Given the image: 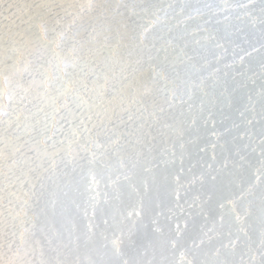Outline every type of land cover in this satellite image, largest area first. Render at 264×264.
<instances>
[{
	"label": "rangeland",
	"instance_id": "374dc122",
	"mask_svg": "<svg viewBox=\"0 0 264 264\" xmlns=\"http://www.w3.org/2000/svg\"><path fill=\"white\" fill-rule=\"evenodd\" d=\"M36 19H37V16L36 15H34V17H31V19H28V20H26L25 22V26L26 25H30L31 26V28H32V33L31 34H24L25 36H22L23 34L21 33V32H19V34L18 33H16L15 35H14V37L12 36L11 37V39H9V40H7V41H5L4 43H2V44H0V92H2V96L0 95V103H2L3 104V102H4V110H5V112H8V115L9 116H7V115H5V117H2V118H0V119H2L3 121H4V124H2V123H0L1 125L0 126H2V127H0V143H3V144H0V151L2 150V153H3V163H2V167H0V171H2V173H3V180H2V182H0V184H2V188H3V192L2 193H0V197H2V199L0 198V200L2 201H0V210H1V212H0V218H4L3 220L2 219H0V228L2 229H0V235H6V236H8V237H2V236H0V243H1V245H0V253H2V254H0V256H1V258L0 259H2L3 260V262H4V264H101V263H103V264H120V261H121V264H139V263H142V264H147V262L146 261H149V263L151 262V261H153L154 262V258H158V257H160V258H158V261H161V263H163V264H165L164 262L166 261L167 263L166 264H187L188 262H194L195 264H202V262L203 261H205L203 264H213L214 263V261H216V258L218 259V260H220V261H216V262H218V263H214V264H223L224 262V260L226 259V261L227 260H229L228 258L229 257H231V255L232 254H230V248L232 247V245H233V243L234 244H239V247H240V245H242V244H244L245 242V244L243 245L245 248H242L243 246H241L240 248H241V250H238L237 252H240V254H242V255H240V257L241 256H243V257H241V258H239V257H237L236 259H234V260H232L231 261V263L229 262V263H227L226 261H225V263H227V264H232V263H234L235 264V262H237L236 264H250L251 262H252V264H253V257H255L256 255H259V254H261V251H263V254H264V250H262V249H264L263 247H264V245H262V243L264 244V224H262V222L259 224V227L257 228V225H254V221H255V219L257 218V217H259V216H255V215H259L258 214V211H256V209L255 208H258V206H259V204H260V200L262 199V198H264V189L262 188V187H264V179H263V177H264V175H262V173H264V168H263V165H264V162H262V161H264V159L261 161L260 160V158H261V156H260V151H259V149H258V145H259V143H260V140H259V138H262L261 137V134H260V132H261V130H262V127H264L263 125L261 126L260 124H262V123H264V121H263V119H262V116H261V113H262V115L264 114V107L262 106L263 105V103H264V87H262V86H264L263 84H264V65L262 66H259V68L262 70V71H259L260 69L257 67V69L256 68H254V69H252V70H250V71H247V70H243V69H241V70H239V75L238 74H233V75H231L230 77H231V79H232V77H233V79H232V81H231V79L228 77V80L226 79L225 81L224 80H222V78H221V76L220 75H218L217 73H213V74H211L210 76H209V78H211V83H208L207 84V86L209 85V87H207V88H205V87H203V85H206L205 83H196V82H193V81H189V82H186L185 84V86H183V87H181L182 85H184V83H182V84H178V82H180V81H178L177 79L175 80V78L174 77H168L169 78V80H168V78H164V77H166V76H164V75H160V74H155V73H153L154 74V76H153V74L150 72V69H149V66L146 64V58H143V60H141V61H139V60H137V62H139V63H137V64H140V63H142V65H144L143 63H145V66H146V68L147 69H149V72L152 74H150L151 76H152V78H151V76H149V72H147V69L145 68L144 69V66L143 67H140L142 70H136L137 72H135L134 73V71L131 69V71H129L130 69H128V68H124L123 70H125V71H123L124 72V75L123 76H125L126 77V81L128 80V82H126V81H123L122 82V84H118V86H119V88H120V92H118V90H119V88H117V86L115 87V88H111L110 87V82H109V76H110V74L108 73V75L109 76H107L106 74H107V71H103V73H98V75H96V76H92V77H89V75L88 74H86V73H88V71H89V69H88V67L86 66V63H88L89 62V57H86V58H83V60H82V57H79L77 60H74V61H72V63L73 64H71V65H75L76 66V69H74V70H71L70 72L69 71H66L67 69H71L70 67H69V65L67 66H65V64H66V57H64L63 55H57V54H55V53H53V51L51 50V45H50V40H49V37L44 33V31L42 30V27L39 25V23H38V21H36ZM36 23V24H35ZM38 29V30H37ZM20 36V37H19ZM21 37H23V38H21ZM26 37H27V39H26ZM28 37H29V40H28ZM24 39V40H23ZM35 39H37V40H35ZM29 41V42H28ZM32 41V42H31ZM42 41V42H41ZM15 42V43H14ZM28 43V44H27ZM15 44V45H14ZM20 46V47H19ZM31 46V47H30ZM5 47V48H4ZM12 47V48H11ZM6 48H7V50H6ZM30 48V49H29ZM9 49V50H8ZM40 49V50H39ZM12 51V52H11ZM29 51V52H28ZM36 53H35V52ZM6 52H8V53H6ZM41 55V56H40ZM43 55V56H42ZM45 55V56H44ZM33 56V57H32ZM12 57V58H11ZM64 58H65V60H64ZM44 59V60H43ZM54 59V60H53ZM58 59V60H57ZM81 59V60H80ZM4 60V61H3ZM6 60V61H5ZM50 60V61H49ZM53 60V61H52ZM60 60V61H59ZM51 61H52V63H51ZM79 61V62H78ZM70 62V61H69ZM78 62V63H77ZM16 63V64H15ZM55 63V64H54ZM59 65H58V64ZM5 64V65H4ZM44 66H43V65ZM47 64H49V65H47ZM76 64H78V66L76 65ZM83 64H85V65H83ZM136 64V65H137ZM80 65H82V66H80ZM141 65V66H142ZM49 66V67H48ZM53 66V67H52ZM10 67V68H9ZM12 67V68H11ZM65 67H66V69H65ZM81 67V68H80ZM7 68V69H6ZM263 68V69H262ZM59 69H61V71L63 72V77H64V79L62 80V81H60V82H56V76L58 75V71H59ZM65 69V70H64ZM80 69V70H79ZM81 69H84L83 71H82V73H80L81 72ZM128 69V70H127ZM134 69V68H133ZM18 70V71H17ZM145 70V71H144ZM11 73H10V72ZM65 71V72H64ZM80 71V72H79ZM129 71V72H128ZM133 71V72H132ZM139 71H140V73H139ZM143 71V72H142ZM252 71H253V73H252ZM256 71H259V72H257L256 73ZM61 72V73H62ZM126 72H128V74L126 73ZM131 72H132V74H131ZM146 72V73H145ZM250 72V74L249 75H247L248 73ZM6 73V74H5ZM18 73V74H17ZM20 73V74H19ZM77 73V74H76ZM138 74V76H137V74ZM252 73V74H251ZM43 74V75H42ZM75 74H76V76H75ZM86 74V75H85ZM132 76H131V75ZM253 74H255V75H253ZM256 74H259V75H256ZM73 75V76H72ZM119 75H122L121 73H119ZM145 75V76H144ZM146 75H148L149 76V78H147L148 76H146ZM159 75H160V77H159ZM242 75V76H241ZM253 77H252V76ZM82 76H84L87 80H88V83H89V88L91 89V88H93V91H91L90 93H89V96L91 97V98H93L92 100H95L96 101V103L98 104H100V101L101 100H103V103H102V106L103 107H99V108H96V109H94V111L92 110L91 112H88L87 111V107L85 106V108L84 109H76L75 110V114L76 115H74V116H69V115H67V109L63 106V105H65V103L67 102V103H69V104H71L72 103V96H68V97H61V95H60V92L62 91V85H64V86H68L69 85V83L70 82H72V84H71V86L72 87H78V85L77 84H75L74 82L75 81H77V80H79ZM106 76V77H105ZM142 76V77H141ZM215 77V79H214V77ZM238 76V77H237ZM243 76H246V78L244 77V80H243V78H242V81H241V77H243ZM247 76H251L252 78H249V77H247ZM262 76V77H261ZM138 77H139V80H138ZM144 77H146V78H144ZM158 77V78H157ZM162 77V78H161ZM239 77H240V79H239ZM259 77V78H258ZM35 78V79H34ZM106 78H108V79H106ZM128 78H130V79H128ZM132 78H133V80H132ZM142 78H144V79H142ZM171 78H173V80H170ZM209 78H208V82H209ZM213 78V79H212ZM218 78H220V79H218ZM248 78H249V80H248ZM258 78V79H257ZM263 78V79H262ZM30 79V80H29ZM135 79V80H134ZM149 79H152V80H154L155 79V81H156V83L155 82H152V80H149ZM162 79V80H161ZM202 79V78H201ZM236 79V82L233 84V82H234V80ZM238 79V80H237ZM252 79V80H251ZM94 80V81H93ZM106 80V82H104ZM130 80H132V81H130ZM137 80V81H136ZM143 80V81H142ZM147 82H146V81ZM159 82H158V81ZM167 80H168V83H167ZM203 80V79H202ZM213 80H215L214 82H213ZM218 80V81H217ZM248 80V81H247ZM256 80V81H255ZM103 81V82H102ZM134 81V83H132ZM140 81V82H139ZM160 81H162V83L160 82ZM163 81H165V82H163ZM170 81H173V83L171 84V82ZM175 81H177V82H175ZM222 81H223V83H222ZM228 81L230 82V83H228ZM249 82V81H253L252 83V85H251V82H250V84L249 83H247V82ZM100 82V83H99ZM130 82V83H129ZM192 82V83H191ZM203 82V81H202ZM213 82V83H212ZM219 82H221L220 84H218ZM227 82V83H226ZM246 82V83H245ZM258 84H257V83ZM57 83V84H56ZM90 83H93V85L92 84H90ZM95 83V84H94ZM97 83V84H96ZM103 83V84H102ZM105 83V84H104ZM107 83V84H106ZM125 83H127V84H130V85H127V84H125ZM141 83V84H140ZM144 83H145V85H144ZM151 83H154V84H151ZM161 83V84H160ZM164 83H166V84H164ZM215 83H217V84H215ZM226 85H228L229 86V84H231L232 83V85H234L233 87H232V85L231 86H229V88H228V86H226ZM242 83H245V84H242ZM255 83V84H254ZM62 84V85H61ZM98 84H99V86H98ZM124 84V85H123ZM142 84L144 85V86H142ZM174 84H177V85H174ZM190 84V85H189ZM192 84H193V86H192ZM210 84H211V86H210ZM213 84V85H212ZM235 84H237L236 86H235ZM248 84V85H247ZM259 84H261V85H259ZM34 85H35V87H34ZM39 85H41V86H39ZM49 85V86H48ZM55 85H58V86H55ZM74 85V86H73ZM103 85H104V87H103ZM140 85V86H139ZM146 85H149V86H146ZM154 85H155V87H154ZM165 85H167V86H165ZM168 85H170V86H168ZM172 85H174V86H172ZM196 85H198V86H196L197 87V90L195 89L196 87L195 86ZM202 85V86H201ZM218 85V86H217ZM219 85H220V88H219ZM245 85H246V94L247 95H245V92H243V91H245ZM255 85L257 86L258 85V87H255ZM5 86V87H4ZM55 86V87H54ZM93 86V87H92ZM96 86V87H95ZM98 86V87H97ZM123 86H126V87H124L123 88ZM132 86V87H131ZM136 86V87H138V89L137 88H134V87ZM159 86V87H158ZM165 86V87H164ZM201 86V89L202 90H199V87ZM213 86V87H212ZM223 88H222V87ZM251 86L253 87H255V89H256V91H255V89H254V87H253V89L251 88ZM260 86V87H259ZM25 89H24V88ZM101 87V88H100ZM103 87V88H102ZM107 89H106V88ZM133 89V91H132V89ZM143 87H145L144 89H143ZM148 87L150 88V90L148 89ZM151 87H152V89H151ZM167 87V88H166ZM176 88V90H174V88L171 90V88ZM194 87V90L192 89ZM211 87H212V89H211ZM216 87V88H215ZM226 87H227V89H226ZM237 87V88H236ZM10 88V89H9ZM32 88V89H31ZM98 88V90H96ZM164 88H165V90H164ZM170 88V89H169ZM181 88V89H180ZM184 88V90H187V92H189V90H191V93H187L186 91H184V90H182ZM186 88V89H185ZM189 88V89H188ZM191 88V89H190ZM213 88H214V90H213ZM236 88V90H234ZM258 88H260V90H263L262 92L258 89ZM262 88V89H261ZM13 89V90H12ZM17 89V90H16ZM23 89V90H22ZM31 89V90H30ZM46 89V90H45ZM55 89V90H54ZM103 89H104V91H105V93L103 92ZM118 89V90H117ZM121 89L123 90L122 91V93H121ZM128 89V90H127ZM139 89H141L143 92H141V90H139ZM146 89V90H145ZM160 90V92H161V94H159L160 92H159V90ZM161 89H163V91L161 90ZM178 89H180L179 91H178ZM216 89V90H215ZM219 89H221L220 90V92H218L219 91ZM231 90L230 91V93H229V90ZM237 89H239V90H237ZM242 89V90H241ZM258 89V90H257ZM51 90V91H50ZM59 90V91H58ZM102 91V92H100V91ZM168 90H170V92H168ZM175 92H174V91ZM210 90V91H209ZM225 90V91H224ZM233 90H234V92L235 91H237V92H235V94L237 93V96L236 95H234V92H233ZM241 90V91H240ZM34 91V92H33ZM99 91V92H98ZM108 91V92H107ZM112 91V92H111ZM134 91H136L135 93H134ZM138 91V92H137ZM147 91V95H145V93L144 92H146ZM197 91V92H196ZM199 91V92H198ZM209 91V92H208ZM214 91V92H213ZM218 93H220V94H218ZM229 93V95L230 94H232V92H233V94L232 95H230V97L228 98L227 97V95H228V93ZM259 91L261 92V93H259ZM20 92V93H19ZM30 92V93H29ZM37 92H38V94H37ZM59 92V93H58ZM119 93V94H117V93ZM149 92H151L152 93V95H151V93H149ZM166 92V93H165ZM176 92H179V94H177V96H176V98L174 97L175 95H176ZM201 92V93H200ZM207 92L209 93V94H207ZM212 92V93H211ZM216 92V93H215ZM222 92H224V94L222 93ZM243 92V93H242ZM13 93V94H12ZM39 93H40V96H39ZM41 93H43L42 95H41ZM92 93V94H91ZM98 93V94H97ZM101 95H100V94ZM114 93H116L115 94V96H113L114 95ZM124 93H128V95L126 94H124ZM141 93H143V94H141ZM206 93V94H205ZM227 93V94H226ZM238 93H239V95H240V93H242L241 94V96H239L238 95ZM20 94V95H19ZM26 94V96H23V95H25ZM48 94H50V95H48ZM53 94V95H52ZM104 94V95H103ZM108 94V95H107ZM121 94V95H120ZM135 94H140L141 95V97L142 98H140V95H138V98H137V95H135ZM159 94V95H158ZM223 94V95H222ZM244 94V95H243ZM249 94H250V96H252L251 98L254 100V101H251L252 99H250V96H249ZM260 94H263V95H260ZM31 95V96H30ZM35 95V96H34ZM72 95L74 96L75 95V93L73 92L72 93ZM119 95V97L120 98H122V99H120V98H117L116 96H118ZM149 95V96H148ZM151 95V96H150ZM192 95V96H191ZM204 95H206V96H204ZM220 95H221V98H220ZM226 95V96H225ZM242 95L243 96H245V98L248 96L249 98H247L248 99V101H247V99H245V102L247 101V103L249 102L250 104H248L247 105V103H244V97H242ZM255 95V96H254ZM258 95V96H257ZM259 95H260V97L262 96V98H258L259 97ZM9 96V97H8ZM28 96V97H27ZM43 96V97H42ZM45 96V97H44ZM52 96V97H51ZM97 96V97H96ZM103 96V97H102ZM110 96H113V97H115V98H111ZM125 96H127L126 98H124ZM135 96V97H134ZM146 96H147V98H146ZM155 96V97H154ZM168 96V97H167ZM173 96V97H172ZM190 96V97H189ZM195 96V99L194 98H192V97H194ZM199 96V97H198ZM203 96V97H202ZM216 96L218 97L219 96V98H220V100H223V102L221 101L220 102V100L219 99H217L216 100ZM222 96L224 97L223 99H222ZM236 96V97H235ZM33 97V98H32ZM35 97V98H34ZM42 97V98H41ZM47 97V98H46ZM48 97H49V99H48ZM132 99H131V98ZM163 97V98H162ZM239 97H242V100H241V98H239ZM41 98V99H40ZM97 98V99H96ZM107 98V99H106ZM111 98V99H110ZM130 98V99H129ZM140 98V99H139ZM145 98V99H144ZM167 98V99H166ZM172 98V99H171ZM199 98V99H198ZM201 98V99H200ZM10 99V100H9ZM27 99V100H26ZM32 99V100H31ZM48 99V100H47ZM65 99H67L66 101H65ZM115 99V100H114ZM120 101H119V100ZM144 99V100H143ZM168 99H170V100H172V101H168ZM192 99V100H191ZM196 99H197V101L199 100L200 102H203L202 104L198 101V104H194L195 102L197 103V101H196ZM212 99V100H211ZM7 100V101H6ZM30 100V101H29ZM60 100V101H59ZM71 100V101H70ZM110 100H112V101H110ZM123 100H125L124 102H123ZM141 100H143L142 102L144 103L143 105L142 104H140V103H142L141 102ZM157 100V101H156ZM160 100V101H159ZM164 100V101H163ZM177 100V101H176ZM194 100V101H193ZM202 100V101H201ZM216 100V101H215ZM226 100V102H224ZM26 101V102H25ZM32 101V102H31ZM35 101V102H34ZM52 101V102H51ZM99 101V102H98ZM119 102V105H117L118 104V102ZM130 102V104H129V102ZM134 101V102H133ZM139 101V102H138ZM145 101V102H144ZM147 101V102H146ZM153 101V102H152ZM166 101V102H165ZM176 101V102H175ZM189 101V102H188ZM190 101H192L191 102V104H190ZM214 101V102H213ZM228 101V102H227ZM231 101V102H230ZM7 102V103H6ZM9 102V103H8ZM57 102V103H56ZM89 102L91 103L92 101L91 100H89ZM110 102V103H109ZM123 104H122V103ZM161 102V103H160ZM165 102V103H164ZM168 102V103H167ZM220 102V103H219ZM243 103V104H239V103ZM38 103V104H37ZM53 103V104H52ZM55 103V104H54ZM59 103V104H58ZM109 103V104H108ZM114 103V104H113ZM121 103V104H120ZM137 103V104H136ZM152 103V104H151ZM154 103V104H153ZM174 103V104H173ZM190 105H189V104ZM194 105H193V104ZM215 103V104H214ZM216 103H218L217 105H216ZM224 103V104H223ZM233 105V106H235V107H233L231 104ZM11 104V105H10ZM30 104H31V107H30ZM43 105V106H41V105ZM52 104V105H51ZM111 104V105H110ZM127 104V105H126ZM139 104V105H138ZM150 104V105H149ZM160 104V105H159ZM169 104H170V106H169ZM173 106H172V105ZM199 104H201L199 107L200 108H202L201 110H203L205 113H203V111H201V114L203 113V115L205 116H203V115H201L199 112L197 113L196 111H198V109H200V108H198V105ZM211 104H212V106H211ZM219 104H221V105H224V106H219ZM226 104H229V105H226ZM235 104V105H234ZM244 104H246V106L244 105ZM32 105H34V107L32 106ZM37 105V106H36ZM39 105V106H38ZM57 105V106H56ZM114 105V106H113ZM116 105V106H115ZM129 105V106H128ZM138 107H137V106ZM147 105V106H146ZM154 105V106H153ZM168 105V106H167ZM190 107H189V106ZM193 105V106H192ZM215 105V106H214ZM231 105V106H230ZM236 105H237V107H236ZM240 105L245 109V110H243L242 109V107H240ZM6 106H9L8 108H6ZM15 106V107H14ZM55 106V107H54ZM62 106V107H61ZM111 106H113V107H110ZM128 106V107H127ZM131 106V107H130ZM146 106V107H145ZM157 106V107H156ZM166 107V108H164V107ZM187 106H188V108H187ZM202 106H205V107H202ZM213 106L215 107L214 108V110H215V112L213 111ZM228 106V107H227ZM231 108H230V107ZM253 106V107H252ZM255 106V107H254ZM14 107V108H13ZM37 107V108H36ZM45 107H46V109H45ZM58 107V108H57ZM108 107V108H107ZM119 109H118V108ZM143 107H145V111H144V108ZM150 107V108H149ZM153 107V108H152ZM161 107V108H160ZM191 107H194L193 109H195L196 108V110L194 111ZM212 107V108H211ZM220 108V109H218V108ZM222 107H223V109H222ZM224 107H226V108H224ZM250 107L251 108H254L253 110H254V112L252 111V109H250ZM13 108V109H12ZM34 108V109H33ZM73 108H75V105L73 106ZM110 108V109H109ZM116 108V109H115ZM126 108V109H125ZM127 108L129 109V110H127ZM138 109V111H136L137 109ZM140 108V109H139ZM168 108H170V109H168ZM175 108V109H174ZM177 108V109H176ZM194 111V113H195V119L196 120H201V118L202 117H204V118H202L203 120H202V122L200 121V123L198 122V121H194V119H191L192 118V116H194V114L192 113V111H191V109ZM206 109V110H204V109ZM211 108V109H210ZM235 108H238V109H241V110H236ZM248 108V109H247ZM42 109H44V110H42ZM63 109V110H62ZM100 109V110H99ZM112 109L114 110V111H112ZM124 111H123V110ZM153 111H152V110ZM163 109H166V110H164L163 111ZM188 109V110H187ZM223 111H222V110ZM224 109H226L225 110V112H229V111H231V109H232V113L231 112H229V113H227V114H225L224 113ZM247 109V110H246ZM30 110V111H29ZM35 110V111H34ZM54 110V111H53ZM86 110V111H85ZM97 110H99L100 112H102V113H100L99 111H97ZM126 110H127V112H129V113H131V114H127V112H126ZM151 110V111H150ZM168 110V113H169V115H168V113L166 112ZM175 110V111H174ZM186 110L190 113V111H191V113L193 114H191V116H190V114L188 113V112H186ZM219 110H221V113H220V111ZM227 110H229V111H227ZM248 110H250V111H252V113L250 112V111H248ZM29 111V112H28ZM37 111V112H36ZM38 111H39V113H38ZM59 111V112H58ZM62 111V112H61ZM80 111V112H79ZM98 113H97V112ZM107 112V113H104V112ZM115 111H117V112H115ZM119 111V112H118ZM142 111V112H141ZM150 111V112H149ZM156 111V112H155ZM161 111H163V112H161ZM170 111V112H169ZM185 111V112H184ZM212 111H213V113H212ZM10 112H12V113H10ZM14 112V113H13ZM16 112V113H15ZM25 112H26V114H25ZM48 112V113H47ZM78 112V113H77ZM83 112V116L81 115V113ZM110 112V113H109ZM111 112H112V114H111ZM134 112V113H133ZM138 112V113H137ZM174 112V113H173ZM219 112V113H218ZM249 112V113H248ZM260 112V113H259ZM87 113V114H86ZM95 113V114H94ZM109 113V114H108ZM123 115H122V114ZM143 113V114H142ZM165 113V114H164ZM171 113H173L174 114V116L172 115L171 116ZM191 117V118H188L187 119V114ZM211 115H210V114ZM214 113H215V115L216 116H213L214 115ZM235 114L236 115V118H237V115L239 116V118H237V119H234L235 118V115H232V114ZM252 115H251V114ZM254 113V114H253ZM19 114H21V116L19 115ZM39 114H40V116H39ZM42 114V115H41ZM45 114V115H44ZM53 114V115H52ZM58 114V115H57ZM79 114V115H78ZM94 114V115H93ZM97 114V115H96ZM100 114V115H99ZM110 116V114H111V116L109 117L108 115ZM116 114V115H115ZM125 114V115H124ZM146 114H150L149 116L148 115H146ZM159 114V115H158ZM164 114V115H163ZM197 114H199V115H201L200 117L199 116H197ZM218 114H221V116L223 115L224 117H221V116H219ZM250 114V115H249ZM24 117H23V116ZM32 115V116H31ZM44 115V116H43ZM91 116V119L92 120H88L87 119V117L88 116ZM104 115H106V116H104ZM120 115H122V116H120ZM133 115V116H132ZM137 115V116H136ZM141 115V116H140ZM146 115V116H145ZM153 115L155 116V117H153ZM157 115H158V117H157ZM163 115V117H161ZM166 115V116H165ZM207 115L208 116H210V118H211V121H210V118L209 117H207ZM225 115H229L230 117H229V119H227L228 117L227 116H225ZM241 115H243L242 116V118L243 117H245V118H241L242 119V121L245 119V120H248V121H250V122H246L245 120H244V122L242 123V121L241 120H239L240 119V116ZM245 115V116H244ZM11 116V117H10ZM47 116V120L45 119V117ZM79 116V117H78ZM85 116V117H84ZM97 116L101 119L102 117L101 116H103V119H101L100 121H102V122H104V124L102 123V122H100L99 121V118H97ZM117 116V117H116ZM128 116V117H127ZM148 116V117H147ZM164 116H165V118H164ZM171 116V117H170ZM253 118H252V117ZM21 117V118H20ZM43 119H42V118ZM61 117H66V119H62ZM68 117V118H67ZM75 117V118H74ZM76 117H77V119H76ZM81 117V118H80ZM105 117V118H104ZM112 117V118H111ZM125 117V118H124ZM131 117V118H130ZM145 117V118H144ZM150 117V118H149ZM160 117L161 118H164V120L163 121H161L162 119H160ZM167 117L168 118H170V121L168 122L167 120ZM173 117H175V118H173ZM197 117H198V119H197ZM233 117V118H232ZM8 118V119H7ZM32 118V119H31ZM70 118V119H69ZM72 118L74 119V120H72ZM84 119L85 120V126H79V127H77L79 124H78V122H79V120L80 119ZM122 118V119H121ZM124 118V119H123ZM171 118H172V120H171ZM200 118V119H199ZM230 118H232V120L231 121H233V122H231L230 121ZM5 119V120H4ZM36 119V120H35ZM40 119V120H39ZM42 119V120H41ZM54 119V121H52ZM106 119V120H105ZM111 119H112V121H111ZM114 119V120H113ZM128 119V120H127ZM144 119V120H143ZM146 119V120H145ZM147 119H148V121H147ZM158 119H160L159 121H157ZM191 121H190V120ZM234 119V120H233ZM258 122V124H256L257 122H255V120ZM262 119V120H261ZM77 120V121H76ZM98 120V121H97ZM121 120V121H120ZM161 122L160 124H159V126L161 125L162 126V128L164 129L163 131L165 132H162L161 130H162V128H159V130L161 131L160 133H158L159 131L157 130L158 129V124H157V126H156V122ZM174 120V121H173ZM238 122H237V121ZM254 120V121H253ZM15 121H16V123H15ZM27 121H28V123H27ZM36 121V122H35ZM39 121V122H38ZM64 121V122H63ZM69 121H71V123H69ZM89 121V122H88ZM109 121V122H108ZM118 121L120 122V123H118ZM134 121V122H133ZM151 121H154V122H151ZM165 121H167V122H165ZM173 121V122H172ZM189 122L190 121V125H194L195 123L197 124V126L196 127H198L197 129H194V128H196L195 127V125H194V128H193V126H189L188 124H187V122ZM192 121H194V122H192ZM229 121V122H228ZM236 121V122H235ZM241 121V122H240ZM20 122V123H19ZM22 122V123H21ZM38 122V123H37ZM41 122V123H40ZM44 122H46V123H44ZM52 124H51V123ZM60 122H62V123H60ZM75 124H74V123ZM107 123V126H105L106 125V123ZM110 122H112L111 124H110ZM115 122V123H114ZM129 122V123H128ZM131 122H132V124H131ZM147 122V123H146ZM164 122V123H163ZM198 122V123H197ZM209 122V123H208ZM246 122V123H245ZM252 122V123H251ZM255 122V123H254ZM12 123V124H11ZM18 123V124H17ZM57 123H58V125H57ZM72 123H73V125H72ZM102 124V125H99V124ZM108 123L110 124V125H108ZM142 123V124H141ZM144 123V124H143ZM152 123H153V125H152ZM163 123V124H162ZM168 123V125L166 126V124ZM169 123H170V126H171V128H173V130L170 128V126H169ZM171 123H175L174 125H175V127L173 126V124H171ZM179 123V124H178ZM184 123H185V125L188 127V130H189V127L190 128H193V129H190L189 131L190 132H192V134L187 130V129H184V127L185 128H187L186 126H184ZM191 123H193V124H191ZM202 123H204V124H202ZM223 123V124H222ZM226 125H225V124ZM243 125H242V124ZM41 124V125H40ZM47 124V126H45ZM64 126V127H62V125ZM77 124V125H76ZM92 126H91V125ZM116 124V125H115ZM124 124V125H123ZM128 124V125H127ZM138 124V125H137ZM148 124V125H147ZM178 124V125H177ZM201 125V126H198V125ZM210 124V125H209ZM246 124V125H245ZM249 124H251V125H249ZM253 124H256L255 126L253 125ZM33 125H34V127H33ZM61 125V126H60ZM70 125V126H69ZM115 125V126H114ZM126 125V126H125ZM130 125H132V127L130 126ZM155 125V126H154ZM180 125V126H179ZM253 125V126H252ZM5 126V127H4ZM14 126V127H13ZM18 126V127H17ZM22 126H27V127H22ZM36 126V127H35ZM51 126V127H50ZM55 126V127H54ZM57 126V127H56ZM67 126V127H66ZM112 126H113V128H112ZM140 126V127H139ZM143 126V127H142ZM153 126H154V128H153ZM160 126V127H161ZM167 127L166 129H165V127ZM204 128H203V127ZM228 126H230V128L231 129H229V127L227 128ZM239 126V127H238ZM244 126V127H243ZM245 126H248V127H245ZM32 129H31V128ZM85 129H84V128ZM87 127V128H86ZM90 127V128H89ZM126 127V128H125ZM131 127V128H130ZM147 127H150L149 129H147ZM152 127V128H151ZM157 127V128H156ZM168 127H169V129H168ZM200 127V128H199ZM202 127V128H201ZM207 127H209V128H207ZM214 127H216V128H214ZM224 127H226L225 129H224ZM254 127V131L252 130V128ZM256 127V128H255ZM261 127V128H260ZM2 128V129H1ZM13 128V129H12ZM17 128V129H16ZM24 128V129H23ZM29 128H30V130L31 131H29ZM50 128V129H49ZM52 128V129H51ZM60 128V129H59ZM62 128V129H61ZM92 128V129H91ZM111 128V129H110ZM135 128V129H134ZM137 128V129H136ZM143 130V131H141V129ZM147 130H146V129ZM211 128V129H210ZM221 128H223V129H221ZM240 128H241V130H240ZM250 130H248V129ZM3 129H4V131H3ZM21 129V132L20 131H18V130H20ZM55 129H56V132H55ZM63 129H65V130H63ZM131 129H133V130H131ZM155 129V130H154ZM200 129V130H199ZM203 129H205L204 131H203ZM208 129H210V131H207ZM214 129V130H213ZM215 129H216V131H215ZM226 129H229V131L231 132V131H233V133H228L229 131H226ZM233 129V130H232ZM258 129V130H257ZM11 130V131H10ZM24 132H26V133H24ZM34 130V131H33ZM49 130H50V132H49ZM67 130V131H66ZM76 130V131H75ZM93 130V131H92ZM139 131V132H137V131ZM149 130V131H148ZM157 130V131H156ZM183 130H186L187 132H189L191 135H192V137L193 138H195L196 139V141L201 145V147H199L198 145V143L196 142V141H192V139H191V135L190 134H188L187 133V135L188 136H186V133H184V132H186V131H184L183 132ZM193 130V131H192ZM194 130H198L197 132H199V133H201L202 131V135H203V133H206V131H207V133L206 134H204V135H207L208 134V132H209V134H208V136H202L201 134H199V133H197V132H195V134H196V136H198L197 138L195 137V135L193 136V132H194ZM214 131V132H211V131ZM218 130H222L221 131V133H220V131H218ZM235 130V131H234ZM237 130L238 131H240V132H237ZM247 130L249 131V133L247 132ZM18 131V132H17ZM29 131V132H28ZM33 131V132H32ZM42 131H43V133H45L47 136H49L50 138H51V140H53V139H55V140H53V141H56V140H58L59 139V141H64V145H59V146H57L59 149H60V154H59V152H57V155H55V158H54V156L52 155V153H53V151H54V149H52V150H50L51 148H52V146H51V141H49V143L50 144H48L47 145V154L45 153V152H43V150H44V148H45V145L43 144V143H41L40 144V149L42 150L41 152L39 151V154L37 153V151L34 153V149L32 148L33 146H35L36 144H34V143H37L36 141L39 139V140H41V139H43V137H42ZM48 131V132H47ZM51 131H53V133H51ZM61 131V132H60ZM65 131H66V133H65ZM146 131V132H145ZM154 131L155 132H157V134L156 133H154ZM184 133V134H182V132ZM3 132V133H2ZM13 134H12V133ZM17 132V133H16ZM31 132V133H30ZM73 132H75L76 133V135H75V137H73ZM78 132V133H77ZM96 132V133H95ZM111 132L113 133V136H112V134H111ZM115 132V133H114ZM116 132H117V134H116ZM136 132V133H135ZM144 132V133H143ZM150 133V134H148V133ZM166 132H167V134H168V136L170 135V132H173V133H171L172 135L171 136H169V137H167L166 138ZM226 133L225 135L223 134V133ZM242 132V133H241ZM247 132V133H246ZM14 133H15V135L17 136V139L16 140H14L15 138H16V136L14 135ZM55 133H56V135H55ZM59 133V134H58ZM64 135H63V134ZM90 133V134H89ZM151 133H153V135L151 136ZM216 133V134H215ZM227 133H228V135H227ZM240 133V134H239ZM29 134V135H28ZM33 134V135H32ZM50 134V135H49ZM68 134V135H67ZM92 134V135H91ZM122 134L123 136H122V140H121V138H117L118 136L119 137H121L120 135ZM131 134V135H130ZM133 134V135H132ZM137 134H139V136L140 137H142V135H143V137L141 138V139H139L140 137L137 135ZM145 134H147L149 137H147V135H146V137H145ZM154 134H155V138H154ZM197 134H199V135H197ZM212 134V135H211ZM213 134H215V136L213 135ZM223 134V135H222ZM230 134V135H229ZM247 134H248V136H247ZM4 135H6V136H4ZM24 135V136H23ZM53 135H55V136H57V137H55V136H53ZM71 135H72V137H71ZM96 135V136H95ZM99 135V136H98ZM124 135H125V137H127L128 139H129V141L127 142V138H125L124 137ZM159 135H161V136H159ZM163 135V136H162ZM176 135V136H175ZM180 135V136H179ZM182 135H184V136H182ZM260 135V136H259ZM13 136H14V138H13ZM58 136H59V138H58ZM61 136H63V137H61ZM81 138V139H83V140H81V139H79V137ZM85 136V137H84ZM98 136V137H97ZM103 136V137H102ZM108 136V137H107ZM112 136V137H111ZM114 136H116V137H114ZM129 136V137H128ZM131 136V137H130ZM136 137V138H132V137ZM200 136H202V137H200ZM210 136L212 137V138H214V139H217V140H214V139H211L210 138ZM214 136V137H213ZM222 136H224V138L226 137L227 138V140L226 139H222ZM232 136V137H231ZM238 136V137H237ZM241 136H242V138H241ZM246 136H247V138L248 137H250V138H246ZM4 137H6V138H4ZM40 137V138H39ZM66 137H70L69 139L67 138L66 139ZM77 137H78V139H77ZM88 137V138H87ZM91 137H94V138H91ZM107 137V138H106ZM111 137V138H110ZM123 137H124V143L126 142V144L124 145V143H123ZM165 137V138H164ZM171 137H173V139L171 138ZM180 137H181V139H180ZM190 137V138H189ZM207 137V138H206ZM233 137H236V138H238V139H235V138H233ZM257 137H258V139H257ZM33 138V139H32ZM73 138V139H72ZM148 140H147V139ZM154 139V140H150V139ZM164 138V139H163ZM170 138H171V140H172V146H171V140H170ZM175 138H177V140L175 139ZM184 138V139H183ZM187 138V139H186ZM209 138V139H208ZM218 138H220V139H218ZM228 138H230L231 139V141L228 139ZM6 139H8V140H6ZM87 139V140H86ZM93 139H95V140H93ZM97 139V140H96ZM106 139V140H105ZM115 139H118V140H115ZM136 139V140H135ZM138 139V140H137ZM143 139L145 140V141H143ZM176 140L175 141V144H174V142H173V140ZM190 139V140H189ZM249 140L250 141V139H251V141L250 142H252L251 144H250V142L249 141H245V140ZM252 139H256V140H254V141H256V143L255 142H253V140ZM12 140H13V142H12ZM19 140V141H18ZM21 140V141H20ZM30 140H33V141H31L30 142ZM70 142H69V141ZM79 140V141H78ZM101 140H102V142H101ZM108 140V141H107ZM114 140V141H113ZM132 140H133V142H132ZM155 140H156V143H158L157 145L158 146H156V143H155V145H154V142H155ZM164 140V141H163ZM179 140V141H178ZM186 140H187V142L189 143V141H191V142H194V143H191L190 144V146L188 145V143L186 142ZM211 140H213L215 143H213V141H211ZM240 140H242V141H240ZM27 141H29V142H27ZM59 141H56V142H59ZM67 141V142H66ZM74 141H76V142H74ZM95 141L97 142H100L99 144H98V142L97 143H95ZM105 141V142H104ZM122 141V142H121ZM144 143H142V142ZM146 141H148V142H146ZM153 141V142H152ZM180 141H182L181 142V144H182V147L184 146H186V144L185 143H187V146H188V150H190V147H191V150H194L195 151V153H194V151L192 152V151H190V153H192L193 155L191 156V154L190 153H188L187 152V149L185 150L184 149V147H183V149H184V151L182 150V152H180L179 151V149L181 150L182 148H180V146H178L177 145V143L178 144H180L179 142ZM211 141V142H210ZM217 141V142H216ZM224 141H225V143H224ZM226 141H228V142H226ZM230 141V142H229ZM236 142L240 147L241 146H243L245 149H243V147H239V148H235V144L233 145V142ZM237 141H239V142H237ZM18 142V143H17ZM22 142V143H21ZM81 142H83V143H81ZM117 142V143H116ZM121 142V143H120ZM130 142H132L133 143V145H135V146H133L134 147V151H133V148H132V146L130 145ZM136 142V143H135ZM151 143V145H149L148 146V144H150ZM160 142V143H159ZM167 142V143H166ZM8 143H9V145H8ZM22 145H24V146H21V144ZM75 143H77V144H75ZM93 143V144H92ZM102 143H105V144H102ZM108 143V144H107ZM123 143V144H122ZM127 143H129V144H127ZM135 143V144H134ZM145 143H147V144H145ZM184 143V144H183ZM195 143L197 144L196 145V147H199L200 149H202V151H200V150H197V149H199V148H197L196 150L195 149H192V148H196L195 147ZM208 143V144H207ZM210 143L214 146V145H217V146H215V147H217L218 149H217V151L215 150V149H213V148H211L210 150H209V147H210ZM227 143V144H226ZM241 143H243V144H241ZM246 143L248 144V145H246ZM254 143V144H253ZM4 144H5V146H4ZM32 144H34V145H32ZM57 144H60V143H56V145ZM75 144V145H74ZM90 144V145H89ZM97 144V145H96ZM101 144V145H100ZM143 144V146H146V147H144V148H142V146H140V145H142ZM225 144H226V147H225ZM241 144V145H240ZM253 144V145H252ZM3 145V146H2ZM16 145V146H15ZM28 145V146H27ZM30 145V146H29ZM67 147H66V146ZM77 145H79V146H84V147H80L81 149H79L78 147L79 146H77ZM113 145V146H112ZM131 146L130 148H129V146ZM153 145V147H154V150H153V147L151 148V146ZM176 145V146H175ZM193 145V146H192ZM244 145H246V146H244ZM7 146V147H6ZM13 146V147H12ZM32 146V147H31ZM43 146V147H42ZM66 148H65V147ZM91 146H92V148H91ZM95 146V147H94ZM98 146H100V147H98ZM106 146V147H105ZM107 146H108V148H107ZM159 146H160V148H159ZM170 146H171V148H170ZM177 146L179 147V149L177 148ZM186 146V147H187ZM233 146H234V148L236 149H234L233 148ZM248 146L250 147V148H248ZM21 147H22V149H21ZM29 147V148H28ZM42 147V148H41ZM49 147V148H48ZM55 148V151H57V149L58 148ZM74 147V148H73ZM77 147V148H76ZM96 147H98V150H96ZM112 147V148H111ZM128 148V150L126 149V148ZM175 149H174V148ZM237 147V146H236ZM10 148H13V149H15V148H19L18 150L17 149H15V151L13 150V149H11L10 150ZM24 148V149H23ZM35 148V147H34ZM62 148H64V150H62ZM69 150H68V149ZM71 148H73V149H71ZM87 148V149H86ZM90 148V149H89ZM100 148V149H99ZM110 148H111V150H110ZM131 148H132V151L134 152H132V153H129V155H128V152H130L131 151ZM147 149V151H146V149ZM152 150H151V149ZM159 148V152L161 153V154H163V155H160L159 154V152L157 151V149ZM172 148L174 149V151H176L177 149H178V152H180L181 154H183V152L185 153V154H187V156L189 155V157L187 158V156L185 157L186 159V163H188V161L189 160H191V158H193V157H196V158H193L192 160H194V162H192L191 161V163H192V166L193 167H191V169L192 170H190V173L188 172L189 171V169H190V161H189V165H187L186 166V164H185V161H183L184 160V158L183 159H181V157L180 156H184V155H179L177 158L178 159H175V155L177 154L178 155V153H176V152H174L173 150H172ZM206 148V149H205ZM231 148H232V151H231ZM252 148H253V151H252ZM255 148H256V151H255ZM21 149V150H20ZM30 149V150H29ZM75 149V150H74ZM79 149V150H78ZM93 149V150H92ZM104 149V150H103ZM238 149V150H237ZM248 149V150H247ZM251 149V150H250ZM20 150V151H19ZM23 150H24V152H23ZM26 150H27V152H26ZM34 150V151H33ZM61 150L62 151H64V152H61ZM67 152H69L70 150H71V152L73 151H75L74 152V154H73V152L71 153V152H69V153H66V151ZM77 150V151H76ZM83 150V151H82ZM91 150V151H90ZM100 150V151H99ZM105 150H107V151H105ZM124 150H126V151H124ZM153 151V152H151V151ZM168 150H169V152H168ZM208 150V152H209V157H210V155H211V157L215 160H213L211 157L210 158H208V155H206V154H208V152H206ZM215 151L214 152V154H213V152L212 151ZM218 150H220V152H222V154L220 153V156H219V151ZM222 150V151H221ZM239 150H242L243 152H237V151H239ZM247 150V151H246ZM18 151H19V153H18ZM49 151V152H48ZM90 153H89V152ZM114 151V152H113ZM116 151V152H115ZM157 151V152H156ZM202 153L203 151V155L202 154H200V152ZM227 151V152H226ZM234 151V152H233ZM5 152V153H4ZM7 152V153H6ZM33 152V153H32ZM95 152V157H93V153ZM108 152V153H107ZM110 152V153H109ZM149 152V153H148ZM155 152V153H154ZM175 153V155H172L171 153ZM198 154H197V153ZM216 152H218L217 154H216ZM225 152V153H224ZM229 152V153H228ZM251 152V153H250ZM255 152H256V154H255ZM12 153V154H11ZM51 153V154H50ZM75 153H77V154H75ZM92 153V154H91ZM135 153L137 154V155H135ZM151 153V154H150ZM169 153V155H167V154ZM204 153H205V155H204ZM224 153V154H223ZM228 153V154H227ZM231 153V155H232V160L229 158V157H231V155H229ZM237 153V154H236ZM247 153H250L251 154V157H250V154H247ZM255 155H257V156H255V157H253L254 156V154ZM9 154V155H8ZM20 154V155H19ZM25 154H27L26 156H25ZM34 154V155H33ZM44 154V155H43ZM64 154V155H63ZM72 154V155H71ZM113 154V155H112ZM149 154V155H148ZM200 155L199 157L198 156H195V155ZM235 154V155H234ZM11 155V156H10ZM16 155V156H15ZM30 155H32L33 157H35L34 159L32 158V156L30 157ZM39 157H38V156ZM50 157H49V156ZM69 155V156H68ZM82 155V156H81ZM85 155V156H84ZM102 155H104V156H102ZM116 155V156H115ZM134 155V156H133ZM151 155V156H150ZM160 155V156H159ZM171 155V156H170ZM176 155V156H177ZM217 155V156H216ZM223 155V158L221 157ZM226 155L228 156V157H226ZM5 156H7V157H5ZM24 156V157H23ZM57 156V157H56ZM59 156V157H58ZM66 156V157H65ZM88 156V157H87ZM106 156V157H105ZM140 156V158H138ZM216 156V157H215ZM224 156L226 157V159H230V161L232 162H230V161H226V159L224 158ZM233 156L236 158V160L235 159H233ZM260 156V158H258ZM9 157V158H8ZM18 157H20V158H17ZM38 157V158H37ZM43 159H42V158ZM82 157V158H81ZM117 157V158H116ZM134 157H137V158H134ZM143 157V158H142ZM149 157V158H148ZM158 157V159H156ZM159 157L161 158H163V157H165L164 159H159ZM167 157H168V159H167ZM180 157V158H179ZM205 157H207L209 160H206L207 158H205ZM238 157H241V158H238ZM6 158V159H5ZM23 158V159H22ZM61 158V159H60ZM69 158H70V160H69ZM77 158H79V159H77ZM142 158V159H141ZM151 158V159H150ZM169 158H170V160H169ZM173 158L175 159V160H179V161H182L181 163L183 164L181 167L182 168H185V169H182L181 167H180V162L179 161H175V160H173ZM238 158V159H237ZM255 160H254V159ZM27 159L29 160V162L27 161ZM37 159V160H36ZM44 159H45V161H44ZM50 159H52V160H54V162L52 161V160H50ZM88 159V160H87ZM90 159V160H89ZM102 159V161H99V160H101ZM106 159H108V160H106ZM114 159H116L115 161H114ZM144 159V160H143ZM149 159V160H148ZM181 159V160H180ZM187 159H189L188 161H187ZM199 159V160H198ZM210 159H212V161H210ZM240 159H242V161H243V159L244 160H246V162L245 161H243V163L245 164V165H248V163L249 164H251V162L253 163V164H255V166L253 165V164H251L252 166H254V167H252L251 165H249V167H251V169L250 168H248V166H246L245 168L246 169H250V170H248V173H246V171L247 170H245V168H243L244 166L242 165V162L240 161V164L239 163H237V162H239L238 160H240ZM252 159V160H251ZM6 160V161H5ZM9 160V161H8ZM15 160H17L16 162V164H15ZM21 160V161H20ZM26 160V161H25ZM33 160V161H32ZM39 160V161H38ZM49 160V162H47ZM59 160V161H58ZM65 160V161H64ZM69 160V161H68ZM104 160H106V161H104ZM122 160V161H121ZM132 160V161H131ZM138 160V161H137ZM157 160V161H156ZM159 160L161 161V162H165V161H167L166 163L168 164H166V163H162V165L164 164H166V166H160L161 165V163L159 162ZM173 160V161H172ZM198 160V161H197ZM202 160V161H201ZM216 160H217V162L219 163V162H221L222 161V163H220L219 165H221V166H219V165H217L216 163H214V162H216ZM254 160V161H253ZM24 161V162H23ZM36 163H35V162ZM58 161V162H57ZM62 161V162H61ZM78 163H77V162ZM113 161V162H112ZM137 163H139V164H136V162ZM150 161V162H149ZM170 161V162H169ZM214 161V162H213ZM226 161V162H225ZM237 161V162H236ZM13 164H12V163ZM21 162V163H20ZM39 162V163H38ZM43 162H45V163H43ZM53 162V163H52ZM57 162V163H56ZM60 162V163H59ZM100 162V163H99ZM106 162V163H105ZM107 162H109V163H107ZM110 162L112 163V164H110ZM116 162V163H115ZM129 162H130V164H129ZM134 162V163H133ZM147 162V163H146ZM169 162V163H168ZM173 162V164H170V163H172ZM184 162V163H183ZM198 162H199V165H201L202 163L204 164V165H202L203 167H201V166H199L198 165ZM201 162V163H200ZM207 163V165L205 164V163ZM211 164H210V163ZM235 163V168H234V163ZM255 162V163H254ZM11 163V164H10ZM24 163V164H23ZM32 163V164H31ZM94 163V164H93ZM104 163V164H103ZM114 163V164H113ZM125 163V164H124ZM141 163V164H140ZM149 163V164H148ZM175 163V164H174ZM176 163H178V164H176ZM194 163H197V164H194ZM209 163V164H208ZM231 163V164H230ZM263 163V164H262ZM15 164V165H14ZM28 164H30V165H28ZM40 164V165H39ZM41 164H43V165H41ZM45 164V165H44ZM50 164H52V165H50ZM83 164V165H82ZM93 164V165H92ZM103 164V165H102ZM118 164H120V166L122 167L123 165V167H125V171L123 170V167L121 168V167H119V165ZM148 164V165H147ZM159 164V165H158ZM225 166H224V165ZM229 164V165H228ZM262 164V165H261ZM22 165H24L23 167H22ZM36 165V166H35ZM57 165H59V166H57ZM60 165H61V167H60ZM67 165V166H66ZM91 165V166H90ZM96 165H99V166H96ZM108 165H110V166H108ZM116 165V166H115ZM131 165V166H130ZM134 165V166H133ZM140 165V166H139ZM143 165V166H142ZM145 165V166H144ZM146 165L148 166V167H146ZM149 165H151L150 167H149ZM170 165V166H169ZM171 165H173L172 167H171ZM177 166V167H179V168H177V170H180V171H182V170H185V171H182V174L184 175V177H181V176H183V175H177L176 173L175 174H173V171H174V169H176L174 166ZM210 165V166H209ZM215 165H217L215 168H217V170L218 171H216V169H214V166ZM228 165V166H227ZM238 165H240V166H238ZM262 166V168L260 167V166ZM18 166V167H17ZM28 166V167H27ZM42 166H44L45 168H43ZM54 166V167H53ZM79 166V167H78ZM83 166V167H82ZM102 166H103V168H105L106 166H108V167H106L105 169H102ZM127 166H129V167H127ZM186 166V167H185ZM189 166V167H188ZM196 166V167H195ZM199 166V167H198ZM208 166V167H207ZM229 166H232L231 168L229 167ZM21 167V168H20ZM39 167H41V168H39ZM47 167H49L48 169H47ZM63 167V168H62ZM72 167V168H71ZM77 167V168H76ZM90 167H91V171H89L90 170ZM95 167H97L96 169H95ZM99 167V168H98ZM114 167L116 168V169H114ZM134 169H133V168ZM140 167H142V168H140ZM143 167H145V168H143ZM163 167H167L165 170H163L164 168ZM168 167H170V168H168ZM188 167V168H187ZM207 167V168H206ZM230 169H229V168ZM237 167H239L238 169H236ZM242 169H241V168ZM259 167H260V169H263V171L262 170H260L259 169ZM19 168V169H18ZM30 168H32V169H30ZM62 168V169H61ZM74 168V169H73ZM79 168H81V170H83L82 172H81V170H79ZM101 168V169H100ZM108 168V169H107ZM113 168V169H112ZM130 168V169H129ZM187 168V169H186ZM193 168H195L196 170H194ZM202 168H203V170H202ZM211 168V169H210ZM232 168H233V172H235V173H232V174H236V173H238V171L240 172V173H242V174H237L238 175V179H236L237 178V176L235 175H230L229 177H228V175H229V173L231 174V172L230 171H232ZM254 168V169H253ZM12 171H11V170ZM25 169H26V171H28V172H26L25 171ZM30 169V170H29ZM54 171H53V170ZM76 169V170H75ZM88 169V170H87ZM128 169V170H127ZM149 169H151V170H149ZM199 169H201V171L199 170ZM204 169H206L205 171H204ZM234 169H236L235 171H234ZM255 169H259L257 172H256V170ZM10 172H9V171ZM33 170V171H32ZM38 170V171H37ZM43 170V171H42ZM45 170V171H44ZM50 170V171H49ZM111 170V171H110ZM130 170V171H129ZM143 170L145 171V172H143ZM172 170V171H171ZM186 170H187V172H188V174L191 176L192 174H193V176H191V178H189L190 176H188L187 175V173H186ZM194 170V171H193ZM212 171V173H213V171H214V173L213 174H210V176H207V175H209V173H211L210 171ZM238 170V171H237ZM253 170V171H252ZM16 171V172H15ZM24 171V172H23ZM52 171V172H51ZM79 171L81 172V173H79ZM108 171H110V172H108ZM121 171H123V172H121ZM128 171V172H127ZM133 171H134V173H133ZM136 171V172H135ZM138 171H140V172H138ZM168 171V172H167ZM180 171H179V173H180ZM196 171V172H195ZM206 171H208V172H206ZM224 171L225 172H228V174L226 173H224ZM242 171H244V172H242ZM249 171L250 172H252V173H250L249 174ZM260 171V172H259ZM261 171H262V173H261ZM9 172V173H8ZM18 172V173H17ZM26 172V173H25ZM33 172V173H32ZM48 172V173H47ZM76 172V173H75ZM84 172H85V174H84ZM105 172H107V174H105ZM123 174H121V173ZM125 172H127V173H125ZM146 173V174H143V173ZM148 172V173H147ZM153 172V173H152ZM170 172L173 174H171L170 175ZM175 172H176V170H175ZM194 172H195V174H197V176L194 174ZM202 172V173H201ZM206 172V173H208V174H204V173ZM218 172V173H217ZM221 172L223 173L221 176L219 175V174H221ZM254 172H256V174H254ZM30 173H32V174H30ZM36 173V174H35ZM50 173V174H49ZM66 173V174H65ZM90 173V174H89ZM119 173V174H118ZM139 173H141L140 175H139ZM150 173V174H149ZM162 173H164V174H162ZM167 173H169V174H167ZM178 173V172H177ZM216 173V174H215ZM245 173H246V175H249V176H247L246 177V175H245ZM14 174V176H12ZM18 174H19V176H22L23 174H24V177L29 181V184L27 185V186H25L24 184H22V183H20V182H17V180H16V178L15 177H18ZM26 174V175H25ZM28 174V175H27ZM38 174V175H37ZM43 174V175H42ZM52 174V175H51ZM82 174H84L85 175V177H84V175H82ZM112 174V175H111ZM124 177H122L121 175ZM125 174L127 175V176H125ZM138 174V175H137ZM157 174H159V175H157ZM167 174V175H166ZM181 174V173H180ZM186 174V175H185ZM202 174H204L205 176H206V178H204L203 176H202ZM243 174H244V178L242 177L243 176ZM251 174L253 175V176H251ZM42 175V176H41ZM67 175V176H66ZM88 175V176H87ZM110 175V177H105V176H109ZM120 175V176H119ZM154 175L156 176V177H154ZM168 175H170L169 177H172L169 181L171 182H169V183H166V185L164 184V181H166V179L168 178L169 179V177H168ZM176 176V178H175V176ZM220 176V181H217V180H219V178H217L218 176ZM223 175L226 177V178H228V179H224L225 180V182L223 181ZM242 175V176H241ZM260 176V177H258V176ZM11 176V177H10ZM26 176H28V177H26ZM44 176H45V178H46V180H45V178H44ZM52 176V177H51ZM102 178H100V177ZM104 176V177H103ZM111 176H113V178L111 177ZM143 176H144V178H143ZM149 176H151V177H149V178H151V180L149 179V181L150 182H147L148 180V177ZM161 176V177H160ZM165 176H167L166 178H165ZM178 176H180V179L181 178H183V179H181L182 180V182H183V180H185L186 182H187V184H189V183H195V185H194V187H195V190H194V187H192L193 188V191H196V189L199 191L198 193H197V191H196V193H197V195L198 194H200L199 195V197H201V196H203L202 197V199L204 200H206V198L208 197V195L210 196L214 191L213 190H211V188L209 187V186H213L212 187V189H214V187H216V185H218V189L219 188H221V191H219V190H215L216 192L215 193H217L218 191L219 192H221V193H218L219 194V196H221V197H215V199L216 198H218V200L217 201H220L221 200V202H219L218 203V205L220 206H218L217 204H216V206H215V203H217L216 202V200L214 199V195L215 196H218V195H216L215 193H214V195H212L213 196V199L214 200H212L213 202H214V206H215V208L214 207H212V205H211V207H212V209L210 208V207H207V213H209V214H207L204 210H206V202L205 201H203V203H202V201H201V198H195V199H197V202H198V200H199V202H200V208L203 206V205H205L204 206V210H203V208H201L202 210H200V208L196 205V203H194V205L196 206V208L198 207L199 209H191L190 207H193V204L191 203V202H195V199H194V197H197V195H196V193H194L195 195H193V193H192V189H189V187L191 188V186H192V184L190 185H188V186H186V187H188V189L186 188V187H184L183 185H185L184 183L185 182H180V180L179 179H177V178H179ZM185 176L186 177H188L187 179L185 178ZM213 176V177H212ZM217 176V177H216ZM231 176H234V178L232 179V177ZM256 176V177H255ZM54 177V178H53ZM57 177V178H56ZM119 177V178H118ZM127 182H125L124 183V180H122V178ZM126 177H128V178H126ZM140 177H142V178H140ZM195 177V180H193V178ZM200 177V179H198ZM201 177H203L204 178V180H205V182H206V179L208 178V177H210V178H208V179H210V180H214L215 182H216V185L213 183V182H211L210 180L205 184V186L203 187V188H205V190L203 191L202 190V192H200V190L202 189L201 187H202V185H204V183H202L204 180L201 178ZM217 178V180H216V178ZM32 178V179H31ZM72 178V179H71ZM74 178V179H73ZM92 178H94L95 179V181H96V183L93 185L92 184ZM108 179V181L106 180V179ZM116 178H118V179H116ZM130 178V179H129ZM145 178H146V180H145ZM155 179V181H154V179ZM174 178V179H173ZM185 178V179H184ZM222 178V179H221ZM231 178V179H230ZM243 180H242V179ZM247 178H250V179H248L247 180ZM252 178V179H251ZM254 178V179H253ZM260 178V179H259ZM50 179V180H49ZM68 181H67V180ZM92 179V180H91ZM98 179V180H97ZM103 179H105V180H103ZM110 179V180H109ZM114 179V180H113ZM129 179V180H128ZM160 179V180H159ZM164 179V180H163ZM190 179H192V181H194V182H192V181H190ZM196 179H198V180H200V182L202 183V185H201V187H200V182L198 183V182H195V181H198V180H196ZM207 179V180H208ZM259 179V180H258ZM261 179H263V181H261ZM59 180L61 181V182H59ZM66 180V181H65ZM71 180V181H70ZM75 180V181H74ZM101 180V181H100ZM112 180V182H110ZM135 180V181H134ZM162 180V181H161ZM179 180V182H176V181H178ZM188 180L190 181L189 183H188ZM229 180H231V182L229 181ZM242 180V181H241ZM245 180V181H244ZM252 180V181H251ZM255 180V181H254ZM65 181V182H64ZM104 181V182H103ZM105 181L107 182V184L105 183ZM135 182V184H137L136 185V187H135V184H134V182ZM143 181V182H142ZM151 181H154V182H152V185L154 184L155 185V187H156V189H155V187H154V185H153V187H154V189H153V187H152V189L150 188V186H152L151 184H149V183H151ZM158 182V185H157V182ZM160 181V182H159ZM229 183H228V182ZM234 181H237V182H234ZM238 181H241L242 183H243V185H244V188H243V186H241L242 185V183L241 182H239L238 183ZM250 182V184H249V182ZM258 181V182H257ZM261 181V182H260ZM8 182V183H7ZM38 182H39V184H38ZM67 182V183H66ZM73 182H74V184H73ZM77 182V183H76ZM103 184H102V183ZM110 182V183H109ZM130 182H133V183H130ZM144 182H147L150 186H148V184H146V183H144ZM161 182H163V183H161ZM173 182H175V184L173 183ZM209 182H211V184L210 185H208L209 184ZM233 182V183H232ZM245 182V183H244ZM258 184H261V186L259 185H257L256 183ZM10 183L12 184V185H14V186H12V187H10ZM33 183V184H32ZM35 183H36V185H35ZM58 183H60V184H58ZM84 183H85V185H84ZM87 183V184H86ZM109 183V184H108ZM182 183V184H181ZM196 183H198V185H199V187H198V185L196 186ZM213 183V184H212ZM231 183V184H230ZM238 183V184H237ZM40 184H42V185H40ZM44 184L46 185L47 184V186L45 187L44 186ZM65 184V185H64ZM112 184V185H111ZM128 187H126L125 185ZM129 184V185H128ZM134 184V185H133ZM162 184H164V185H162ZM167 184H168V187H167ZM174 184V186H176L177 188H176V190H175V188L172 186ZM177 184V185H176ZM186 184V185H187ZM237 184V185H236ZM249 184V185H248ZM257 186H256V185ZM23 185H24V187H23ZM35 185V186H34ZM54 185V186H53ZM77 185H78V187H77ZM82 185V187H80ZM88 185V186H87ZM102 185V186H101ZM115 187H114V186ZM131 185V186H130ZM164 186V188L165 187H167L168 189H164L162 186ZM170 185L173 187L170 191H168L171 187H170ZM179 185V186H178ZM234 185V186H233ZM34 186V187H33ZM51 186H53V187H51ZM64 186V187H63ZM74 186V187H73ZM86 186V187H85ZM121 186H123V187H121ZM124 186H125V188H127V189H125V190H127V192L124 190ZM130 186V187H129ZM134 186V187H133ZM162 187V189H164V190H161V187ZM206 186H208L209 188V190H211V191H207L208 189H206L207 187ZM15 187V188H14ZM21 188V190H19V188ZM23 187V188H22ZM32 187V188H31ZM39 187V188H38ZM43 187V188H42ZM48 187V188H47ZM50 187V188H49ZM57 187V188H56ZM105 189H104V188ZM181 187H182V189H183V187L184 188H186V192H188L189 194H191V195H193V197L190 195V197H189V195H187V193L186 192H184L185 191V189L184 190H182L181 189ZM198 187V188H197ZM224 187V188H223ZM227 189H226V188ZM242 187V188H241ZM250 187V188H249ZM18 188V189H17ZM29 188V189H28ZM41 188V189H40ZM46 188V189H45ZM92 188H93V190H92ZM108 188V189H107ZM123 188V189H122ZM158 188H160V190L161 191H164V192H158V194H157V192L155 191V190H157V191H159V189ZM216 188V189H217ZM240 188V189H239ZM249 188V189H248ZM26 189V190H25ZM65 189V190H64ZM81 189V190H80ZM85 189V190H84ZM89 189H91V190H89ZM112 189V190H111ZM117 189H120L119 191L117 190ZM135 190V191H132V190ZM175 191H174V190ZM180 189V190H179ZM223 189H225L226 190V192H225V190L223 191ZM234 190L235 191V194L236 195H239V196H241L239 199L237 198H235V197H237L236 195H235V197H234V195H231L232 193L234 194V191L232 192H230V190ZM242 189V190H241ZM259 189L263 192V194H262V192H259ZM53 190V191H52ZM55 190V191H54ZM78 190V191H77ZM108 190V191H107ZM109 190H110V193H109ZM115 190V191H114ZM151 190L152 191H154L156 194H154L153 192H151ZM182 190V191H181ZM229 190V192H227ZM238 190V191H237ZM247 190H248V192H247ZM9 191L11 192V193H13L14 194V196L12 197H10L9 196ZM15 191V192H14ZM31 191V192H30ZM35 191V192H34ZM52 192V194H51V192ZM69 191V193H70V196H65L64 195V193L65 192H68ZM87 191V192H86ZM91 191V192H90ZM117 191V192H116ZM124 191H125V197H123L122 198V196H120V195H123L124 196ZM130 191V192H129ZM135 192L136 194H137V192L139 193V195H141V197L143 198V200H141L142 198L137 194H135V193H132V192ZM169 193H168V192ZM191 191V192H190ZM237 191V192H236ZM239 191H241V193L239 192ZM21 194H20V193ZM43 192V193H42ZM73 192V193H72ZM88 194H86V193ZM167 192V194L169 195V194H171L172 192L174 193V192H176V193H172L171 194V196L169 195H166V194H163V193H166ZM203 192L205 193L206 192V194H207V197L206 198H204V195H202L203 194ZM209 192H212V193H208ZM246 192V193H245ZM32 193V194H31ZM35 193V194H34ZM85 193V194H84ZM109 193V194H108ZM112 193V194H111ZM129 193H132L133 195L135 194V196L134 197H137V201L134 199V197L132 196V194H129ZM142 193H144V194H142ZM159 193H161V194H159ZM180 193H181V195H180ZM185 193H186V197L187 198H190V199H194L193 201H190L189 199L187 200V198L185 197ZM231 193V194H230ZM253 193V194H252ZM258 193V194H257ZM17 194H19V195H17ZM28 194V195H27ZM44 194V195H43ZM117 194H120L119 196L122 198H120V197H118V195ZM127 194V195H126ZM179 194V195H178ZM205 194V195H206ZM221 194V195H220ZM230 194V195H229ZM252 194V195H251ZM2 195V196H1ZM17 195V196H16ZM25 197H24V196ZM30 195V196H29ZM32 195V196H31ZM34 195V196H33ZM39 195H41V196H39ZM58 197V199H57V197ZM116 195V196H115ZM130 195V196H129ZM161 195V196H160ZM222 195L224 196V197H222ZM261 195V196H260ZM19 196H20V198H19ZM37 196V197H36ZM92 196V197H91ZM95 196V197H94ZM98 196V197H97ZM111 196H112V200L113 199H115L116 200V202H112L113 204L111 205L110 203H111V201L112 200H109V198L111 199ZM173 196V198L175 199H173V198H171ZM238 196V197H239ZM250 196V197H249ZM260 196V198H258ZM46 197V198H45ZM55 197H56V199H55ZM73 199H72V198ZM82 197V198H81ZM89 197H90V199H89ZM93 197H94V199H93ZM127 197V198H126ZM128 197H130V198H128ZM131 197H133V198H131ZM144 197H146V198H144ZM170 198L168 201H170L168 204H167V199L168 198ZM15 198V199H14ZM16 198H18V199H16ZM61 198V199H60ZM102 198V199H101ZM119 200H123V201H119ZM163 198V199H162ZM179 198V199H178ZM182 198V199H181ZM185 198V200L186 201H189V202H187V203H189V205H191L192 204V206H190L189 207V205L187 206V205H185V204H187V203H184L183 202V199ZM209 199H207V200H209L210 202H211V196L210 197H208ZM221 198V199H220ZM223 198H226V200H225V202H224V200H222ZM232 199V201H230L231 199ZM246 198V199H245ZM258 200H257V199ZM12 200V203L10 204L9 203V200ZM21 199V200H20ZM27 199H28V202H27ZM35 199H36V201H35ZM39 199V200H38ZM60 199V200H59ZM65 199V200H64ZM68 199H69V201H68ZM76 199V200H75ZM85 199V200H84ZM101 199V200H100ZM108 199V200H107ZM128 199V200H127ZM131 199H133V200H135V201H133L134 203H132L130 200ZM166 199V200H165ZM173 199V200H172ZM227 199L230 201V202H228V203H226L227 202ZM243 199H244V202H243ZM74 200V201H73ZM78 200H79V202H78ZM105 200H106V202H105ZM125 200H126V202H125ZM171 200L172 201H176L175 203H173V202H171ZM180 202H179V201ZM249 200V201H248ZM18 201V202H17ZM45 201V202H44ZM49 201H52V203H50ZM91 201H93V203L91 202ZM109 201V202H108ZM159 201H161L162 202V204L165 206L166 204L168 205V206H163L162 204H160L161 202H159ZM185 201V202H186ZM209 201H207V203L209 202ZM236 201V202H235ZM56 202V204H54ZM101 202V203H100ZM125 202V204H126V207H128V206H130L131 207V210L129 211V207L128 208H126L125 209V204H123ZM151 202H154L156 205V207H157V209H156V207L154 206V204H153V208H155L154 210H151L150 209V207H148L147 206V204L148 203H150V204H152ZM166 202V203H165ZM205 202V203H204ZM210 202H209V204H210ZM225 204H224V203ZM232 202H234L233 204H232ZM248 204V206L246 205V203ZM1 203H2V205H1ZM3 203H5V204H3ZM28 203V204H27ZM31 205H30V204ZM60 203V204H59ZM103 203V204H102ZM105 203L106 204H108V206H106L105 205ZM130 203H131V205H130ZM135 203H137V204H135ZM141 204L140 206H139V204ZM165 203V204H164ZM179 203H180V205H179ZM201 203L203 204V205H201ZM212 203V202H211ZM241 203L243 204V203H245L244 205L246 206V207H248V208H250L249 210L248 209H246V207L244 208L243 206L244 205H242V207L243 208H241ZM251 203V204H250ZM22 204V205H21ZM26 204H27V206H26ZM72 204V205H71ZM92 204V205H91ZM150 204H148V205H150ZM224 207L225 206V208H223L224 210H225V214L227 213L228 214V216L227 215H222V214H224L223 213V211H221L219 208H221L222 209V206ZM224 204V205H223ZM227 204V205H226ZM229 204V205H228ZM236 204V205H235ZM240 204V205H239ZM249 204L251 205V206H249ZM33 205V206H32ZM60 205V206H59ZM67 205V206H66ZM113 205H116L115 206V208H113L112 206ZM119 205V206H118ZM123 205V206H122ZM128 205V206H127ZM132 205H134L135 206V209L134 208H132ZM240 207H239V206ZM3 206V207H2ZM15 206H16V208H15ZM21 206V207H20ZM38 206V207H37ZM84 206H86V207H84ZM133 206V207H134ZM138 206V207H137ZM183 206V207H182ZM194 206V207H195ZM210 206V205H209ZM228 206H230V207H227ZM232 206H234V208L232 207ZM235 206H236V210H235ZM240 208V209H238V207ZM255 206V207H254ZM6 207V208H5ZM11 207V208H10ZM19 207H20V209H24L25 208V210L24 211H26V212H21L20 211V209H19ZM48 207V208H47ZM106 207V209H104ZM109 207V208H108ZM117 207V208H116ZM121 207L123 208L124 207V210L126 211H129L127 214L126 213H124L123 212V210L121 209ZM169 207V208H168ZM219 207V208H218ZM3 208V209H2ZM8 208H10V209H8ZM18 208V209H17ZM32 208H33V210H32ZM36 208V209H35ZM42 208V209H41ZM52 208H54V209H52ZM56 208V209H55ZM59 208H60V210H59ZM68 208V209H67ZM110 208H112V209H110ZM140 208V211L138 210ZM146 209V210H144V209ZM152 208V207H151ZM152 208V209H153ZM168 208V209H167ZM184 208V209H183ZM186 208H188V209H190L191 210V212H189L190 210H186ZM210 208V209H209ZM4 209H5V211H4ZM8 209V210H7ZM12 209V211L11 212H9L10 210ZM15 209V210H14ZM30 209V210H29ZM44 209V210H43ZM49 209V210H48ZM52 209V210H51ZM108 209H109V212L110 213H107V215H105V211H108ZM132 209H133V213L134 212H136V211H138V212H136V213H132ZM141 209H142V211H141ZM165 209V210H164ZM170 209H172L173 211V213L175 214H173L174 215V217L172 216V214L169 212V211H171ZM175 209V210H174ZM217 209V210H216ZM228 209H229V211H228ZM242 209H243V211H242ZM253 209V210H252ZM3 210V211H2ZM18 210V211H17ZM54 210V211H53ZM85 210H87V215H85ZM104 211V213H103V211ZM111 210V211H110ZM113 210H115V211H113ZM116 210H119V212L118 211H116ZM156 210V211H155ZM193 210L195 211V212H193ZM216 210V213L215 212H213V211H215ZM218 210H220L222 213H221V215L222 216H224V218L223 217H220L221 215L217 212ZM226 210H227V212H226ZM247 210V211H246ZM254 210H255V212H254ZM6 211H7V213H6ZM29 211H31V212H29ZM37 211H38V213H37ZM63 211V212H62ZM113 211V212H112ZM126 211V212H127ZM166 211V212H165ZM175 211V212H174ZM198 211L201 213V217H198V216H200V214H197V215H195V214H193V213H198ZM210 211V212H209ZM219 211V212H220ZM117 214H116V213ZM152 212V213H151ZM170 213L171 214V216H170V214H165V213ZM179 212V213H178ZM180 212H181V214L182 213H184V214H182V216H186V217H181V218H178V217H180L181 216V214H180ZM189 212V213H188ZM193 212V213H192ZM211 212H213V215L212 216H210L211 214ZM229 212H230V215H229ZM235 212V215L236 216H239V218L240 219H238L237 220V224L235 223L234 224V220H231L232 221V224H229V222H230V218H231V216H232V214ZM257 212V213H256ZM11 213V214H10ZM13 213V214H12ZM17 213H19V215H17ZM26 213V214H25ZM34 215H33V214ZM52 213V214H51ZM70 215H69V214ZM112 213L115 215H112ZM125 215H127V216H125ZM132 215H131V214ZM151 213V214H150ZM154 213H155V215H154ZM190 213H192V215L193 216H197V217H194V218H199V219H194L193 217H191L190 216ZM205 214V215H207V216H210V217H208V218H210V219H212L213 218V216H215L214 218L215 219H217L216 221H214L215 223H213V224H215V225H213V227H215V228H213L212 226H209V224H211L212 225V220H210V222H208L209 220H208V218H207V216H206V218L203 216V214ZM232 213V214H231ZM237 213V214H236ZM245 213V214H244ZM254 214V216H251L252 214ZM36 214V215H35ZM55 214V215H54ZM98 214V215H97ZM138 214V215H137ZM159 215V217L158 216H156V215ZM180 216H179V215ZM220 216H219V215ZM4 217H3V216ZM13 215H15V217L13 216ZM60 215V216H59ZM62 215H63V217H62ZM108 215H110V216H108ZM119 215H120V217H119ZM144 215V216H143ZM152 215V216H151ZM177 215H178V217H177ZM235 215H233V216H235ZM243 215H245V217L243 216ZM33 216V217H32ZM35 216V217H34ZM107 216V217H106ZM113 216H114V219H113ZM131 216L134 218V219H136V224H139V225H136V224H134L135 223V220L133 219V218H131ZM142 216L144 217L143 219H141L142 218ZM154 216H156V217H158V218H155ZM161 216V217H160ZM163 216V217H162ZM202 216H203V219H202ZM226 216H227V218L229 219L228 221L229 222H227V219H225L226 218ZM243 216V217H242ZM52 217L54 218V220L52 219ZM153 217H154V219H153ZM169 217H171V218H169ZM173 217V218H172ZM176 217V219H178V220H180V219H182L180 222L178 221V220H174L173 221V219ZM190 217H191V219H190ZM218 217V218H217ZM241 217H242V219H241ZM22 220H21V219ZM91 218V219H90ZM103 218H104V220H103ZM130 218H131V220H130ZM138 218H140L141 220H142V222H141V220L140 221H138ZM169 218V220L171 221V223L169 222V220L168 221H166L167 219ZM187 218H189V219H187ZM205 218V219H204ZM222 218V219H221ZM245 218V219H244ZM58 219V220H57ZM106 219V220H105ZM128 219L130 220V221H132V222H128ZM145 219V220H144ZM184 219V220H183ZM195 221H194V220ZM203 221H202V220ZM214 219V220H215ZM219 219V220H218ZM220 219L222 220V222H223V219H225L226 221H225V223H227V225H225V223L223 222H221L220 221ZM232 219V218H231ZM5 220V221H4ZM17 220V221H16ZM19 220V221H18ZM21 220V221H20ZM103 220V221H102ZM157 220H159V221H157ZM188 220V221H187ZM192 220V222H189V221H191ZM201 220V222H202V224H203V222H204V220H205V222H204V224L205 223H208V224H205V225H207V227H208V229H207V227H205V229L206 230H208V232L209 231H211L210 233H212V229H215V231H217L218 232V230L216 229V228H223V229H225V227L224 226H226V228L227 229H225V232L226 233H228V235H229V232L230 231H232L233 232V230H235V229H237L238 230V232L235 230L232 234H231V232H230V236H226V234H225V232H224V230H222V229H219V231L221 230L222 231V234H221V231H220V234H219V232L218 233H216V236H217V234L220 236V235H222L220 238H219V236L218 237H216L217 239H214L215 238V234H208V232L207 231H205L204 230V228H202L201 226H202V224H201V222H199ZM246 220H248V223H247V225L249 226V225H251L250 223H252V225H251V227L249 226L248 228L246 227L247 225H246ZM251 220V221H250ZM2 221V222H1ZM13 221V222H12ZM101 221V222H100ZM134 221V222H133ZM157 221V222H156ZM166 223H165V222ZM195 223H197L198 222V228L200 227V228H202V230L204 231L202 234H208V238L210 239V240H207L208 238L206 237V235H205V237L207 238L206 240L207 241H205V239L204 238H202V236H204V235H202L201 234V237L200 236H198V235H200V234H198V233H200V228H199V230L197 231V226H195V229L196 230H193V232H190L189 230H191L192 229V227H194L193 225L195 224ZM234 221V222H233ZM244 221V222H243ZM250 221V222H249ZM259 221V220H258ZM18 222V223H17ZM45 222H47V223H45ZM53 222V223H52ZM79 222V223H78ZM137 222H139V223H137ZM146 222H149V224L147 225L146 224ZM151 222V223H150ZM152 222L154 223V225L152 224ZM167 222L168 223H170L169 224V226H170V228H172V229H169V226H168V224H167ZM173 222V223H172ZM187 222H189L188 223V226H187ZM216 222H221L222 224H217ZM5 223V224H4ZM23 223V225H21ZM36 223V224H35ZM49 223V224H48ZM90 223V224H89ZM161 223V224H160ZM164 223H165V225H166V227H165V225H164ZM177 223V224H176ZM184 223V224H183ZM191 223V224H190ZM194 223V224H193ZM231 223V222H230ZM243 223H244V227H242L243 226ZM256 223H259V222H256ZM2 224V225H1ZM47 224V225H46ZM68 224V225H67ZM114 224V225H113ZM145 224H146V226H145ZM151 224H152V226H151ZM158 224V225H157ZM181 224V225H180ZM192 225V226H190V225ZM201 226H200V225ZM233 224H234V226H233ZM4 225V226H3ZM77 225H79V226H77ZM81 225V226H80ZM162 225V226H161ZM205 225H203V227L205 226ZM229 225V226H228ZM20 226V227H19ZM41 226V227H40ZM63 226V227H62ZM90 226V227H89ZM140 226V227H139ZM150 226L152 227V229H150ZM30 227V228H29ZM34 227V228H33ZM48 227V228H47ZM54 227H55V229H54ZM69 227V228H68ZM104 227V228H103ZM109 227V228H108ZM122 227V228H121ZM139 227V228H138ZM146 227V228H145ZM187 227H189V228H187V230H186V228ZM191 227V228H190ZM231 227L232 228H234L233 230L231 229ZM240 227H242V228H240ZM60 228V229H59ZM77 228H78V230H77ZM124 228H126V229H124ZM145 228V229H144ZM157 228V229H156ZM182 228V229H181ZM209 228H212V229H209ZM231 230H230V229ZM238 228H240V229H238ZM21 229V230H20ZM33 229H34V231H33ZM57 229V230H56ZM70 229V230H69ZM81 229V230H80ZM119 229V230H118ZM121 229V230H120ZM137 229H138V231H140L139 233H140V235H139V233L137 234L136 232H137ZM153 229H156L155 231H153ZM183 229H184V232H183ZM229 229V230H228ZM260 231H262V232H260ZM5 230V232L7 233H5V232H3ZM24 230H25V232H24ZM41 230V231H40ZM59 230V231H58ZM75 230H77V231H75ZM125 230H127L126 232H125ZM136 230V231H135ZM169 230H170V232L171 231H173L172 232V234H174L173 236H171V233L169 232ZM178 230H180V231H178ZM182 230V231H181ZM247 230L249 231V232H247ZM3 233H2V232ZM17 231V232H16ZM21 231V232H20ZM28 231H29V233H28ZM32 231V232H31ZM63 232V234H62V232ZM80 231H82V232H80ZM94 231V232H93ZM131 231V232H130ZM145 231H147V233L145 232ZM158 231V232H157ZM165 231H166V234H167V238H168V240H167V238H165L164 236H163V232L165 233ZM167 231H168V233H167ZM179 232V233H176V232ZM189 231V232H188ZM194 231H196V232H194ZM228 231V232H227ZM10 232V233H9ZM34 232V233H33ZM77 232H79L78 233V236H80V237H78L77 236ZM145 234H144V233ZM150 232V233H149ZM159 233V234H157L158 236L160 235V233H161V235L167 240V242H166V240H164L166 243H168V241H170L169 239L171 238V240H172V238L173 237H175V238H173V241H170L168 244L171 246L172 245V247H170V246H168L167 247V245H166V248H164V246H165V243H164V241H163V238H161V235L159 236V239L161 238L162 240H159L160 241V243L158 242V244L160 245V246H158V249H160V250H158L157 248H156V244H157V242H154L155 240L157 241L158 240V238L156 237L155 238V236H156V234L155 233ZM175 232V233H174ZM180 232H182V234H184V235H181L180 236ZM205 232H207V233H205ZM2 233V234H1ZM5 233V234H4ZM17 233H19V235H16ZM26 233V234H25ZM32 233V234H31ZM48 233V234H47ZM55 233V234H54ZM131 233H133V235H135V237L134 236H132V234ZM143 233V237H142V234ZM170 233V234H169ZM186 233H188V234H186ZM213 233H214V230H213ZM235 233H238L237 235L238 236H240V238L238 237V236H232V235H234ZM249 233V234H248ZM253 233H254V235L257 237L255 240H258V242L259 243H261L260 245L258 244V245H255V243L253 244V243H250L248 240H249V236H250V240L252 239L253 241H254V237H251L252 235H253ZM29 234H31V235H28ZM61 234V235H60ZM80 234V235H79ZM101 234V235H100ZM131 234V235H130ZM165 234V235H166ZM180 236L179 237V239H178V235ZM197 234V236L198 237H200V238H198L197 236H195ZM224 234V235H223ZM37 235V236H36ZM98 235H100V236H98ZM126 235V236H125ZM130 235V236H129ZM177 237H176V236ZM188 235V236H187ZM213 236L214 238L212 239L213 240V242L211 241V236ZM236 235V234H235ZM253 235V236H254ZM20 236V237H19ZM21 236L23 237V239H21ZM38 237V238H33V237ZM45 236H47V237H45ZM58 236H60V237H58ZM66 236V237H65ZM109 236V237H108ZM114 236H117V237H119V238H121L120 239V242H119V244H118V253L117 254H113V250H112V246H111V241H112V239H113V237ZM127 236H128V238H127ZM137 236H138V238H137ZM151 236V237H150ZM171 236V237H170ZM183 236V238H185V236L187 237V238H185L186 240L188 239V240H190V241H192L193 240V242L195 241V239H191V238H195L196 237V240H199L200 242H199V244H198V241H195L199 246H201L200 248H199V246L197 245V244H194V243H191V242H188V241H186L185 239L182 241L181 240V237ZM193 236V237H192ZM195 236V237H194ZM19 237V238H18ZM26 237H27V239H26ZM44 237V238H43ZM65 238V239H63V238ZM99 237V238H98ZM134 237V238H133ZM141 237V238H140ZM147 237V238H146ZM148 237H149V239L150 240H148ZM191 237V238H190ZM211 237V238H210ZM231 237V238H230ZM233 237H235V238H233ZM16 238V239H15ZM18 238V239H17ZM54 238V239H53ZM68 238V239H67ZM72 238V239H71ZM97 238V239H96ZM127 240H126V239ZM154 238V239H153ZM225 238H226V240H225ZM236 238H238V239H236ZM245 239L244 241H242L243 239ZM260 238V239H259ZM30 239V240H29ZM37 239V240H36ZM40 239V240H39ZM43 241H42V240ZM102 239V240H101ZM133 239H134V241H133ZM137 239H139V242L141 241L142 243H141V245H147V244H149V246H147V249L149 250V251H147V249L145 248V246H144V248H143V246H141V245H139L140 243H138V241H137ZM203 239H204V241H205V243H203L204 241H203ZM223 241H222V240ZM2 240H4L3 242H5V243H2ZM18 240V241H17ZM25 240H26V242H28V243H26L25 242ZM36 240V241H35ZM80 242H79V241ZM97 240V241H96ZM99 240V241H98ZM143 240V241H142ZM154 240V241H153ZM176 240V241H175ZM178 240H179V243H178ZM201 240H202V243H201ZM214 240L215 241H217V243L216 242H214ZM218 240H221L222 241V243L223 244H225V241L227 242V243H229L230 245L228 246V245H226V248H225V245H223L222 243H220L221 241H218ZM235 240H237L236 242H233V241H235ZM8 241V242H7ZM11 241H13V243L11 242ZM14 241H16V242H14ZM24 241V242H23ZM32 241H34V242H32ZM48 241V242H47ZM57 241L59 242V243H57ZM69 241L71 242V243H69ZM129 241V242H128ZM149 241H151L150 243H149ZM163 241V242H162ZM181 241V242H180ZM186 241V242H185ZM241 241V242H240ZM36 242H38L39 243V245H38V243L37 244H35ZM79 242V243H78ZM84 242V243H83ZM88 242V243H87ZM96 242V243H95ZM188 242V243H187ZM244 242V243H243ZM11 243V244H10ZM16 243V244H15ZM18 243V244H17ZM34 243V244H33ZM52 243V244H51ZM61 243V244H60ZM93 243H94V245H93ZM98 243V244H97ZM156 243V244H155ZM164 243V244H163ZM174 245H173V244ZM181 243V244H180ZM189 243H191V244H194L193 246L192 245H190ZM200 243L202 244V245H200ZM211 243V244H210ZM222 244L223 245V248L221 247V246H219L218 245V248L217 247H215L213 244ZM4 244V245H3ZM6 244H8V246L6 245ZM30 245V246H28V245ZM43 244V245H42ZM64 244V245H63ZM67 244H68V246H67ZM82 246H81V245ZM97 244V245H96ZM132 245V247H131V245ZM157 244V245H158ZM164 246H163V245ZM176 244H179V245H183L182 247L181 246H178V245H176ZM184 244H186V246H184ZM187 244L188 245H190V246H187ZM208 244V245H207ZM209 244H210V249L212 250V249H214V247H215V251L213 250V251H210V250H206V249H209ZM252 244L254 245V247L256 246V249H257V246H263L262 248L260 247V249H257L256 251L257 252H255L254 250V252L255 253H253L252 251H248L247 252V250L250 248V246H252ZM256 244H257V242H256ZM7 246V248H6V246ZM26 245V246H25ZM38 245V246H37ZM52 245V246H51ZM59 245V246H58ZM66 245V246H65ZM96 245V246H95ZM151 245V246H150ZM152 245H155V248L152 246ZM177 246V251L175 250V248L172 250V248L174 247V246ZM197 245V246H196ZM211 245H213V246H211ZM246 245V246H245ZM5 246V247H4ZM21 246V247H20ZM80 246V247H79ZM94 246V247H93ZM98 246H100V247H102V249L100 248V247H98ZM134 246H135V248H134ZM162 246V247H161ZM175 246V247H176ZM195 246V247H194ZM204 246V247H203ZM205 246L207 247L206 249H204L205 248ZM228 246V247H227ZM109 247V248H108ZM131 247V248H130ZM153 248L152 250H150V248ZM180 247V248H179ZM189 247H190V249H189ZM199 248V250H200V252H203V251H201V250H205V251H207V252H209V254L207 253V256H206V252L204 251L203 252V256H206V257H208L209 255V257H210V259H208V258H205V257H203L202 255H201V262H200V259H198V258H194V255L195 256H197V255H199V254H201L200 252H197V251H199L198 250V248ZM221 247V248H220ZM248 247V248H247ZM258 247V248H259ZM8 249V251L6 250H4V249ZM18 248V249H17ZM22 248V249H21ZM40 248V249H39ZM71 248H72V250H71ZM78 248H80V251H79V249ZM95 248V249H94ZM125 248V249H124ZM162 248H164V251H165V249H167V251H168V254H172L173 255V253L175 254V255H171V258H172V260H171V258H170V255H168V254H166L167 253V251H166V253H164V251H161V250H163ZM170 248V249H169ZM188 250H187V249ZM197 249V251H196V254L195 253H193L194 251V249ZM217 248V249H216ZM227 248H229V249H227ZM24 249H25V251H24ZM69 249V250H68ZM85 249H86V251H85ZM96 249L98 250V251H100V250H102V252H101V254H102V256H101V254H100V252H98V251H96ZM100 249V250H99ZM108 249V250H107ZM124 249V250H123ZM132 249V250H131ZM142 249V250H141ZM154 249H155V251H157L156 253H155V251H154ZM222 249V250H221ZM225 249H227L226 251H225ZM246 250V252H245V250ZM77 250V251H76ZM132 252H131V251ZM143 250H145V251H147V252H145L144 253V251ZM170 250H171V252H170ZM189 250H190V252H189ZM193 252H192V251ZM243 250V251H242ZM261 250V251H260ZM24 251V252H23ZM39 251V252H38ZM63 251V252H62ZM68 251V252H67ZM95 251V252H94ZM110 251V252H109ZM160 251L161 252H163L162 254H164L163 256L162 255H160ZM179 251V252H178ZM222 251V252H221ZM225 253H224V252ZM4 252V253H3ZM50 252V253H49ZM72 252V253H71ZM85 254H84V253ZM86 252H87V254H86ZM94 252V253H93ZM120 252V253H119ZM139 252H141L140 253V255H139ZM149 252H153V255H154V258L152 257L153 255H150V253ZM170 252V253H169ZM178 252V253H177ZM191 252L193 253L192 255H191ZM213 252H217L216 254L215 253H213ZM259 252V253H258ZM76 253V254H75ZM135 253H138V254H136L135 255ZM147 253V255H146V257L148 258V259H146V257H145V254ZM149 253V254H148ZM157 254V256H155V254ZM176 253L178 254L177 256H176ZM197 253H199V254H197ZM211 253H212V256H211ZM227 253V254H226ZM230 255H229V254ZM4 254V255H3ZM144 254V255H143ZM262 254V255H263ZM44 257H43V256ZM46 255V256H45ZM91 255V256H90ZM106 255V256H105ZM110 257H109V256ZM115 256V258H114V256ZM116 255H117V258L119 257V259H116ZM158 255H160V256H158ZM167 256V257H169V258H165L164 259V262L162 261L163 260V258H164V256ZM180 255V256H179ZM215 255V256H214ZM226 255H227V258H225L226 257ZM229 255V256H228ZM5 256V257H4ZM51 256V257H50ZM78 256V257H77ZM99 256H101V258L99 257ZM105 256V257H104ZM108 256V257H107ZM140 256H143V257H140ZM174 256H176V257H174ZM190 256H191V258L193 257L195 260H196V262L194 261V259L192 260L191 258H190ZM264 256V255H263ZM29 257V258H28ZM52 257H53V259H52ZM70 257V258H69ZM74 257H77V258H74ZM124 257V258H123ZM161 257H163L162 258V260H160L161 259ZM177 257H179V258H177ZM181 257V258H180ZM212 257V258H211ZM214 257H216V258H214ZM219 257H220V259H219ZM5 258V259H4ZM7 258V259H6ZM22 258V259H21ZM25 258V259H24ZM57 258V259H56ZM62 258V259H61ZM92 258V259H91ZM108 258V259H107ZM114 258V259H113ZM150 258H151V260H150ZM173 258L174 259H177V261L176 260H173ZM186 258V259H185ZM245 258V259H244ZM260 259H258L257 260V262L255 263V264H261L262 263V256H260L259 257ZM29 259V260H28ZM75 259V260H74ZM77 259H78V261H77ZM121 259V260H120ZM130 259V260H129ZM141 259H142V261H141ZM180 259V260H179ZM182 259H183V261H182ZM185 259V260H184ZM211 259H213V260H211ZM215 259V260H214ZM242 259V260H241ZM4 260H6V261H4ZM21 260V262H19ZM95 260V261H94ZM107 260V261H106ZM112 260V261H111ZM114 260H116V261H114ZM118 260H120V261H118ZM126 260H127V262H126ZM140 260V261H139ZM144 260H146V261H144ZM187 260V261H186ZM188 260H191V261H188ZM207 260H209L208 262H207ZM261 260V261H260ZM8 261V262H7ZM14 261V262H13ZM24 261V262H23ZM26 261V262H25ZM61 261V262H60ZM78 263H77V262ZM91 261V262H90ZM139 261V262H138ZM174 261V262H173ZM180 263H179V262ZM183 263H182V262ZM212 261V262H211ZM221 261L223 262V263H221ZM242 261V262H241ZM17 262V263H16ZM28 262H30V263H28ZM44 262V263H43ZM96 262V263H95ZM101 262V263H100ZM146 262V263H145ZM153 262H152V264H153ZM184 262H186V263H184ZM192 262H191V264H192ZM260 262V263H259ZM155 263L157 264L158 262L157 261H155ZM154 263V264H155ZM224 263V264H225ZM159 264V263H158ZM189 264V263H188Z\"/></svg>",
	"mask_w": 264,
	"mask_h": 264
},
{
	"label": "bare ground",
	"instance_id": "6f19581e",
	"mask_svg": "<svg viewBox=\"0 0 264 264\" xmlns=\"http://www.w3.org/2000/svg\"><path fill=\"white\" fill-rule=\"evenodd\" d=\"M262 8H264V4H262L261 3V0H253V2L252 3H249V0H0V44H2V43H4L5 41H7V40H9V39H11V37L13 36L14 37V35L16 34V33H18L19 34V32H21L23 35L22 36H25L24 34H31L32 33V28H31V26L30 25H26L25 26V21L26 20H28V19H31V17H34V15H36L37 16V19H36V21H38V23H39V25L42 27V30L44 31V33L49 37V40H50V47H51V50L53 51V53H55V54H57L58 56L59 55H63L64 57H66V60H65V58H64V60L66 61V64H65V66L67 65H69V67L71 68V69H67L66 71H71V70H74V69H76V66L75 65H71V64H73L72 63V61H74V60H77L79 57H82V60H83V58H86V57H89V62L88 63H86V66L88 67V69H89V71H88V73H86V74H88L89 75V77H94V76H96V75H98V73L100 72V73H103V71H107V76H109L108 75V73L110 74V76L108 77L109 78V82H110V87L111 88H115L116 86H117V88H119V86H118V84H122V82L123 81H126V77L125 76H123L124 75V72L123 71H125V70H123L125 67L126 68H128V69H132L133 71L136 69L137 71L138 70H142L140 67H143L144 66V69L146 68V66H145V63H143L144 65H142V63H140V64H137V63H139V62H137V60H139V61H141V60H143V58H146V64L149 66V69H150V72L153 74V73H155V74H162V75H164V76H166V77H164V78H168V77H174L175 78V80L177 79L178 81H180V82H178V84H182V83H184V85H182L181 87H183V86H185L186 84V82H189V81H193V82H198V83H205L206 85H203V87H205V88H207V87H209V85L207 86V84L208 83H211V78H209V76L211 75V74H213V73H217L218 75H220L221 76V78H222V80H228V77L231 79V75H235V74H238L239 75V70H241V69H243V70H247V71H250V70H252V69H254V68H256L257 69V67L259 68V66H263L264 65V17H262V14H261V9ZM36 24V23H35ZM38 30V29H37ZM20 37V36H19ZM21 38H23V37H21ZM26 39H27V37H26ZM24 40V39H23ZM28 40H29V37H28ZM35 40H37V39H35ZM29 42V41H28ZM32 42V41H31ZM42 42V41H41ZM15 43V42H14ZM5 44V43H4ZM28 44V43H27ZM15 45V44H14ZM20 47V46H19ZM31 47V46H30ZM5 48V47H4ZM12 48V47H11ZM30 49V48H29ZM6 50H7V48H6ZM9 50V49H8ZM40 50V49H39ZM12 52V51H11ZM29 52V51H28ZM35 52V51H34ZM6 53H8V52H6ZM36 53V52H35ZM41 56V55H40ZM43 56V55H42ZM45 56V55H44ZM33 57V56H32ZM12 58V57H11ZM87 59V58H86ZM44 60V59H43ZM54 60V59H53ZM52 60V61H53ZM58 60V59H57ZM81 60V59H80ZM145 60V59H144ZM143 60V61H144ZM4 61V60H3ZM6 61V60H5ZM50 61V60H49ZM52 61H51V63H52ZM60 61V60H59ZM70 61V62H69ZM75 62V61H74ZM79 62V61H78ZM77 62V63H78ZM16 64V63H15ZM55 64V63H54ZM58 64V63H57ZM137 64V65H136ZM5 65V64H4ZM43 65V64H42ZM47 65H49V64H47ZM59 65V64H58ZM77 66H78V64H76ZM83 65H85V64H83ZM142 65V66H141ZM44 66V65H43ZM80 66H82V65H80ZM49 67V66H48ZM53 67V66H52ZM264 67V66H263ZM10 68V67H9ZM12 68V67H11ZM81 68V67H80ZM125 68V69H126ZM134 68V69H133ZM1 69V68H0ZM7 69V68H6ZM65 69H66V67H65ZM64 69V70H65ZM127 69V70H128ZM131 69L129 70V71H131ZM147 69V68H146ZM149 69H147V72H149ZM250 69V70H249ZM260 69V68H259ZM263 69V68H262ZM80 70V69H79ZM84 70V69H83ZM134 71V73L135 72H137V71ZM18 71V70H17ZM128 71V72H129ZM132 71V72H133ZM145 71V70H144ZM259 71H262L261 69L259 70ZM259 71H256V73L257 72H259ZM10 72V71H9ZM62 71H61V69H59V71H58V75L56 76V82H60V81H62L63 79H64V77H63V72L61 73ZM65 72V71H64ZM80 72V71H79ZM128 72H126L127 74H128ZM132 72H131V74H132ZM143 72V71H142ZM149 72V76H151L152 74ZM251 72V71H250ZM250 72L247 74V75H249L250 74ZM11 73V72H10ZM80 73H82V71L80 72ZM119 73H121L122 75H119ZM139 73H140V71H139ZM146 73V72H145ZM252 73H253V71H252ZM251 73V74H252ZM6 74V73H5ZM18 74V73H17ZM20 74V73H19ZM77 74V73H76ZM76 74H75V76H76ZM130 74V75H131ZM137 74V73H136ZM151 74V75H150ZM133 75V74H132ZM131 75V76H132ZM160 75H159V77H160ZM233 75V76H234ZM253 75H255V74H253ZM256 75H259V74H256ZM73 76V75H72ZM137 76H138V74H137ZM145 76V75H144ZM146 76H148V75H146ZM149 76L147 77V78H149ZM153 76H154V74H153ZM168 76V77H167ZM240 76V75H239ZM242 76V75H241ZM252 76V75H251ZM249 77V76H247V77H249V78H252V77ZM106 77V76H105ZM142 77V76H141ZM214 77V76H213ZM238 77V76H237ZM244 77L246 78V76H243V77H241V81H242V78H243V80H244ZM262 77V76H261ZM108 78H106V79H108ZM144 78H146V77H144ZM144 78H142V79H144ZM151 78H152V76H151ZM158 78V77H157ZM162 78V77H161ZM203 80H202V79ZM208 78H209V82H208ZM249 78H248V80H249ZM259 78V77H258ZM257 78V79H258ZM35 79V78H34ZM128 79H130V78H128ZM213 79V78H212ZM214 79H215V77H214ZM218 79H220V78H218ZM232 79H233V77H232ZM232 79H231V81H232ZM239 79H240V77H239ZM263 79V78H262ZM30 80V79H29ZM65 80V79H64ZM132 80H133V78H132ZM132 80H130V81H132ZM135 80V79H134ZM138 80H139V77H138ZM149 80H152V79H149ZM162 80V79H161ZM168 80H169V78H168ZM168 80H167V83H168ZM170 80H173V78H171ZM238 80V79H237ZM247 80V81H248ZM252 80V79H251ZM88 81V80H87ZM94 81V80H93ZM137 81V80H136ZM143 81V80H142ZM146 81V80H145ZM158 81V80H157ZM174 81V80H173ZM173 81H170L171 82V84L173 83ZM203 81V82H202ZM215 80H213V82H214ZM218 81V80H217ZM230 81V82H231ZM246 81V82H247ZM256 81V80H255ZM103 82V81H102ZM104 82H106V80L104 81ZM126 82H128V80L126 81ZM140 82V81H139ZM147 82V81H146ZM152 82H155L156 83V81H155V79L154 80H152ZM159 82V81H158ZM161 83H162V81H160ZM163 82H165V81H163ZM175 82H177V81H175ZM182 82V83H181ZM212 82V83H213ZM229 81H228V83H230ZM236 82V79L234 80V82H233V84ZM245 82V83H246ZM250 82L251 81H249V82H247V83H249L250 84ZM253 82V81H252ZM251 82V85L253 84ZM100 83V82H99ZM124 83V82H123ZM130 83V82H129ZM132 83H134V81L132 82ZM160 83V84H161ZM192 83V82H191ZM197 83V84H198ZM221 82H219L218 84H220ZM222 83H223V81H222ZM221 83V84H222ZM227 83V82H226ZM245 83H242V84H245ZM257 83V82H256ZM57 84V83H56ZM90 84H92L93 85V83H90ZM95 84V83H94ZM97 84V83H96ZM103 84V83H102ZM105 84V83H104ZM107 84V83H106ZM125 84H127V83H125ZM141 84V83H140ZM151 84H154V83H151ZM164 84H166V83H164ZM215 84H217V83H215ZM225 84V83H224ZM255 84V83H254ZM258 84V83H257ZM62 85V84H61ZM124 85V84H123ZM127 85H130V84H127ZM144 85H145V83H144ZM143 84H142V86H144ZM174 85H177V84H174ZM174 85H172V86H174ZM190 85V84H189ZM213 85V84H212ZM226 85V84H225ZM232 85V83L231 84H229V86H231ZM237 84H235V86H236ZM248 85V84H247ZM259 85H261V84H259ZM264 85V84H263ZM39 86H41V85H39ZM49 86V85H48ZM55 86H58V85H55ZM54 86V87H55ZM74 86V85H73ZM98 86H99V84H98ZM97 86V87H98ZM140 86V85H139ZM146 86H149V85H146ZM165 86H167V85H165ZM164 86V87H165ZM168 86H170V85H168ZM192 86H193V84H192ZM195 86V85H194ZM196 86H198V85H196ZM195 86V87H196ZM202 86V85H201ZM201 86L199 87V90H202L201 89ZM210 86H211V84H210ZM218 86V85H217ZM226 86H228V85H226ZM229 86H228V88H229ZM234 85H232V87H233ZM5 87V86H4ZM34 87H35V85H34ZM93 87V86H92ZM96 87V86H95ZM103 87H104V85H103ZM102 87V88H103ZM121 87V86H120ZM124 87H126V86H123V88ZM132 87V86H131ZM130 87V88H131ZM134 87V86H133ZM154 87H155V85H154ZM159 87V86H158ZM213 87V86H212ZM212 87H211V89H212ZM222 87V86H221ZM254 87V86H253ZM253 87L251 86V88L253 89ZM255 87H258V85L256 86L255 85ZM255 87H254V89H255ZM260 87V86H259ZM262 87H264V86H262ZM24 88V87H23ZM101 88V87H100ZM106 88V87H105ZM122 88V87H121ZM134 88H137L138 89V87H134ZM145 87H143V89H144ZM167 88V87H166ZM171 88V87H170ZM169 88V89H170ZM174 88V87H173ZM173 88H171V90L173 89ZM216 88V87H215ZM219 88H220V85H219ZM223 88V87H222ZM237 88V87H236ZM236 88L234 89V90H236ZM10 89V88H9ZM25 89V88H24ZM32 89V88H31ZM30 89V90H31ZM91 89H93V88H91ZM107 89V88H106ZM132 89V88H131ZM148 89L150 90V88L148 87ZM151 89H152V87H151ZM181 89V88H180ZM180 89H178V91L180 90ZM186 89V88H185ZM189 89V88H188ZM191 89V88H190ZM193 90H194V87L192 88ZM196 90H197V87L195 88ZM226 89H227V87H226ZM259 90H260V88H258ZM257 89V90H258ZM262 89V88H261ZM13 90V89H12ZM17 90V89H16ZM23 90V89H22ZM46 90V89H45ZM55 90V89H54ZM96 90H98V88L96 89ZM118 90V89H117ZM128 90V89H127ZM139 90H141V89H139ZM146 90V89H145ZM159 90V89H158ZM162 91H163V89H161ZM164 90H165V88H164ZM174 90H176V88H174ZM173 90V91H174ZM182 90H184V88L182 89ZM213 90H214V88H213ZM216 90V89H215ZM220 90L221 89H219V91L218 92H220ZM229 90V89H228ZM234 90H233V92H234ZM237 90H239V89H237ZM242 90V89H241ZM240 90V91H241ZM51 91V90H50ZM59 91V90H58ZM100 91V90H99ZM98 91V92H99ZM122 89H121V93H122ZM132 91H133V89H132ZM184 91H186L187 92V90H184ZM210 91V90H209ZM208 91V92H209ZM225 91V90H224ZM230 91L231 90H229V93H230ZM255 91H256V89H255ZM261 92L263 91V90H260ZM259 91V93H261ZM34 92V91H33ZM100 92H102V91H100ZM103 92L105 93V91H104V89H103ZM108 92V91H107ZM112 92V91H111ZM118 92H120V88H119V90H118ZM136 91H134V93H135ZM138 92V91H137ZM141 92H143L142 90H141ZM159 92H160V90H159ZM168 92H170V90H168ZM175 92V91H174ZM197 92V91H196ZM199 92V91H198ZM207 92V94H209ZM214 92V91H213ZM217 92V91H216ZM215 92V93H216ZM217 92V93H218ZM227 92V91H226ZM233 92H232V94H233ZM235 92H237V91H235ZM235 92H234V95H236L237 96V93L235 94ZM243 92H245V95H247L246 94V85H245V91H243ZM242 92V93H243ZM20 93V92H19ZM30 93V92H29ZM59 93V92H58ZM117 93V92H116ZM116 93H114V95L113 96H115V94ZM145 93V95H147L148 93H147V91L146 92H144ZM147 93V94H146ZM149 93H151V92H149ZM166 93V92H165ZM187 93H191V90H189V92H187ZM201 93V92H200ZM212 93V92H211ZM223 94H224V92H222ZM228 93V92H227ZM226 93V94H227ZM229 93H228V95H227V97L229 98L230 97V95H232V94H230L229 95ZM242 93H240V95H239V93H238V95L239 96H241V94ZM13 94V93H12ZM37 94H38V92H37ZM43 93H41V95H42ZM92 94V93H91ZM98 94V93H97ZM100 94V93H99ZM117 94H119V93H117ZM125 95L127 94L128 95V93H124ZM141 94H143V93H141ZM159 94H161V92L159 93ZM158 94V95H159ZM177 94H179V92H176V95L174 96L175 98H176V96H177ZM206 94V93H205ZM218 94H220V93H218ZM222 94V95H223ZM20 95V94H19ZM48 95H50V94H48ZM53 95V94H52ZM101 95V94H100ZM104 95V94H103ZM108 95V94H107ZM121 95V94H120ZM135 95H137V98H138V95H140V94H135ZM151 95H152V93H151ZM150 95V96H151ZM244 95V94H243ZM242 95V97H244V103H247V101H248V99L247 98H249L248 96L245 98V96H243ZM260 95H263V94H260ZM260 95H259V97L258 98H262V96L260 97ZM2 96V95H1ZM23 96H26V94L25 95H23ZM31 96V95H30ZM35 96V95H34ZM39 96H40V93H39ZM113 96H110L111 98H115V97H113ZM129 96V95H128ZM149 96V95H148ZM192 96V95H191ZM204 96H206V95H204ZM226 96V95H225ZM235 96V97H236ZM249 96H250V94H249ZM253 96V95H252ZM252 96H250V99H252L253 97ZM255 96V95H254ZM258 96V95H257ZM9 97V96H8ZM28 97V96H27ZM43 97V96H42ZM41 97V98H42ZM45 97V96H44ZM52 97V96H51ZM97 97V96H96ZM103 97V96H102ZM117 98H120L119 97V95L118 96H116ZM127 96H125L124 98H126ZM135 97V96H134ZM155 97V96H154ZM168 97V96H167ZM173 97V96H172ZM190 97V96H189ZM199 97V96H198ZM203 97V96H202ZM242 97H239V98H241V100H242ZM252 97V98H251ZM33 98V97H32ZM35 98V97H34ZM40 98V99H41ZM47 98V97H46ZM110 98V99H111ZM131 98V97H130ZM129 98V99H130ZM140 98H142L141 97V95H140ZM139 98V99H140ZM146 98H147V96H146ZM163 98V97H162ZM192 98H194L195 99V96L194 97H192ZM220 98H221V95H220ZM220 98H219V96L217 97L216 96V100L217 99H219L220 100ZM224 97L222 96V99H223ZM48 99H49V97H48ZM47 99V100H48ZM93 99V98H92ZM97 99V98H96ZM107 99V98H106ZM120 99H122V98H120ZM132 99V98H131ZM145 99V98H144ZM143 99V100H144ZM167 99V98H166ZM172 99V98H171ZM177 99V98H176ZM199 99V98H198ZM201 99V98H200ZM245 99H247V101L245 102ZM264 99V98H263ZM10 100V99H9ZM27 100V99H26ZM32 100V99H31ZM67 99H65V101H66ZM72 100V99H71ZM70 100V101H71ZM115 100V99H114ZM119 100V99H118ZM143 100H141V102L143 101ZM170 99H168V101H169ZM192 100V99H191ZM212 100V99H211ZM215 100V101H216ZM7 101V100H6ZM30 101V100H29ZM60 101V100H59ZM103 101V100H102ZM110 101H112V100H110ZM120 101V100H119ZM125 100H123V102H124ZM157 101V100H156ZM160 101V100H159ZM164 101V100H163ZM170 101H172V100H170ZM177 101V100H176ZM175 101V102H176ZM194 101V100H193ZM196 101H197V99H196ZM199 101V100H198ZM198 101H197V103L195 102L194 104H198ZM202 101V100H201ZM223 102V100H220V102ZM243 101V100H242ZM251 101H254L253 99L251 100ZM26 102V101H25ZM32 102V101H31ZM35 102V101H34ZM52 102V101H51ZM99 102V101H98ZM118 102V101H117ZM129 102V101H128ZM134 102V101H133ZM139 102V101H138ZM145 102V101H144ZM147 102V101H146ZM153 102V101H152ZM166 102V101H165ZM164 102V103H165ZM189 102V101H188ZM191 102L192 101H190V104H191ZM200 102V101H199ZM214 102V101H213ZM219 102V103H220ZM224 102H226V100L224 101ZM228 102V101H227ZM231 102V101H230ZM7 103V102H6ZM9 103V102H8ZM57 103V102H56ZM90 103V102H89ZM110 103V102H109ZM108 103V104H109ZM122 103V102H121ZM120 103V104H121ZM161 103V102H160ZM168 103V102H167ZM201 104L203 103V102H200ZM3 104H4V102H3ZM38 104V103H37ZM53 104V103H52ZM51 104V105H52ZM55 104V103H54ZM59 104V103H58ZM99 104V103H98ZM104 104V103H103ZM114 104V103H113ZM123 104V103H122ZM129 104H130V102H129ZM137 104V103H136ZM140 104H144L143 102L142 103H140ZM152 104V103H151ZM154 104V103H153ZM174 104V103H173ZM189 104V103H188ZM189 104V105H190ZM193 104V103H192ZM193 104V105H194ZM201 104H199L198 105V108H200L201 106ZM215 104V103H214ZM218 103H216V105H217ZM224 104V103H223ZM231 104V103H230ZM233 104V103H232ZM231 104V105H232ZM239 104H243V103H239ZM248 104H250L249 102L247 103V105ZM11 105V104H10ZM41 105V104H40ZM111 105V104H110ZM117 105H119V102H118V104ZM127 105V104H126ZM139 105V104H138ZM150 105V104H149ZM160 105V104H159ZM172 105V104H171ZM188 105V106H189ZM192 105V106H193ZM226 105H229V104H226ZM230 105V106H231ZM235 105V104H234ZM245 106H246V104H244ZM33 107H34V105H32ZM37 106V105H36ZM39 106V105H38ZM41 106H43V105H41ZM57 106V105H56ZM64 106V105H63ZM74 106V105H73ZM104 106V105H103ZM102 105H101V107H103ZM114 106V105H113ZM113 106H111V107H113ZM116 106V105H115ZM129 106V105H128ZM127 106V107H128ZM137 106V105H136ZM147 106V105H146ZM145 106V107H146ZM154 106V105H153ZM168 106V105H167ZM169 106H170V104H169ZM173 106V105H172ZM188 106H187V108H188ZM200 106V107H199ZM211 106H212V104H211ZM215 106V105H214ZM213 106V111L215 112V110H214V107ZM219 106L221 107V106H224V105H221V104H219ZM229 106V107H230ZM233 106V105H232ZM263 107H264V103H263V105H262ZM9 106H6V108H8ZM15 107V106H14ZM13 107V108H14ZM30 107H31V104H30ZM55 107V106H54ZM62 107V106H61ZM87 107V106H86ZM110 107V106H109ZM110 107V108H111ZM131 107V106H130ZM138 107V106H137ZM145 107H143L144 108V111H145ZM157 107V106H156ZM164 107V106H163ZM190 107V106H189ZM202 107H205V106H202ZM228 107V106H227ZM233 107H235V106H233ZM236 107H237V105H236ZM240 107H242L241 105H240ZM253 107V106H252ZM255 107V106H254ZM12 108V109H13ZM37 108V107H36ZM58 108V107H57ZM85 108V107H84ZM108 108V107H107ZM109 108V109H110ZM118 108V107H117ZM150 108V107H149ZM153 108V107H152ZM161 108V107H160ZM164 108H166V107H164ZM192 109L194 108V107H191ZM190 108V109H191ZM212 108V107H211ZM210 108V109H211ZM218 108V107H217ZM224 108H226V107H224ZM231 108V107H230ZM34 109V108H33ZM45 109H46V107H45ZM116 109V108H115ZM119 109V108H118ZM126 109V108H125ZM137 109V108H136ZM140 109V108H139ZM167 109V108H166ZM166 109H163V111L164 110H166ZM168 109H170V108H168ZM175 109V108H174ZM177 109V108H176ZM189 109V108H188ZM187 109V110H188ZM191 109V111H192V113L194 114V116H192V118L190 117L191 116V111H190V113L186 110V112H188L189 114H190V116L187 114V119L188 118H191V119H194V121L196 120L194 117H195V113H194V111L196 110V108L195 109H193L192 110ZM202 108H200V109H198V111H196L197 113L199 112L200 114H201V111H203V110H201ZM204 109V108H203ZM218 109H220V108H218ZM222 109H223V107H222ZM221 109V110H222ZM227 109V108H226ZM226 109H224V113L225 114H227V113H229V112H231L232 113V109H231V111H229V110H227V111H229V112H225V110ZM236 110L238 109V108H235ZM242 109L243 110H245L243 107H242ZM248 109V108H247ZM246 109V110H247ZM250 109H252V111L254 112V108H251L250 107ZM42 110H44V109H42ZM63 110V109H62ZM100 110V109H99ZM99 110H97V111H99ZM123 110V109H122ZM127 110H129L128 108H127ZM127 110H126V112H127ZM152 110V109H151ZM150 110V111H151ZM204 110H206V109H204ZM221 110H219L220 111V113H221ZM238 110H241V109H238ZM264 110V109H263ZM30 111V110H29ZM28 111V112H29ZM35 111V110H34ZM54 111V110H53ZM86 111V110H85ZM94 111V110H93ZM96 111V112H97ZM112 111H114L113 109H112ZM124 111V110H123ZM136 111H138V109L136 110ZM149 111V112H150ZM153 111V110H152ZM163 111H161V112H163ZM175 111V110H174ZM213 111H212V113H213ZM223 111V110H222ZM248 111H250V110H248ZM252 111H250L251 113H252ZM37 112V111H36ZM59 112V111H58ZM62 112V111H61ZM80 112V111H79ZM100 112V111H99ZM104 112V111H103ZM115 112H117V111H115ZM119 112V111H118ZM139 112V111H138ZM137 112V113H138ZM142 112V111H141ZM156 112V111H155ZM165 112V111H164ZM167 113H168V110L166 111ZM170 112V111H169ZM185 112V111H184ZM6 113H8V112H6ZM10 113H12V112H10ZM14 113V112H13ZM16 113V112H15ZM38 113H39V111H38ZM48 113V112H47ZM76 113V112H75ZM78 113V112H77ZM98 113V112H97ZM100 113H102V112H100ZM104 113H107V112H104ZM110 113V112H109ZM108 113V114H109ZM129 112H127V114H128ZM134 113V112H133ZM174 113V112H173ZM173 113H171V116L173 115L174 116V114ZM203 113H205L204 111H203ZM203 113L201 114V115H203ZM219 113V112H218ZM249 113V112H248ZM250 113V114H251ZM260 113V112H259ZM263 113V112H262ZM262 113H261V116H262ZM25 114H26V112H25ZM87 114V113H86ZM95 114V113H94ZM93 114V115H94ZM107 114V115H108ZM111 114H112V112H111ZM111 114H110V116H111ZM122 114V113H121ZM129 114H131V113H129ZM143 114V113H142ZM165 114V113H164ZM163 114V115H164ZM192 114V115H193ZM210 114V113H209ZM249 114V115H250ZM254 114V113H253ZM20 116H21V114H19ZM42 115V114H41ZM45 115V114H44ZM43 115V116H44ZM53 115V114H52ZM58 115V114H57ZM67 115H68V113H67ZM76 115V114H75ZM79 115V114H78ZM97 115V114H96ZM100 115V114H99ZM113 115V114H112ZM116 115V114H115ZM123 115V114H122ZM122 115H120V116H122ZM125 115V114H124ZM146 115H148V114H146ZM145 115V116H146ZM150 115V114H149ZM148 115V116H149ZM159 115V114H158ZM158 115H157V117H158ZM163 115L161 116V117H163ZM168 115H169V113H168ZM201 115H199V114H197V116H201ZM211 115V114H210ZM219 116H221V114H218ZM224 115V114H223ZM221 116V117H224V116ZM232 115H235L234 113L232 114ZM252 115V114H251ZM264 115V114H263ZM7 116H9V115H7ZM23 116V115H22ZM32 116V115H31ZM39 116H40V114H39ZM83 116V115H82ZM104 116H106V115H104ZM109 116V115H108ZM109 116V117H110ZM133 116V115H132ZM137 116V115H136ZM141 116V115H140ZM147 116V117H148ZM166 116V115H165ZM165 116H164V118H165ZM170 116V117H171ZM204 116V115H203ZM213 116H216L215 115V113H214V115ZM225 116H227L228 118L227 119H229V115H225ZM242 116L243 115H241L240 116V119L239 120H241L242 121V119L243 118H245V117H243L242 118ZM245 116V115H244ZM5 117V116H4ZM11 117V116H10ZM24 117V116H23ZM79 117V116H78ZM85 117V116H84ZM102 118L101 119H103V116H101ZM107 117V116H106ZM117 117V116H116ZM128 117V116H127ZM153 117H155L154 115H153ZM160 117V119H162L161 121H163L164 120V118H161ZM205 117V116H204ZM204 117H202V118H204ZM207 117H209L210 118V116H208L207 115ZM252 117V116H251ZM21 118V117H20ZM42 118V117H41ZM47 118V116L45 117V119ZM62 118V117H61ZM68 118V117H67ZM75 118V117H74ZM81 118V117H80ZM97 118H99L98 116H97ZM105 118V117H104ZM112 118V117H111ZM125 118V117H124ZM123 118V119H124ZM131 118V117H130ZM145 118V117H144ZM150 118V117H149ZM173 118H175V117H173ZM201 118V117H200ZM199 118V119H200ZM201 118V120H196V121H198L199 123H200V121L202 122V119ZM233 118V117H232ZM232 118H230V121L232 120ZM237 118H239V116L237 115ZM236 118V115H235V118L234 119H237ZM242 118V119H241ZM253 118V117H252ZM3 119V118H2ZM8 119V118H7ZM32 119V118H31ZM43 119V118H42ZM41 119V120H42ZM70 119V118H69ZM76 119H77V117H76ZM83 119V118H82ZM100 118H99V121L101 120ZM122 119V118H121ZM160 119H156L157 121H159ZM167 121L169 122L170 121V118H168L167 117ZM197 119H198V117H197ZM205 119V118H204ZM233 119V120H234ZM5 120V119H4ZM36 120V119H35ZM40 120V119H39ZM47 120V119H46ZM72 120H74L73 118H72ZM92 120V119H91ZM106 120V119H105ZM114 120V119H113ZM128 120V119H127ZM144 120V119H143ZM146 120V119H145ZM171 120H172V118H171ZM190 120V119H189ZM245 120V119H244ZM244 120L242 121V123L244 122ZM249 120V119H248ZM248 120H245L246 122L248 121ZM255 120V119H254ZM253 120V121H254ZM262 120V119H261ZM52 121H54V119L52 120ZM77 121V120H76ZM98 121V120H97ZM111 121H112V119H111ZM121 121V120H120ZM147 121H148V119H147ZM155 121V120H154ZM154 121H151V122H154ZM167 121H165V122H167ZM174 121V120H173ZM172 121V122H173ZM191 121V120H190ZM190 121L189 122H187V124L189 125V126H193V128H194V125L196 124H194V125H190ZM194 121H192V122H194ZM204 121V120H203ZM210 121H211V118H210ZM237 121V120H236ZM235 121V122H236ZM240 121V122H241ZM263 121H264V119H263ZM36 122V121H35ZM39 122V121H38ZM37 122V123H38ZM64 122V121H63ZM89 122V121H88ZM100 122H102V121H100ZM109 122V121H108ZM134 122V121H133ZM149 122V121H148ZM156 122V121H155ZM197 122V123H198ZM205 122V121H204ZM229 122V121H228ZM231 122H233V121H231ZM238 122V121H237ZM245 122V123H246ZM248 122H250V121H248ZM247 122V123H248ZM255 122H257L256 120H255ZM254 122V123H255ZM15 123H16V121H15ZM20 123V122H19ZM22 123V122H21ZM27 123H28V121H27ZM41 123V122H40ZM44 123H46V122H44ZM51 123V122H50ZM60 123H62V122H60ZM74 123V122H73ZM73 123H72V125H73ZM103 124H104V122H102ZM106 123V122H105ZM112 122H110V124H111ZM115 123V122H114ZM118 123H120L119 121H118ZM129 123V122H128ZM147 123V122H146ZM161 122H156V126H157V124H158V126H159V124H160ZM164 123V122H163ZM162 123V124H163ZM209 123V122H208ZM241 123V124H242ZM252 123V122H251ZM2 124H4V121H3V123ZM12 124V123H11ZM18 124V123H17ZM52 124V123H51ZM75 124V123H74ZM78 124H79V122H78ZM109 123H108V125H110ZM131 124H132V122H131ZM142 124V123H141ZM144 124V123H143ZM171 124H173V126L175 127V123H171ZM179 124V123H178ZM177 124V125H178ZM186 124V125H187ZM191 124H193V123H191ZM201 124V123H200ZM198 125V126H201V125ZM202 124H204V123H202ZM223 124V123H222ZM225 124V123H224ZM256 124H258V122L256 123ZM256 124H253L254 126L256 125ZM264 123H262V124H260L261 126L263 125ZM1 125V124H0ZM5 125V124H4ZM41 125V124H40ZM57 125H58V123H57ZM62 125V124H61ZM60 125V126H61ZM77 125V124H76ZM91 125V124H90ZM99 125H102L101 123L99 124ZM116 125V124H115ZM114 125V126H115ZM124 125V124H123ZM128 125V124H127ZM138 125V124H137ZM148 125V124H147ZM152 125H153V123H152ZM168 125V123L166 124V126ZM185 125V123H184V126H186ZM187 125V126H188ZM210 125V124H209ZM226 125V124H225ZM243 125V124H242ZM246 125V124H245ZM249 125H251V124H249ZM252 125V126H253ZM259 125V124H258ZM45 126H47V124L45 125ZM70 126V125H69ZM92 126V125H91ZM105 126H107V123H106V125ZM126 126V125H125ZM131 127H132V125H130ZM155 126V125H154ZM154 126H153V128H154ZM161 126V125H160ZM158 127V133H160L161 131L162 132H164L163 130V128H162V126L161 127ZM169 126H170V123H169ZM172 126V125H171ZM171 126H170V128H171ZM180 126V125H179ZM186 126V127H187ZM197 126V124L195 125V127ZM257 126V125H256ZM264 126V125H263ZM0 127H2V126H0ZM5 127V126H4ZM14 127V126H13ZM18 127V126H17ZM22 127H24V126H22ZM25 127H27V126H25ZM24 127V128H25ZM33 127H34V125H33ZM36 127V126H35ZM51 127V126H50ZM55 127V126H54ZM57 127V126H56ZM62 127H64L63 125H62ZM67 127V126H66ZM82 127V126H81ZM130 127V128H131ZM140 127V126H139ZM143 127V126H142ZM165 127V126H164ZM203 127V126H202ZM201 127V128H202ZM227 127V126H226ZM226 127H224V129L226 128ZM229 127V129H231L230 128V126H228ZM227 127V128H228ZM239 127V126H238ZM244 127V126H243ZM245 127H248V126H245ZM23 128V129H24ZM31 128V127H30ZM30 128H29V131H31L30 130ZM84 128V127H83ZM87 128V127H86ZM90 128V127H89ZM112 128H113V126H112ZM126 128V127H125ZM150 127H147V129H149ZM152 128V127H151ZM157 128V127H156ZM159 128H162V130L160 131L159 130ZM167 127H165V129H166ZM193 128H190L189 127V130L190 129H193ZM198 127H196V128H194V129H197ZM200 128V127H199ZM204 128V127H203ZM207 128H209V127H207ZM214 128H216V127H214ZM256 128V127H255ZM261 128V127H260ZM2 129V128H1ZM13 129V128H12ZM17 129V128H16ZM32 129V128H31ZM50 129V128H49ZM52 129V128H51ZM60 129V128H59ZM62 129V128H61ZM85 129V128H84ZM92 129V128H91ZM111 129V128H110ZM135 129V128H134ZM137 129V128H136ZM141 129V128H140ZM146 129V128H145ZM146 129V130H147ZM168 129H169V127H168ZM172 130H173V128H171ZM184 129H187L188 130V127L187 128H185L184 127ZM211 129V128H210ZM210 129H208L207 131H210ZM221 129H223V128H221ZM223 129V130H224ZM229 129H226V131H229ZM248 129V128H247ZM254 129V127L252 128V130ZM63 130H65V129H63ZM131 130H133V129H131ZM155 130V129H154ZM156 130V131H157ZM167 130V129H166ZM188 130V131H189ZM200 130V129H199ZM205 129H203V131H204ZM214 130V129H213ZM211 131V132H214V131ZM233 130V129H232ZM240 130H241V128H240ZM249 130V129H248ZM247 130V132L249 133V131ZM255 130V129H254ZM253 130V131H254ZM258 130V129H257ZM3 131H4V129H3ZM11 131V130H10ZM18 131H20L21 132V129L20 130H18ZM17 131V132H18ZM23 131V130H22ZM28 131V132H29ZM34 131V130H33ZM32 131V132H33ZM67 131V130H66ZM66 131H65V133H66ZM76 131V130H75ZM93 131V130H92ZM137 131V130H136ZM141 131H143L142 129H141ZM149 131V130H148ZM184 131H186V130H183V132ZM193 131V130H192ZM198 131V130H197ZM196 130H194V134H193V136L195 135V137L197 138L198 136H196V134H195V132H197ZM202 131V132H203ZM207 131H206V133H207ZM215 131H216V129H215ZM218 131H220V130H218ZM222 131V130H221ZM221 131H220V133H221ZM235 131V130H234ZM1 132V131H0ZM16 132V133H17ZM24 132V131H23ZM43 132V131H42ZM48 132V131H47ZM49 132H50V130H49ZM55 132H56V129H55ZM61 132V131H60ZM137 132H139V131H137ZM146 132V131H145ZM182 132V131H181ZM182 132V134H184V133H186V136H188L187 135V133L188 134H192V132H184L183 133ZM200 132V131H199ZM199 132H197V133H199ZM201 132V133H202ZM217 132V131H216ZM237 132H240V131H238L237 130ZM246 132V133H247ZM3 133V132H2ZM12 133V132H11ZM24 133H26V132H24ZM31 133V132H30ZM51 133H53V131H51ZM78 133V132H77ZM96 133V132H95ZM115 133V132H114ZM136 133V132H135ZM140 133V132H139ZM144 133V132H143ZM148 133V132H147ZM154 133H156L157 134V132H155L154 131ZM165 133V132H164ZM171 133H173V132H170V135L169 136H171L172 134ZM201 133H199V134H201ZM206 133H203V135L204 134H206ZM228 133H233V131H229ZM228 133H227V135H228ZM242 133V132H241ZM13 134V133H12ZM54 134V133H53ZM59 134V133H58ZM63 134V133H62ZM90 134V133H89ZM111 134H112V136H113V133L111 132ZM116 134H117V132H116ZM148 134H150V133H148ZM174 134V133H173ZM190 134V135H191ZM199 134H197V135H199ZM208 134H209V132H208ZM208 134L207 135H204V136H208ZM216 134V133H215ZM215 134H213L214 136H215ZM224 135L226 134L225 132L223 133ZM222 134V135H223ZM229 134V135H230ZM240 134V133H239ZM260 134H261V132H260ZM14 135H15V133H14ZM29 135V134H28ZM33 135V134H32ZM50 135V134H49ZM55 135H56V133H55ZM55 135H53V136H55ZM64 135V134H63ZM68 135V134H67ZM92 135V134H91ZM118 135V134H117ZM120 135V134H119ZM131 135V134H130ZM133 135V134H132ZM138 136H139V134H137ZM146 135L147 134H145V137H146ZM153 135V133H151V136ZM202 135V134H201ZM202 135V136H203ZM212 135V134H211ZM232 135V134H231ZM4 136H6V135H4ZM16 136V135H15ZM18 136V135H17ZM17 136H16V138L14 139V140H16L17 139ZM24 136V135H23ZM96 136V135H95ZM99 136V135H98ZM97 136V137H98ZM111 136V137H112ZM121 137H117V138H121V140H122V134L120 135ZM150 136V135H149ZM148 135H147V137H149ZM159 136H161V135H159ZM163 136V135H162ZM166 138L167 137H169L168 136V134H167V132H166ZM176 136V135H175ZM180 136V135H179ZM182 136H184V135H182ZM202 136H200V137H202ZM203 136V137H204ZM213 136V137H214ZM247 136H248V134H247ZM247 136H246V138H247ZM260 136V135H259ZM43 137V136H42ZM49 137V136H48ZM55 137H57V136H55ZM61 137H63V136H61ZM71 137H72V135H71ZM79 137V136H78ZM78 137H77V139H78ZM85 137V136H84ZM103 137V136H102ZM108 137V136H107ZM106 137V138H107ZM110 137V138H111ZM114 137H116V136H114ZM124 137H125V135H124ZM124 137H123V143H124ZM129 137V136H128ZM131 137V136H130ZM137 137V136H136ZM136 137H132V138H136ZM140 137V136H139ZM142 137H143V135H142ZM142 137H140L139 139H141ZM156 136H155V134H154V138H155ZM232 137V136H231ZM238 137V136H237ZM4 138H6V137H4ZM13 138H14V136H13ZM40 138V137H39ZM58 138H59V136H58ZM64 138V137H63ZM68 137H66V139H67ZM70 138V137H69ZM68 138V139H69ZM88 138V137H87ZM91 138H94V137H91ZM125 138H127V137H125ZM165 138V137H164ZM163 138V139H164ZM172 139H173V137H171ZM171 138H170V140H171ZM190 138V137H189ZM207 138V137H206ZM210 138L211 139H214V138H212L211 136H210ZM233 138H235V139H238V138H236V137H233ZM241 138H242V136H241ZM248 138H250V137H248ZM247 138V139H248ZM33 139V138H32ZM73 139V138H72ZM79 139H81L80 137H79ZM128 139V138H127ZM147 139V138H146ZM145 139V140H146ZM150 139V138H149ZM176 140H177V138H175ZM173 140V142H174V144H175V141L176 140ZM180 139H181V137H180ZM184 139V138H183ZM187 139V138H186ZM191 139H192V141L195 139V138H193L192 137V135H191ZM209 139V138H208ZM218 139H220V138H218ZM222 139H226L227 140V138L225 137L224 138V136H222ZM230 141H231V139L230 138H228ZM245 140V141H249V140ZM257 139H258V137H257ZM261 138H259V140H260ZM6 140H8V139H6ZM42 140V139H41ZM53 140H55V139H53ZM70 140V139H69ZM68 140V141H69ZM81 140H83V139H81ZM87 140V139H86ZM93 140H95V139H93ZM97 140V139H96ZM106 140V139H105ZM115 140H118V139H115ZM136 140V139H135ZM138 140V139H137ZM142 140V139H141ZM144 139H143V141H145ZM148 140V139H147ZM150 140H154V139H150ZM190 140V139H189ZM214 140H217V139H214ZM253 140V142H255L256 143V141H254V140H256V139H252ZM9 141V140H8ZM19 141V140H18ZM21 141V140H20ZM31 141H33V140H30V142ZM56 141H59V139L58 140H56ZM79 141V140H78ZM108 141V140H107ZM114 141V140H113ZM129 141V139L127 140V142ZM164 141V140H163ZM179 141V140H178ZM194 141H196V139L194 140ZM211 141H213V140H211ZM210 141V142H211ZM229 141V142H230ZM240 141H242V140H240ZM250 141H251V139H250ZM249 141V142H250ZM12 142H13V140H12ZM27 142H29V141H27ZM37 142V141H36ZM60 142V141H59ZM59 142H57V143H59ZM67 142V141H66ZM70 142V141H69ZM74 142H76V141H74ZM98 142V141H97ZM96 141H95V143H97ZM101 142H102V140H101ZM105 142V141H104ZM122 142V141H121ZM120 142V143H121ZM132 142H133V140H132ZM132 142H130V145L132 146L133 145V143ZM142 142V141H141ZM146 142H148V141H146ZM153 142V141H152ZM151 142V143H152ZM181 142L182 141H180L179 143L180 144H178L177 143V145L178 146H180V148H182L181 150L179 149V147L177 146V148L179 149V151L180 152H182V150L184 151V149L186 148H188V146H187V140H186V142L187 143H185L186 144V146L184 147V149H183V147H182V144H181ZM191 141H189V143H188V145L190 146V144L191 143H194V142H191ZM197 142V141H196ZM217 142V141H216ZM226 142H228V141H226ZM237 142H239V141H237ZM18 143V142H17ZM22 143V142H21ZM20 143V144H21ZM81 143H83V142H81ZM100 142H98V144H99ZM117 143V142H116ZM122 143V144H123ZM136 143V142H135ZM134 143V144H135ZM143 143V142H142ZM150 143V142H149ZM151 143L150 144H148V146L149 145H151ZM155 143H156V140H155V142H154V145H155ZM160 143V142H159ZM167 143V142H166ZM198 143V142H197ZM213 143H215L214 141H213ZM212 143V144H213ZM224 143H225V141H224ZM236 142L234 141L233 142V145L235 144ZM252 142H250V144H251ZM0 144H3V143H0ZM34 144H36V143H34ZM34 144H32V145H34ZM50 144V143H49ZM75 144H77V143H75ZM74 144V145H75ZM84 144V143H83ZM93 144V143H92ZM102 144H105V143H102ZM108 144V143H107ZM126 144V142L124 143V145ZM127 144H129V143H127ZM144 144V143H143ZM143 144L142 145H140V146H142V148H144V147H146V146H143ZM145 144H147V143H145ZM153 144V143H152ZM158 143H156V146H158L157 145ZM184 144V143H183ZM199 144V143H198ZM208 144V143H207ZM211 143H210V147H209V150L211 149V148H213V149H215L216 151H217V145H212ZM227 144V143H226ZM226 144H225V147H226ZM241 144H243V143H241ZM240 144V145H241ZM254 144V143H253ZM252 144V145H253ZM8 145H9V143H8ZM60 144H57L56 145V147L57 146H59ZM64 145V144H63ZM85 145V144H84ZM90 145V144H89ZM97 145V144H96ZM101 145V144H100ZM196 143H195V147H196ZM246 145H248L247 143H246ZM246 145H244V146H246ZM3 146V145H2ZM4 146H5V144H4ZM16 146V145H15ZM21 146H24V145H22L21 144ZM28 146V145H27ZM30 146V145H29ZM61 146V145H60ZM59 146V147H60ZM66 146V145H65ZM64 146V147H65ZM68 146V145H67ZM66 146V147H67ZM77 146H79V145H77ZM113 146V145H112ZM129 146V145H128ZM131 146H129V148L131 147ZM133 146H135V145H133ZM132 146V148H133V151H134V147ZM171 146H172V140H171ZM171 146H170V148H171ZM176 146V145H175ZM193 146V145H192ZM199 147H201V145L199 144L198 145ZM215 146H217V147H215ZM237 146V147H236ZM239 145L236 143L235 144V148H239L238 147ZM7 147V146H6ZM13 147V146H12ZM32 147V146H31ZM35 146H33L32 148L35 150V148H34ZM43 147V146H42ZM41 147V148H42ZM46 147V146H45ZM65 147V148H66ZM80 147H84V146H79L78 148L79 149H81ZM95 147V146H94ZM98 147H100V146H98ZM98 147H96V150H98ZM106 147V146H105ZM153 147V145L151 146V148ZM199 147H196V148H192V149H197V148H199ZM241 147H243V146H241ZM240 147V148H241ZM29 148V147H28ZM49 148V147H48ZM58 148V147H57ZM74 148V147H73ZM73 148H71V149H73ZM77 148V147H76ZM91 148H92V146H91ZM107 148H108V146H107ZM112 148V147H111ZM111 148H110V150H111ZM126 148V147H125ZM132 148H131V151L130 152H128V155H129V153H132L133 151H132ZM150 148V149H151ZM159 148H160V146H159ZM159 148L157 149V151L159 152ZM174 148V147H173ZM172 148V150L174 151V149ZM233 148H234V146H233ZM234 148V149H235ZM239 148V149H240ZM248 148H250L249 146H248ZM11 149H13V148H10V150ZM15 149H17V148H15ZM15 149H13L14 151H15ZM19 149V148H18ZM21 149H22V147H21ZM20 149V150H21ZM24 149V148H23ZM45 149V148H44ZM53 149V147L50 149V150H52ZM68 149V148H67ZM78 149V150H79ZM87 149V148H86ZM90 149V148H89ZM100 149V148H99ZM127 150H128V148H126ZM146 149V148H145ZM148 149V148H147ZM147 149H146V151H147ZM178 149L176 150V151H174V152H176V153H178V155L176 156L175 155V153H171L172 155H175V159H178L177 157L181 154L180 152H178ZM185 149V150H186ZM189 149V148H188ZM187 149V152L188 153H190V151H194V150H191V147H190V150H188ZM206 149V148H205ZM243 149H245L244 147H243ZM259 149V148H258ZM19 150V151H20ZM30 150V149H29ZM33 150V151H34ZM60 151V149L58 148L57 149V151H56V153L57 152H59ZM62 150H64V148H62ZM61 150V152H64V151H62ZM69 150V149H68ZM75 150V149H74ZM93 150V149H92ZM104 150V149H103ZM152 150V149H151ZM150 150V151H151ZM153 150H154V147H153ZM197 150H200V151H202V149H197ZM196 150V151H197ZM212 150V149H211ZM236 150V149H235ZM238 150V149H237ZM248 150V149H247ZM246 150V151H247ZM251 150V149H250ZM2 151V150H1ZM19 151H18V153H19ZM42 151V150H41ZM40 151V152H41ZM53 151V150H52ZM77 151V150H76ZM83 151V150H82ZM91 151V150H90ZM100 151V150H99ZM105 151H107V150H105ZM124 151H126V150H124ZM156 151V152H157ZM199 151V152H200ZM219 151V153L218 152H216V154L218 153L219 154V156H220V153L222 154V152H220V150H218ZM222 151V150H221ZM231 151H232V148H231ZM243 152L242 150H239V151H237V152ZM252 151H253V148H252ZM255 151H256V148H255ZM23 152H24V150H23ZM26 152H27V150H26ZM36 152V150L34 151V153ZM43 152H45L44 150H43ZM49 152V151H48ZM69 152H71V150L69 151ZM69 152H67L66 151V153H69ZM73 152V151H72ZM71 152V153H72ZM75 152V151H74ZM74 152H73V154H74ZM89 152V151H88ZM114 152V151H113ZM116 152V151H115ZM135 152V151H134ZM133 152V153H134ZM151 152H153V151H151ZM168 152H169V150H168ZM204 152V151H203ZM202 152V153H203ZM206 152H208V150L206 151ZM213 152V154H214V150L212 151ZM227 152V151H226ZM234 152V151H233ZM245 152V151H244ZM243 152V153H244ZM257 152V151H256ZM256 152H255V154H256ZM5 153V152H4ZM7 153V152H6ZM33 153V152H32ZM38 153V152H37ZM65 153V152H64ZM90 153V152H89ZM95 153V152H94ZM108 153V152H107ZM110 153V152H109ZM149 153V152H148ZM155 153V152H154ZM186 153V152H185ZM184 152H183V154H181V155H184L185 154ZM187 153V154H188ZM194 153H195V151H194ZM197 153V152H196ZM201 152H200V154H202ZM225 153V152H224ZM223 153V154H224ZM229 153V152H228ZM227 153V154H228ZM251 153V152H250ZM250 153H247V154H250ZM12 154V153H11ZM39 154V153H38ZM47 154V153H46ZM51 154V153H50ZM59 154H60V152H59ZM70 154V153H69ZM75 154H77V153H75ZM92 154V153H91ZM151 154V153H150ZM159 154L160 155H163V154H161L160 152H159ZM167 154V153H166ZM187 154H185L186 156H187ZM191 154V156L193 155L192 153H190ZM198 154V153H197ZM195 155V156H198V155ZM217 154V155H218ZM237 154V153H236ZM254 154V153H253ZM254 154V156L253 157H255V156H257V155H255ZM9 155V154H8ZM20 155V154H19ZM27 154H25V156H26ZM34 155V154H33ZM44 155V154H43ZM57 155V154H56ZM64 155V154H63ZM72 155V154H71ZM113 155V154H112ZM135 155H137L136 153H135ZM149 155V154H148ZM159 155V156H160ZM167 155H169V153L167 154ZM180 156L181 157V159H183L184 158V160L183 161H185V164H186V166L187 165H189L188 163H189V161H190V169H189V173H190V170H192L191 169V167H193L192 166V163H191V161L192 162H194V160H192L193 158H196V157H193V158H191V160H189V159H187V161H188V163H186V156ZM203 155V154H202ZM204 155H205V153H204ZM206 155H208V158H210L211 157V155H210V157H209V152H208V154H206ZM216 155V156H217ZM229 155H231V153L229 154ZM235 155V154H234ZM11 156V155H10ZM16 156V155H15ZM32 155H30V157H31ZM38 156V155H37ZM49 156V155H48ZM51 156V155H50ZM49 156V157H50ZM69 156V155H68ZM82 156V155H81ZM85 156V155H84ZM102 156H104V155H102ZM116 156V155H115ZM134 156V155H133ZM151 156V155H150ZM171 156V155H170ZM194 156V155H193ZM200 156V155H199ZM198 156V157H199ZM214 156V155H213ZM212 156V157H213ZM215 156V157H216ZM5 157H7V156H5ZM24 157V156H23ZM39 157V156H38ZM37 157V158H38ZM57 157V156H56ZM59 157V156H58ZM66 157V156H65ZM88 157V156H87ZM106 157V156H105ZM179 157V158H180ZM189 157V155L187 156V158ZM211 157V158H212ZM222 158H223V155L221 156ZM226 157H228L227 155H226ZM226 157L224 156V158L226 159ZM250 157H251V154H250ZM9 158V157H8ZM17 158V157H16ZM18 158H20V157H18ZM17 158V159H18ZM32 158L34 159L35 157H33L32 156ZM42 158V157H41ZM54 158H55V156H54ZM82 158V157H81ZM117 158V157H116ZM134 158H137V157H134ZM138 158H140V156L138 157ZM143 158V157H142ZM141 158V159H142ZM149 158V157H148ZM162 158V157H161ZM160 157H159V159H161ZM165 157H163L162 159H164ZM190 158V157H189ZM205 158H207V157H205ZM206 159V160H209V159ZM231 160H232V155H231V157H229ZM238 158H241V157H238ZM237 158V159H238ZM258 158H260V156L258 157ZM6 159V158H5ZM23 159V158H22ZM43 159V158H42ZM56 159V158H55ZM61 159V158H60ZM77 159H79V158H77ZM151 159V158H150ZM156 159H158V157L156 158ZM166 159V158H165ZM164 159V160H165ZM167 159H168V157H167ZM174 158H173V160H175ZM180 159V160H181ZM213 159V158H212ZM212 159H210V161H212ZM230 159H226V161L228 162V161H230ZM233 159H235L236 160V158L233 156ZM254 159V158H253ZM19 160V159H18ZM37 160V159H36ZM50 160H52V159H50ZM69 160H70V158H69ZM68 160V161H69ZM88 160V159H87ZM90 160V159H89ZM106 160H108V159H106ZM106 160H104V161H106ZM116 159H114V161H115ZM144 160V159H143ZM149 160V159H148ZM169 160H170V158H169ZM172 160V161H173ZM199 160V159H198ZM197 160V161H198ZM214 160V159H213ZM252 160V159H251ZM255 160V159H254ZM253 160V161H254ZM260 160L262 161L263 159L262 158H260ZM6 161V160H5ZM9 161V160H8ZM17 160H15V164L17 163L16 162ZM21 161V160H20ZM26 161V160H25ZM27 161L29 162V160L27 159ZM33 161V160H32ZM39 161V160H38ZM44 161H45V159H44ZM53 162H54V160H52ZM59 161V160H58ZM57 161V162H58ZM65 161V160H64ZM99 161H102V159L101 160H99ZM122 161V160H121ZM132 161V160H131ZM138 161V160H137ZM157 161V160H156ZM171 161V160H170ZM169 161V162H170ZM175 161H179V160H175ZM202 161V160H201ZM215 161V160H214ZM213 161V162H214ZM225 161V162H226ZM239 162H237V163H239L240 164V161L242 162V165L244 164L243 163V161H245L246 162V160H244L243 159V161H242V159H240V160H238ZM24 162V161H23ZM35 162V161H34ZM47 162H49V160L47 161ZM52 162V163H53ZM56 162V163H57ZM62 162V161H61ZM77 162V161H76ZM79 162V161H78ZM77 162V163H78ZM113 162V161H112ZM136 162V161H135ZM150 162V161H149ZM159 162L161 163V165L160 166H163L162 165V163H166L167 161H165V162H161L160 160H159ZM168 162V163H169ZM180 162V167L183 165L181 162L182 161H179ZM231 162V161H230ZM262 162H264V161H262ZM12 163V162H11ZM10 163V164H11ZM21 163V162H20ZM36 163V162H35ZM39 163V162H38ZM43 163H45V162H43ZM60 163V162H59ZM100 163V162H99ZM106 163V162H105ZM107 163H109V162H107ZM116 163V162H115ZM134 163V162H133ZM147 163V162H146ZM184 163V162H183ZM201 163V162H200ZM205 163V162H204ZM210 163V162H209ZM208 163V164H209ZM214 163H216L217 165H219L220 163H222V161L221 162H217V160H216V162H214ZM229 163V162H228ZM232 163V162H231ZM230 163V164H231ZM234 163V162H233ZM247 163V162H246ZM255 163V162H254ZM13 164V163H12ZM14 164V165H15ZM24 164V163H23ZM32 164V163H31ZM46 164V163H45ZM44 164V165H45ZM94 164V163H93ZM92 164V165H93ZM104 164V163H103ZM102 164V165H103ZM110 164H112L111 162H110ZM114 164V163H113ZM125 164V163H124ZM129 164H130V162H129ZM136 164H139V163H137L136 162ZM141 164V163H140ZM149 164V163H148ZM147 164V165H148ZM167 164V163H166ZM166 164L164 165V166H166ZM170 164H173V162L172 163H170ZM175 164V163H174ZM176 164H178V163H176ZM194 164H197V163H194ZM206 165H207V163H205ZM211 164V163H210ZM251 164H253L252 162H251ZM251 164H249L248 163V165H243L244 167L243 168H245L246 166H248V168H250L251 169V167H249V165H251ZM256 164V163H255ZM255 164H253L254 166H255ZM263 164V163H262ZM261 164V165H262ZM28 165H30V164H28ZM40 165V164H39ZM41 165H43V164H41ZM50 165H52V164H50ZM83 165V164H82ZM119 165V167H121L120 166V164H118ZM146 165V167H148ZM159 165V164H158ZM168 165V164H167ZM179 165V164H178ZM198 165H199V162H198ZM202 165H204L203 163L201 164V165H199V166H201V167H203ZM217 165H215L214 166V169H216V171H218L217 170V168H215ZM224 165V164H223ZM229 165V164H228ZM227 165V166H228ZM24 165H22V167H23ZM36 166V165H35ZM57 166H59V165H57ZM67 166V165H66ZM91 166V165H90ZM96 166H99V165H96ZM108 166H110V165H108ZM108 166H106V167H108ZM116 166V165H115ZM124 166V165H123ZM122 166V167H123ZM131 166V165H130ZM134 166V165H133ZM140 166V165H139ZM143 166V165H142ZM145 166V165H144ZM151 165H149V167H150ZM170 166V165H169ZM173 165H171V167H172ZM185 166V167H186ZM188 166V167H189ZM198 166V167H199ZM210 166V165H209ZM219 166H221V165H219ZM225 166V165H224ZM234 168H235V163H234ZM238 166H240V165H238ZM252 166V165H251ZM254 166H252V167H254ZM260 166V165H259ZM18 167V166H17ZM28 167V166H27ZM43 168H45L44 166H42ZM54 167V166H53ZM60 167H61V165H60ZM79 167V166H78ZM83 167V166H82ZM105 167V168H106ZM111 167V166H110ZM121 167V168H122ZM127 167H129V166H127ZM176 169H174V171H173V174H177V175H183L182 174V171H185V170H182V171H180V170H177V168H179V167H177L176 165L174 166ZM187 167V168H188ZM196 167V166H195ZM208 167V166H207ZM206 167V168H207ZM230 168L232 167V166H229ZM228 167V168H229ZM261 168H262V166H260ZM260 167H259V169H260ZM3 168V167H2ZM21 168V167H20ZM39 168H41V167H39ZM49 167H47V169H48ZM63 168V167H62ZM61 168V169H62ZM72 168V167H71ZM77 168V167H76ZM97 167H95V169H96ZM99 168V167H98ZM105 168H103V166H102V169H105ZM117 168V167H116ZM115 167H114V169H116ZM133 168V167H132ZM140 168H142V167H140ZM143 168H145V167H143ZM164 169L163 170H165L166 168L165 167H163ZM168 168H170V167H168ZM173 168V167H172ZM182 168V167H181ZM186 168V169H187ZM229 168V169H230ZM239 167H237L236 169H238ZM241 168V167H240ZM263 168H264V165H263ZM19 169V168H18ZM30 169H32V168H30ZM29 169V170H30ZM42 169V168H41ZM74 169V168H73ZM101 169V168H100ZM108 169V168H107ZM113 169V168H112ZM130 169V168H129ZM134 169V168H133ZM171 169V168H170ZM182 169H185V168H182ZM194 170H196L195 168H193ZM211 169V168H210ZM236 169H234V171L236 170ZM242 169V168H241ZM250 169H246L245 168V170H247L246 171V173H248V170H250ZM254 169V168H253ZM258 169V170H259ZM11 170V169H10ZM53 170V169H52ZM76 170V169H75ZM79 170H81V168H79ZM84 170V169H83ZM83 170H81V172L83 171ZM88 170V169H87ZM123 170L125 171V167H123ZM128 170V169H127ZM149 170H151V169H149ZM167 170V169H166ZM165 170V171H166ZM175 170H176V172H175ZM193 170V171H194ZM200 171H201V169H199ZM202 170H203V168H202ZM206 169H204V171H205ZM256 170V172L258 171L257 169H255ZM260 170H262L263 171V169H260ZM9 171V170H8ZM12 171V170H11ZM25 171H26V169H25ZM33 171V170H32ZM38 171V170H37ZM43 171V170H42ZM45 171V170H44ZM50 171V170H49ZM54 171V170H53ZM89 171H91V167H90V170ZM111 171V170H110ZM110 171H108V172H110ZM130 171V170H129ZM152 171V170H151ZM172 171V170H171ZM179 171H180V173H179ZM210 171V170H209ZM238 171V170H237ZM253 171V170H252ZM262 171H261V173H262ZM10 172V171H9ZM8 172V173H9ZM16 172V171H15ZM24 172V171H23ZM26 172H28V171H26ZM25 172V173H26ZM52 172V171H51ZM80 171H79V173H81ZM121 172H123V171H121ZM120 172V173H121ZM128 172V171H127ZM127 172H125V173H127ZM136 172V171H135ZM138 172H140V171H138ZM143 172H145L144 170H143ZM142 172V173H143ZM168 172V171H167ZM178 172V173H177ZM188 172H187V170H186V173H187V175L188 176H190L189 174H188ZM196 172V171H195ZM195 172H194V174H195ZM206 172H208V171H206ZM204 173V174H208V173ZM211 173H209V175H207V176H210V174H213L214 173V171H213V173H212V171H210ZM231 172V174L229 173V175H228V177L230 176V175H234V174H232V173H235V172H233V168H232V171H230ZM242 172H244V171H242ZM256 172H254V174H256ZM260 172V171H259ZM18 173V172H17ZM33 173V172H32ZM32 173H30V174H32ZM48 173V172H47ZM76 173V172H75ZM133 173H134V171H133ZM148 173V172H147ZM153 173V172H152ZM192 173V172H191ZM190 173V174H191ZM202 173V172H201ZM218 173V172H217ZM224 173L226 174H228V172H225L224 171ZM246 173H245V175H246ZM250 173H252V172H250L249 171V174ZM36 174V173H35ZM50 174V173H49ZM66 174V173H65ZM84 174H85V172H84ZM84 174H82V175H84ZM90 174V173H89ZM105 174H107V172H105ZM119 174V173H118ZM122 174V173H121ZM120 174V175H121ZM124 174V173H123ZM122 174V175H123ZM141 173H139V175H140ZM143 174H146V173H143ZM150 174V173H149ZM162 174H164V173H162ZM167 174H169V173H167ZM166 174V175H167ZM172 173L170 172V175H171ZM172 174V175H173ZM198 174V173H197ZM197 174H195L196 176H197ZM204 174H202V176L204 175ZM216 174V173H215ZM223 173L221 172V174H219L220 176L222 175ZM237 174H242V173H240L239 171H238V173H236L235 175L237 176V178L236 179H238L239 177H238V175ZM26 175V174H25ZM28 175V174H27ZM38 175V174H37ZM43 175V174H42ZM41 175V176H42ZM52 175V174H51ZM86 175V174H85ZM85 175H84V177H85ZM108 175V174H107ZM112 175V174H111ZM119 175V176H120ZM121 175V176H122ZM138 175V174H137ZM157 175H159V174H157ZM170 175H168V177L170 176ZM186 175V174H185ZM199 175V174H198ZM234 175V176H235ZM12 176H14V174L12 175ZM18 176H19V174H18ZM23 176H24V174H23ZM67 176V175H66ZM88 176V175H87ZM125 176H127L126 174H125ZM175 176V175H174ZM191 176H193V174L191 175ZM191 176L189 177V178H191ZM218 176V175H217ZM216 176V177H217ZM220 176H218L217 178H219V180H217V178H216V180L217 181H220ZM234 176H231L232 177V179L234 178ZM242 176V175H241ZM247 176H249V175H246V177ZM251 176H253L252 174H251ZM258 176V175H257ZM11 177V176H10ZM26 177H28V176H26ZM52 177V176H51ZM100 177V176H99ZM102 177V176H101ZM100 177V178H101ZM104 177V176H103ZM106 178L107 177H110V175L109 176H105ZM112 178H113V176H111ZM123 177V176H122ZM121 177V178H122ZM148 177V176H147ZM149 177H151V176H149ZM148 177V181L147 182H150L149 181V179L151 180V178H149ZM154 177H156L155 175H154ZM161 177V176H160ZM167 176H165V178H166ZM179 178H177V179H179L180 180V182H182V180L181 179H183V178H181L180 179V176H178ZM181 177H184V175L183 176H181ZM204 178H206V176L204 175L203 176ZM203 177H201L203 180H204V178ZM213 177V176H212ZM227 177V176H226ZM224 175H223V181L225 182V178H226ZM243 178H244V174H243V176H242ZM256 177V176H255ZM258 177H260V176H258ZM16 178V177H15ZM44 178H45V176H44ZM54 178V177H53ZM57 178V177H56ZM86 178V177H85ZM105 178V179H106ZM119 178V177H118ZM118 178H116V179H118ZM124 178V177H123ZM122 178V180H124ZM126 178H128V177H126ZM140 178H142V177H140ZM143 178H144V176H143ZM172 177H169V179L167 178L166 179V181H164V184L166 185V183H169L170 181V179H171ZM175 178H176V176H175ZM185 178L187 179L188 177H186L185 176ZM184 178V179H185ZM208 178H210V177H208ZM207 178V179H208ZM221 178V179H222ZM32 179V178H31ZM72 179V178H71ZM74 179V178H73ZM93 179V178H92ZM91 179V180H92ZM102 179V178H101ZM105 179H103V180H105ZM130 179V178H129ZM128 179V180H129ZM154 179V178H153ZM174 179V178H173ZM198 179H200V177L198 178ZM198 179H196V180H198ZM206 179V182H205V180L202 182V183H204V185H202V183L200 182V180H198V181H195V182H200V187H201V185H202V189L200 190V192H202V190L204 191L205 190V188H203L204 186H205V184L210 180V179H208L207 180ZM226 179H228V178H226ZM231 179V178H230ZM242 179V178H241ZM248 179H250V178H247V180ZM252 179V178H251ZM254 179V178H253ZM260 179V178H259ZM258 179V180H259ZM263 179H264V177H263ZM263 179H261V181H263ZM45 180H46V178H45ZM50 180V179H49ZM67 180V179H66ZM65 180V181H66ZM98 180V179H97ZM107 181H108V179H106ZM110 180V179H109ZM114 180V179H113ZM145 180H146V178H145ZM160 180V179H159ZM164 180V179H163ZM179 180L178 181H176V182H179ZM193 180H195V177L193 178ZM213 180V179H212ZM212 180H210L211 182H213ZM243 180V179H242ZM241 180V181H242ZM64 181V182H65ZM68 181V180H67ZM71 181V180H70ZM75 181V180H74ZM101 181V180H100ZM135 181V180H134ZM133 181V182H134ZM154 181H155V179H154ZM154 181H151V183H149V184H151L152 185V182H154ZM162 181V180H161ZM190 181H192V179H190ZM189 180H188V183L190 182ZM216 181V182H217ZM230 182H231V180H229ZM241 181H238V183L239 182H241ZM245 181V180H244ZM252 181V180H251ZM250 181V182H251ZM255 181V180H254ZM260 181V182H261ZM59 182H61L60 180H59ZM92 182V181H91ZM104 182V181H103ZM110 182H112V180L110 181ZM109 182V183H110ZM126 181L124 180V183H125ZM133 182H130V183H133ZM143 182V181H142ZM147 182H144V183H146V184H148ZM157 182V181H156ZM160 182V181H159ZM166 182V183H165ZM179 182V183H180ZM183 182H185L184 184L185 185H183L184 187H186V186H188L189 184L191 185L192 183H189V184H187V182L185 181V180H183ZM182 182V183H183ZM192 182H194V181H192ZM211 182H209V184L208 185H210L211 184ZM215 182V181H214ZM213 182V183H214ZM216 182L214 183L215 185H216ZM228 182V181H227ZM234 182H237V181H234ZM249 182V181H248ZM250 182H249V184H250ZM258 182V181H257ZM8 183V182H7ZM67 183V182H66ZM77 183V182H76ZM102 183V182H101ZM105 183L107 184V182L105 181ZM108 183V184H109ZM113 183V182H112ZM127 183V182H126ZM155 183V182H154ZM161 183H163V182H161ZM171 183V182H170ZM169 183V184H170ZM174 184H175V182H173ZM181 183V184H182ZM198 183H196V186L198 185ZM212 183V184H213ZM229 183V182H228ZM233 183V182H232ZM237 183V184H238ZM242 183V182H241ZM245 183V182H244ZM256 183V182H255ZM33 184V183H32ZM38 184H39V182H38ZM58 184H60V183H58ZM73 184H74V182H73ZM87 184V183H86ZM103 184V183H102ZM134 184H135V182H134ZM133 184V185H134ZM148 184V186H150ZM164 184H162V185H164ZM174 184L172 185L174 188H175V190H176V186H174ZM187 184V185H186ZM194 185H195V183H193ZM192 184V186H191V188L189 187V189H192V193H193V195H195L194 193H196V191H197V193L199 192L197 189H196V191H193V188L192 187H194V185ZM231 184V183H230ZM236 184V185H237ZM248 184V185H249ZM257 184V183H256ZM255 184V185H256ZM259 184V183H258ZM257 184V185H258ZM35 185H36V183H35ZM34 185V186H35ZM40 185H42V184H40ZM65 185V184H64ZM84 185H85V183H84ZM112 185V184H111ZM125 185V184H124ZM129 185V184H128ZM136 185L137 184H135V187H136ZM154 185V184H153ZM153 185L152 186H150V188L152 189V187H153ZM157 185H158V182H157ZM161 185V186H162ZM164 185V186H165ZM177 185V184H176ZM256 185V186H257ZM260 186H261V184H259ZM258 185V186H259ZM33 186V187H34ZM44 186L46 187L47 186V184L45 185L44 184ZM54 186V185H53ZM53 186H51V187H53ZM88 186V185H87ZM102 186V185H101ZM114 186V185H113ZM126 186V185H125ZM125 186H124V190L125 189H127V188H125ZM131 186V185H130ZM129 186V187H130ZM160 186V187H161ZM164 186H162L163 188H164ZM171 185H170V189L168 190V191H170L173 187H172ZM179 186V185H178ZM234 186V185H233ZM241 186H243V188H244V185H243V183H242V185ZM23 187H24V185H23ZM22 187V188H23ZM64 187V186H63ZM74 187V186H73ZM77 187H78V185H77ZM80 187H82V185L80 186ZM86 187V186H85ZM115 187V186H114ZM121 187H123V186H121ZM134 187V186H133ZM154 187H155V185H154ZM154 187H153V189H154ZM162 187H161V190H164L165 188L166 189H168L167 187H168V184H167V187H165L164 189H162ZM183 187V189H182V187H181V189L182 190H184L185 189V191L184 192H186V188L188 189V187H186V188H184ZM198 187H199V185H198ZM197 187V188H198ZM207 188L206 189H208L209 187L211 188V190H213L214 192L212 193V192H209V193H212L210 196L212 197L211 198V202L209 201L210 199L208 198V197H210L209 195H208V197H207V194H206V192L204 193L203 192V194L202 195H204V198H206V200L204 199H202V197L203 196H201V197H199V195L200 194H198L197 195V193H196V195H197V197H194V199L195 198H201V201L203 200V201H205L206 202V210H204V206L205 205H203L202 203H203V201H202V203H201V205H203L201 208H203V210L207 213V207H210L211 209H212V207H214L215 208V206H216V204L218 205V203L219 202H221V200L220 201H217L218 200V198H216L215 199V197H221V196H219V194L218 193H221V192H219V191H221V188H217L218 187V185H216V187H214V189H212V185L211 186H206ZM15 188V187H14ZM19 188V187H18ZM17 188V189H18ZM32 188V187H31ZM39 188V187H38ZM43 188V187H42ZM48 188V187H47ZM50 188V187H49ZM57 188V187H56ZM104 188V187H103ZM106 188V187H105ZM104 188V189H105ZM209 188V189H210ZM217 188V189H216ZM224 188V187H223ZM226 188V187H225ZM242 188V187H241ZM250 188V187H249ZM248 188V189H249ZM263 189H264V187H262ZM29 189V188H28ZM41 189V188H40ZM46 189V188H45ZM108 189V188H107ZM123 189V188H122ZM152 189V190H153ZM155 189H156V187H155ZM159 189V191H157V190H155L156 192H157V194H158V192H164V191H161L160 190V188H158ZM207 190V191H211V190ZM227 189V188H226ZM240 189V188H239ZM19 190H21V188H19ZM26 190V189H25ZM65 190V189H64ZM81 190V189H80ZM85 190V189H84ZM89 190H91V189H89ZM92 190H93V188H92ZM91 190V191H92ZM112 190V189H111ZM118 191L120 190V189H117ZM128 190V189H127ZM127 190H125L126 192H127ZM151 190V192H153L154 194H156L154 191H152ZM174 190V189H173ZM174 190V191H175ZM180 190V189H179ZM181 190V191H182ZM194 190H195V187H194ZM215 190H219L217 193H215L216 191ZM225 189H223V191H224ZM230 190V189H229ZM229 190L227 191V192H229ZM242 190V189H241ZM53 191V190H52ZM55 191V190H54ZM78 191V190H77ZM90 191V192H91ZM108 191V190H107ZM115 191V190H114ZM121 191V190H120ZM125 191H124V196L123 195H120V194H117L118 195V197H120V196H122V198L123 197H125ZM132 191H135L134 189L132 190ZM131 191V192H132ZM167 191V192H168ZM206 191V190H205ZM233 192L234 190H230V192ZM238 191V190H237ZM236 191V192H237ZM10 192V191H9ZM15 192V191H14ZM31 192V191H30ZM35 192V191H34ZM51 192V191H50ZM87 192V191H86ZM85 192V193H86ZM117 192V191H116ZM130 192V191H129ZM167 192L166 193H163V194H166V195H168L167 194ZM191 192V191H190ZM225 192H226V190H225ZM240 193H241V191H239ZM247 192H248V190H247ZM259 192H262L260 189H259ZM20 193V192H19ZM43 193V192H42ZM68 193H69V191H68ZM73 193V192H72ZM84 193V194H85ZM109 193H110V190H109ZM108 193V194H109ZM132 193H135V192H132ZM132 193H129V194H132ZM169 193V192H168ZM173 193V192H172ZM171 193V194H172ZM174 193H176V192H174ZM173 193V194H174ZM187 193V195H189V197H190V195L192 194H189L188 192H186ZM186 193H185V197H186ZM208 193V192H207ZM208 193V194H209ZM214 193L216 194V195H218V196H215L214 195ZM246 193V192H245ZM21 194V193H20ZM32 194V193H31ZM35 194V193H34ZM51 194H52V192H51ZM87 194V193H86ZM112 194V193H111ZM136 194V193H135ZM135 194L133 195L132 194V196L134 197L135 196ZM137 194L139 195V193L137 192ZM136 194V195H137ZM142 194H144V193H142ZM159 194H161V193H159ZM171 194H169L170 196H171ZM177 194V193H176ZM206 194V195H205ZM231 194V193H230ZM229 194V195H230ZM253 194V193H252ZM251 194V195H252ZM258 194V193H257ZM262 194H263V192H262ZM17 195H19V194H17ZM16 195V196H17ZM28 195V194H27ZM44 195V194H43ZM88 195V194H87ZM120 195V196H119ZM127 195V194H126ZM168 195V196H169ZM179 195V194H178ZM180 195H181V193H180ZM183 195V194H182ZM181 195V196H182ZM193 195H191L192 197H193ZM195 195V196H196ZM212 195H214V199L216 200V202L217 203H215V206H214V202L212 201V200H214L213 199V196ZM221 195V194H220ZM231 195H234V197H235V191H234V194L232 193ZM2 196V195H1ZM24 196V195H23ZM30 196V195H29ZM32 196V195H31ZM34 196V195H33ZM39 196H41V195H39ZM56 196V195H55ZM116 196V195H115ZM130 196V195H129ZM140 197H141V195H139ZM161 196V195H160ZM206 196V197H205ZM237 197H235L236 199L238 198H240L241 196H239V195H236ZM239 196V197H238ZM261 196V195H260ZM260 196L258 197V198H260ZM13 197V196H12ZM25 197V196H24ZM37 197V196H36ZM42 197V196H41ZM57 197V196H56ZM56 197H55V199H56ZM68 197V196H67ZM92 197V196H91ZM95 197V196H94ZM98 197V196H97ZM133 197H131V198H133ZM143 197V196H142ZM141 197V198H142ZM222 197H224L223 195H222ZM250 197V196H249ZM1 199H2V197H0ZM19 198H20V196H19ZM46 198V197H45ZM72 198V197H71ZM82 198V197H81ZM121 198V197H120ZM121 198V199H122ZM127 198V197H126ZM128 198H130V197H128ZM137 199V197H134V199ZM144 198H146V197H144ZM168 198V197H167ZM171 198H173V196L171 197ZM187 198V197H186ZM191 198V197H190ZM190 198H187V200L189 199L190 201H193L194 199L192 198V199H190ZM15 199V198H14ZM16 199H18V198H16ZM57 199H58V197H57ZM61 199V198H60ZM59 199V200H60ZM73 199V198H72ZM89 199H90V197H89ZM102 199V198H101ZM100 199V200H101ZM116 199V198H115ZM115 199H113L112 200V196H111V199L109 198V200H112L111 201V205L113 204L112 202L115 200ZM118 199V198H117ZM135 199V200H136ZM163 199V198H162ZM170 198H168L167 199V204L170 202V201H168ZM174 199V198H173ZM172 199V200H173ZM179 199V198H178ZM182 199V198H181ZM197 199H195V202H191L192 204H193V207H190V206H192V204L191 205H189V203H187V202H189V201H186L185 200V198L183 199V202L184 203H187V204H185V205H189V207L192 209H195L196 208V206L194 205V203H196V205L200 208V202H199V200H198V202H197ZM207 199H209V200H207ZM221 199V198H220ZM226 200V198H223L222 200ZM231 199V198H230ZM241 199V198H240ZM246 199V198H245ZM257 199V198H256ZM21 200V199H20ZM39 200V199H38ZM65 200V199H64ZM76 200V199H75ZM85 200V199H84ZM108 200V199H107ZM119 200V199H118ZM128 200V199H127ZM130 200V199H129ZM135 200H133V199H131L130 201L132 202V203H134L133 201H135ZM141 200H143V198L141 199ZM166 200V199H165ZM171 200V202H173V203H175L176 201H172ZM175 200V199H174ZM225 200H224V202H225ZM258 200V199H257ZM1 201V200H0ZM35 201H36V199H35ZM68 201H69V199H68ZM74 201V200H73ZM119 201H123V200H119ZM137 201V200H136ZM179 201V200H178ZM186 201V202H185ZM207 201H209L210 202V204H209V202L207 203ZM230 201H232V199L230 200ZM228 199H227V202L226 203H228V202H230ZM249 201V200H248ZM261 201V200H260ZM2 202V201H1ZM18 202V201H17ZM27 202H28V199H27ZM45 202V201H44ZM78 202H79V200H78ZM92 203H93V201H91ZM105 202H106V200H105ZM109 202V201H108ZM114 202H116V200L114 201ZM125 202H126V200H125ZM125 202L123 203V204H125ZM159 202H161V201H159ZM165 202V203H166ZM180 202V201H179ZM204 202V203H205ZM223 202V203H224ZM236 202V201H235ZM243 202H244V199H243ZM101 203V202H100ZM152 204H150V203H148V204H150V205H148L147 204V206L148 207H152L153 208V204H154V206L156 205L154 202H151ZM164 203V204H165ZM177 203V202H176ZM234 202H232V204H233ZM246 203V202H245ZM245 203H241V208H245L246 206L244 205ZM3 204H5V203H3ZM28 204V203H27ZM27 204H26V206H27ZM30 204V203H29ZM54 204H56V202L54 203ZM60 204V203H59ZM103 204V203H102ZM127 204V203H126ZM126 204H125V209L126 208H130L129 209V211L131 210V207L130 206H128V207H126ZM135 204H137V203H135ZM139 204V203H138ZM160 204H162V202L160 203ZM165 205V206H168V205ZM225 204V203H224ZM223 204V205H224ZM251 204V203H250ZM249 204V206H251ZM1 205H2V203H1ZM22 205V204H21ZM31 205V204H30ZM72 205V204H71ZM92 205V204H91ZM105 205L106 206H108V204H106L105 203ZM130 205H131V203H130ZM141 204H139V206H140ZM163 205V204H162ZM179 205H180V203H179ZM210 205V206H209ZM211 205H212V207H211ZM221 205V204H220ZM227 205V204H226ZM229 205V204H228ZM236 205V204H235ZM240 205V204H239ZM238 205V206H239ZM242 205H244L243 207H242ZM246 205L248 206V204L246 203ZM33 206V205H32ZM60 206V205H59ZM67 206V205H66ZM115 206L116 205H113L112 207L113 208H115ZM119 206V205H118ZM123 206V205H122ZM134 205H132V208H134L135 209V206L133 207ZM164 206V205H163ZM164 206V207H165ZM195 206V207H194ZM219 206V205H218ZM222 206V205H221ZM237 206V207H238ZM3 207V206H2ZM21 207V206H20ZM20 207H19V209H20ZM38 207V206H37ZM84 207H86V206H84ZM138 207V206H137ZM150 207V209L151 210H154L155 208H151ZM156 207V206H155ZM183 207V206H182ZM196 208V209H199V208ZM220 207V206H219ZM218 207V208H219ZM227 207V206H226ZM228 207H230V206H228ZM227 207V208H228ZM233 208H234V206H232ZM240 207V206H239ZM238 207V209H240ZM255 207V206H254ZM1 208V207H0ZM6 208V207H5ZM11 208V207H10ZM10 208H8V209H10ZM15 208H16V206H15ZM48 208V207H47ZM109 208V207H108ZM117 208V207H116ZM169 208V207H168ZM167 208V209H168ZM200 208V210H202ZM209 208V209H210ZM213 208V209H214ZM223 208H225V206L223 207L222 206V209L221 208H219L221 211H223V213L225 212V210L223 209ZM3 209V208H2ZM7 209V210H8ZM18 209V208H17ZM36 209V208H35ZM42 209V208H41ZM52 209H54V208H52ZM51 209V210H52ZM56 209V208H55ZM68 209V208H67ZM104 209H106V207L104 208ZM110 209H112V208H110ZM121 209L123 210V212L125 211L124 210V207L122 208L121 207ZM144 209V208H143ZM147 209V208H146ZM146 209H144V210H146ZM156 209H157V207H156ZM184 209V208H183ZM195 209V210H196ZM212 209V210H213ZM237 208H236V206H235V210H236ZM246 209H250V208H248V207H246ZM255 209H257V208H255ZM15 210V209H14ZM24 210H25V208H24ZM30 210V209H29ZM32 210H33V208H32ZM44 210V209H43ZM49 210V209H48ZM59 210H60V208H59ZM136 210V209H135ZM139 211H140V208L138 209ZM165 210V209H164ZM171 211H169L171 214H172V216L174 217V215L176 214H174L172 211V209H170ZM175 210V209H174ZM186 210H190V209H188V208H186ZM217 210V209H216ZM216 210L215 211H213V212H215L216 213ZM220 210H218L217 212L221 215V211ZM253 210V209H252ZM3 211V210H2ZM4 211H5V209H4ZM12 211V209L9 211V212H11ZM18 211V210H17ZM54 211V210H53ZM61 211V210H60ZM103 211V210H102ZM111 211V210H110ZM113 211H115V210H113ZM112 211V212H113ZM116 211H118L119 212V210H116ZM127 211V210H126ZM124 212V213H128L129 211H127V212ZM141 211H142V209H141ZM156 211V210H155ZM220 211V212H219ZM228 211H229V209H228ZM242 211H243V209H242ZM247 211V210H246ZM250 211V210H249ZM0 212H1V210H0ZM24 212H26V211H24ZM29 212H31V211H29ZM63 212V211H62ZM136 212H138V211H136ZM136 212H134V213H136ZM166 212V211H165ZM175 212V211H174ZM189 212H191V210L189 211ZM188 212V213H189ZM193 212H195L194 210H193ZM192 212V213H193ZM210 212V211H209ZM213 212H211L210 214V216H212L213 215ZM226 212H227V210H226ZM254 212H255V210H254ZM6 213H7V211H6ZM37 213H38V211H37ZM103 213H104V211H103ZM107 213H110L109 212V209H108V211H105V215H107ZM116 213V212H115ZM123 213V214H124ZM132 213H133V209H132ZM133 213V214H134ZM152 213V212H151ZM150 213V214H151ZM170 213H165L166 215L167 214H170ZM179 213V212H178ZM192 213H190V216L191 217H197V216H193L192 215ZM205 213V214H206ZM257 213V212H256ZM11 214V213H10ZM13 214V213H12ZM33 214V213H32ZM52 214V213H51ZM69 214V213H68ZM117 214V213H116ZM129 214V213H128ZM127 214V215H128ZM131 214V213H130ZM171 214H170V216H171ZM174 214V215H173ZM180 214H181V212H180ZM182 214H184V213H182ZM182 214H181V216L180 217H178V215H177V217L178 218H181V217H186V216H182ZM193 214H195V215H197V214H200V216H198V217H201V213L198 211V213H193ZM203 214V213H202ZM205 214H203V216L205 217ZM207 214H209V213H207ZM218 214V215H219ZM232 214V213H231ZM237 214V213H236ZM245 214V213H244ZM252 214V213H251ZM259 214V213H258ZM34 215V214H33ZM36 215V214H35ZM55 215V214H54ZM70 215V214H69ZM98 215V214H97ZM112 215H114L113 213H112ZM125 215V214H124ZM127 215H125V216H127ZM132 215V214H131ZM135 215V214H134ZM138 215V214H137ZM154 215H155V213H154ZM219 215V216H220ZM222 215H227L228 216V214L226 213H224V214H222ZM220 216V217H223L224 218V216ZM229 215H230V212H229ZM233 215H235V212L232 214V216ZM3 216V215H2ZM14 217H15V215H13ZM60 216V215H59ZM108 216H110V215H108ZM115 216V215H114ZM114 216H113V219H114ZM144 216V215H143ZM142 216V218L141 219H143L144 217ZM152 216V215H151ZM156 216H158L159 217V215L157 214ZM156 216H154L155 218H158V217H156ZM203 216H202V219H203ZM210 216H208V217H210ZM227 216H226V218L225 219H227V222H229L228 220V218H227ZM232 216H231V218H232ZM236 216V215H235ZM244 217H245V215H243ZM242 216V217H243ZM251 216H254V214H252ZM255 216H259V215H255ZM4 217V216H3ZM33 217V216H32ZM35 217V216H34ZM62 217H63V215H62ZM107 217V216H106ZM119 217H120V215H119ZM128 217V216H127ZM134 217V216H133ZM132 216H131V218H133ZM154 217H153V219H154ZM161 217V216H160ZM163 217V216H162ZM172 217V218H173ZM191 217H190V219H191ZM207 217V218H208ZM215 216H213V220L212 219H210V218H208V220L210 219V220H212L213 222H212V225L211 224H209V226H212L213 227V225H215V224H213V223H215L214 221H216L217 219H215L214 218ZM239 217V216H238ZM242 217H241V219H242ZM247 217V216H246ZM245 217V218H246ZM5 218V217H4ZM3 218V219H4ZM131 218H130V220H131ZM169 218H171V217H169ZM169 218L166 220V221H168L169 220ZM218 218V217H217ZM230 218V220H232ZM244 218V219H245ZM0 219H2V218H0ZM2 219V220H3ZM21 219V218H20ZM52 219L54 220V218L52 217ZM91 219V218H90ZM134 219V218H133ZM140 218H138V221H140L139 220ZM159 219V218H158ZM176 219V217L173 219V221ZM187 219H189V218H187ZM194 219H199V218H194ZM193 219V220H194ZM201 219V220H202ZM215 219V220H214ZM222 219V218H221ZM220 219V221L222 222V220ZM225 219H223V222L225 223ZM240 219V218H239ZM22 220V219H21ZM20 220V221H21ZM58 220V219H57ZM103 220H104V218H103ZM102 220V221H103ZM106 220V219H105ZM129 219H128V222L130 221ZM135 220V223L134 224H136V219H134ZM145 220V219H144ZM155 220V219H154ZM160 220V219H159ZM159 220H157V221H159ZM176 220H178V219H176ZM182 219H180V220H178L179 222L181 221ZM184 220V219H183ZM201 220L199 221V222H201ZM210 220L208 221V222H210ZM219 220V219H218ZM5 221V220H4ZM17 221V220H16ZM19 221V220H18ZM156 221V222H157ZM172 221V220H171ZM171 221L169 220V222L171 223ZM188 221V220H187ZM195 221V220H194ZM193 221V222H194ZM198 221V220H197ZM203 221V220H202ZM235 222H236V220H234ZM233 221V222H234ZM251 221V220H250ZM249 221V222H250ZM2 222V221H1ZM13 222V221H12ZM101 222V221H100ZM130 222H132V221H130ZM134 222V221H133ZM141 222H142V220H141ZM165 222V221H164ZM175 222V221H174ZM189 222H192V220L191 221H189ZM189 222H187V226H188V223ZM204 222H205V220H204ZM204 222H203V224H202V222H201V224H202V228H203V225H205V224H208V223H205L204 224ZM221 222H216L217 224L219 223V224H222ZM231 222V223H230ZM229 222V224H232V221H230ZM244 222V221H243ZM259 222V221H258ZM18 223V222H17ZM45 223H47V222H45ZM53 223V222H52ZM79 223V222H78ZM137 223H139V222H137ZM151 223V222H150ZM155 223V222H154ZM154 223L152 222V224L154 225ZM166 223V222H165ZM165 223H164V225H165ZM170 223H168L167 222V224H168V226H169V224ZM173 223V222H172ZM195 223V222H194ZM193 223V224H194ZM198 223V222H197ZM211 223V222H210ZM238 223V222H237ZM236 223V224H237ZM247 223H248V220H246V225H247ZM5 224V223H4ZM36 224V223H35ZM49 224V223H48ZM90 224V223H89ZM140 224V223H139ZM139 224H136V225H139ZM142 224V223H141ZM140 224V225H141ZM146 224L148 225L149 224V222H146ZM146 224H145V226H146ZM152 224H151V226H152ZM161 224V223H160ZM177 224V223H176ZM184 224V223H183ZM191 224V223H190ZM189 224V225H190ZM196 224V223H195ZM235 224V223H234ZM234 224H233V226H234ZM251 225H252V223H250ZM257 224V223H256ZM2 225V224H1ZM21 225H23V223L21 224ZM47 225V224H46ZM68 225V224H67ZM114 225V224H113ZM158 225V224H157ZM181 225V224H180ZM225 225H227V223H225ZM251 225H249L250 227H251ZM4 226V225H3ZM77 226H79V225H77ZM81 226V225H80ZM142 226V225H141ZM150 226V229H152V227ZM155 226V225H154ZM162 226V225H161ZM190 226H192V225H190ZM194 226V225H193ZM229 226V225H228ZM248 225L246 226L247 228L249 227ZM259 226V224L257 225V227ZM20 227V226H19ZM41 227V226H40ZM63 227V226H62ZM140 227V226H139ZM138 227V228H139ZM165 227H166V225H165ZM205 227H207V225H205ZM205 227H204V230L205 231H207L208 232V230H206L205 229ZM225 227V229H227L226 228V226H224ZM242 227H244V223H243V226ZM242 227H240V228H242ZM30 228V227H29ZM34 228V227H33ZM48 228V227H47ZM69 228V227H68ZM104 228V227H103ZM109 228V227H108ZM122 228V227H121ZM146 228V227H145ZM144 228V229H145ZM186 228V227H185ZM187 228H189V227H187ZM187 228H186V230H187ZM191 228V227H190ZM192 228H195V226L194 227H192ZM200 228V227H199ZM199 228H198V226H197V231L199 230ZM202 228H200V230H202ZM213 228H215V227H213ZM240 228H238V229H240ZM260 228V227H259ZM1 229V228H0ZM54 229H55V227H54ZM60 229V228H59ZM124 229H126V228H124ZM157 229V228H156ZM156 229H153V231H155ZM169 229H172V228H170V226H169ZM182 229V228H181ZM207 229H208V227H207ZM209 229H212V228H209ZM217 230H218V232H219V234H220V231H219V229H222V230H224V232H225V229H223V228H216ZM230 229V228H229ZM228 229V230H229ZM231 229L233 230L234 228H232L231 227ZM230 229V230H231ZM2 230V229H1ZM21 230V229H20ZM57 230V229H56ZM70 230V229H69ZM77 230H78V228H77ZM77 230H75V231H77ZM81 230V229H80ZM119 230V229H118ZM121 230V229H120ZM173 230V229H172ZM196 230V229H195ZM199 230V231H200ZM213 230H214V233H213ZM237 232H238V230L237 229H235ZM235 230H233V232L235 231ZM259 230V229H258ZM261 230V229H260ZM259 230V231H260ZM33 231H34V229H33ZM41 231V230H40ZM59 231V230H58ZM127 230H125V232H126ZM136 231V230H135ZM178 231H180V230H178ZM176 232V233H179V232ZM182 231V230H181ZM250 231V230H249ZM248 230H247V232H249ZM2 232V231H1ZM3 232H5V230L3 231ZM2 232V233H3ZM17 232V231H16ZM21 232V231H20ZM24 232H25V230H24ZM32 232V231H31ZM62 232V231H61ZM80 232H82V231H80ZM94 232V231H93ZM128 232V231H127ZM131 232V231H130ZM140 231H138V229H137V234L139 233ZM146 233H147V231H145ZM158 232V231H157ZM169 232H170V230H169ZM172 232L173 231H171L170 233H171V236H173L174 234H172ZM183 232H184V229H183ZM194 232H196V231H194ZM204 232V231H203ZM207 232H205V233H207ZM211 231H209L208 232V234L210 233ZM218 233L217 231H215V229H212V233H210V234H215L214 236H215V238L213 237V236H211L210 238H211V241L213 242V238L214 239H217L216 237H218L219 235L217 234V236H216V233ZM228 232V231H227ZM231 232V234L233 233L232 231H230ZM230 232H229V235H228V233H226L225 232V234H226V236L228 235V236H230L231 234H230ZM260 232H262V231H260ZM1 233V234H2ZM6 233V232H5ZM4 233V234H5ZM10 233V232H9ZM28 233H29V231H28ZM34 233V232H33ZM78 233L79 232H77V236H78ZM141 233V232H140ZM140 233H139V235H140ZM144 233V232H143ZM143 233L141 234L142 235V237L144 236L143 235ZM150 233V232H149ZM155 233V232H154ZM162 233V232H161ZM161 233H160V235H161ZM167 233H168V231H167ZM169 233V234H170ZM175 233V232H174ZM181 234H180V236L181 235H184V234H182V232H180ZM7 234V233H6ZM26 234V233H25ZM32 234V233H31ZM31 234H29V235H31ZM48 234V233H47ZM55 234V233H54ZM62 234H63V232H62ZM132 234V236H134L135 237V235H133V233H131ZM130 234V235H131ZM145 234V233H144ZM156 234V236H155V238L157 237L158 238V240L156 241H154V242H157V244H158V242L160 243V241L159 240H162L161 238H163V241L164 240H166L165 238H167V234H166V231H165V233L163 232V236L165 237H163L162 235H161V238L159 239V236L157 235V234H159V233H155ZM166 234V235H165ZM187 234V233H186ZM198 234H200V235H198V236H200L201 237V231H200V233H198ZM208 234L206 235V237L208 236ZM221 234H222V231H221ZM236 234V235H235ZM234 235H232V236H238L237 234L238 233H235ZM249 234V233H248ZM28 235V234H27ZM28 235V236H29ZM61 235V234H60ZM64 235V234H63ZM80 235V234H79ZM101 235V234H100ZM100 235H98V236H100ZM129 235V236H130ZM178 235V234H177ZM202 235H204V234H202ZM205 235L204 236H202V238H204L205 239V241H207V240H210L208 237V239L205 237ZM224 235V234H223ZM253 235H254V233H253ZM253 235L251 236V237H253ZM0 236H2V237H8V236H6V235H0ZM32 236V235H31ZM37 236V235H36ZM126 236V235H125ZM170 236V237H171ZM176 236V235H175ZM179 235H178V239H179V237H180ZM188 236V235H187ZM195 236H197V235H195ZM197 236V237H198ZM222 235H220L219 236V238L221 237ZM20 237V236H19ZM18 237V238H19ZM45 237H47V236H45ZM58 237H60V236H58ZM66 237V236H65ZM78 237H80V236H78ZM101 237V236H100ZM109 237V236H108ZM117 237V236H116ZM133 237V238H134ZM151 237V236H150ZM177 237V236H176ZM193 237V236H192ZM200 237H198V238H200ZM239 238H240V236H238ZM17 238V239H18ZM33 238H38V237H33ZM44 238V237H43ZM63 238V237H62ZM99 238V237H98ZM102 238V237H101ZM127 238H128V236H127ZM137 238H138V236H137ZM141 238V237H140ZM147 238V237H146ZM173 238H175V237H173ZM173 238H172V240H171V238L169 239L170 241H173ZM185 238H187L186 236H185ZM185 238H183V236L181 237V240L183 239H185ZM191 238V237H190ZM231 238V237H230ZM233 238H235V237H233ZM249 238V240H250V236L248 237ZM16 239V238H15ZM26 239H27V237H26ZM54 239V238H53ZM63 239H65V238H63ZM68 239V238H67ZM72 239V238H71ZM97 239V238H96ZM121 239V238H120ZM126 239V238H125ZM154 239V238H153ZM176 239V238H175ZM191 239H195V241H198V244H199V240L201 239H199V240H196V237L195 238H191ZM204 239H203V241H204ZM207 239V240H206ZM236 239H238V238H236ZM243 239V238H242ZM260 239V238H259ZM30 240V239H29ZM37 240V239H36ZM35 240V241H36ZM40 240V239H39ZM42 240V239H41ZM102 240V239H101ZM127 240V239H126ZM148 240H150L149 239V237H148ZM167 240H168V238H167ZM167 240H166V242H167ZM180 240V239H179ZM179 240H178V243H179ZM182 240V241H183ZM186 240V239H185ZM222 240V239H221ZM221 240H218V241H221ZM225 240H226V238H225ZM245 239H243L242 241H244ZM255 240V239H254ZM4 240H2V243H5V242H3ZM18 241V240H17ZM43 241V240H42ZM79 241V240H78ZM97 241V240H96ZM99 241V240H98ZM133 241H134V239H133ZM137 241H138V243H140L139 245H141V241L139 242V239H137ZM143 241V240H142ZM162 241V242H163ZM170 241H168V243L170 242ZM176 241V240H175ZM186 241H188V242H191L190 240H186ZM185 241V242H186ZM193 242L194 244H197L196 242ZM205 241L203 242V243H205ZM223 241V240H222ZM222 241L220 242V243H222ZM227 241V240H226ZM225 241V244H223V245H225V248H226V245H230L229 243H227ZM237 240H235V241H233V242H236ZM1 242V241H0ZM8 242V241H7ZM12 243H13V241H11ZM14 242H16V241H14ZM24 242V241H23ZM25 242H26V240H25ZM32 242H34V241H32ZM48 242V241H47ZM80 242V241H79ZM78 242V243H79ZM129 242V241H128ZM151 241H149V243H150ZM165 241H164V243H165V246H164V248H166V245L168 244V243H166ZM174 242V241H173ZM181 242V241H180ZM184 242V241H183ZM187 242V243H188ZM214 242H216L217 243V241H215L214 240ZM238 242V241H237ZM241 242V241H240ZM26 243H28V242H26ZM38 242H36L35 244H37ZM57 243H59L58 241H57ZM69 243H71L70 241H69ZM84 243V242H83ZM88 243V242H87ZM96 243V242H95ZM201 243H202V240H201ZM200 243V245H202ZM244 243V242H243ZM246 243V242H245ZM244 243V244H245ZM11 244V243H10ZM16 244V243H15ZM18 244V243H17ZM34 244V243H33ZM52 244V243H51ZM61 244V243H60ZM98 244V243H97ZM96 244V245H97ZM143 244V243H142ZM151 244V243H150ZM156 244V243H155ZM156 244V248L158 249V246H160L159 244L157 245ZM173 244V243H172ZM181 244V243H180ZM193 244V245H194ZM197 244V245H198ZM211 244V243H210ZM210 244H209V249H206L207 247L205 246V248L204 249H206V250H210V251H213L214 249H215V247H217L218 248V245L219 246H221L222 244H213L215 247H214V249H210ZM234 244V243H233ZM240 244V243H239ZM244 244H242V245H240V247L241 246H243ZM254 244V243H253ZM252 244V245H253ZM259 245L261 244V243H258ZM258 244H256L255 243V245H258ZM0 245H1V243H0ZM4 245V244H3ZM7 246H8V244H6ZM5 245V246H6ZM28 245V244H27ZM38 245H39V243H38ZM37 245V246H38ZM43 245V244H42ZM64 245V244H63ZM81 245V244H80ZM93 245H94V243H93ZM95 245V246H96ZM131 245V244H130ZM174 245V244H173ZM176 245H178V246H181V245H179V244H176ZM175 245V246H176ZM191 245V244H190ZM190 245H188L187 244V246H190ZM196 245V246H197ZM208 245V244H207ZM213 245H211V246H213ZM223 245L221 246L222 248H223ZM262 245H264L263 243H262ZM4 246V247H5ZM7 246H6V248H7ZM26 246V245H25ZM28 246H30V245H28ZM52 246V245H51ZM59 246V245H58ZM66 246V245H65ZM67 246H68V244H67ZM82 246V245H81ZM112 246V245H111ZM141 246H143V245H141ZM145 246V248L147 249V246H149V244H145L144 245ZM144 246H143V248H144ZM151 246V245H150ZM154 248H155V245H152ZM168 246H170L169 244L167 245V247ZM173 247L172 248V250L175 248V250L177 251V246L176 247ZM183 246V245H182ZM181 246V247H182ZM184 246H186V244H184ZM199 246V245H198ZM227 246V247H228ZM246 246V245H245ZM21 247V246H20ZM80 247V246H79ZM94 247V246H93ZM98 247H100V246H98ZM131 247H132V245H131ZM130 247V248H131ZM162 247V246H161ZM170 247H172V245L170 246ZM191 247V246H190ZM190 247H189V249H190ZM195 247V246H194ZM201 246H199V248H200ZM204 247V246H203ZM220 247V248H221ZM239 247V248H240ZM251 247V246H250ZM259 246H257V249H260V247L258 248ZM263 247V246H262ZM261 247V248H262ZM4 249L5 251L7 250L8 251V249ZM101 249H102V247H100ZM109 248V247H108ZM134 248H135V246H134ZM164 248H162L163 250H161V251H164ZM180 248V247H179ZM198 248V247H197ZM199 248H198V250H199ZM216 248V249H217ZM242 248H245L244 246L242 247ZM248 248V247H247ZM255 248H256V246H255ZM264 248V247H263ZM18 249V248H17ZM22 249V248H21ZM40 249V248H39ZM79 249V251H80V248H78ZM95 249V248H94ZM125 249V248H124ZM123 249V250H124ZM153 248L151 247L150 248V250H152ZM170 249V248H169ZM187 249V248H186ZM196 249V248H195ZM194 249V250H195ZM227 249H229V248H227ZM227 249H225V251L227 250ZM256 249V250H257ZM1 250V249H0ZM69 250V249H68ZM71 250H72V248H71ZM100 250V249H99ZM108 250V249H107ZM132 250V249H131ZM130 250V251H131ZM142 250V249H141ZM158 250H160V249H158ZM157 250V251H158ZM188 250V249H187ZM222 250V249H221ZM230 250V249H229ZM239 250H241V249H239ZM245 250V249H244ZM262 250H264V249H262ZM24 251H25V249H24ZM23 251V252H24ZM77 251V250H76ZM85 251H86V249H85ZM96 251H98L97 249H96ZM144 251V253L145 252H147V251H149L148 249H147V251H145V250H143ZM154 251H155V249H154ZM157 251H155V253L157 252ZM160 251V255H164V254H162L163 252H161ZM166 251H167V249H165V251H164V253H166ZM192 251V250H191ZM201 251H203V250H201ZM215 251V250H214ZM228 251V250H227ZM243 251V250H242ZM261 251V250H260ZM39 252V251H38ZM63 252V251H62ZM68 252V251H67ZM95 252V251H94ZM93 252V253H94ZM98 252H100V254H101V252H102V250H100V251H98ZM110 252V251H109ZM132 252V251H131ZM170 252H171V250H170ZM169 252V253H170ZM179 252V251H178ZM177 252V253H178ZM189 252H190V250H189ZM193 252V251H192ZM191 252V255L193 254V253H195V252H193L192 253ZM197 252H200V250L199 251H197ZM206 252V256H207V253L209 254V252H207V251H205ZM222 252V251H221ZM224 252V251H223ZM245 252H246V250H245ZM247 252H248V250H247ZM257 252V251H256ZM261 252H263V251H261ZM4 253V252H3ZM50 253V252H49ZM72 253V252H71ZM84 253V252H83ZM120 253V252H119ZM140 253L141 252H139V255H140ZM150 253V255H153V252L151 253V252H149ZM148 253V254H149ZM154 253V254H155ZM175 253V252H174ZM173 253V255H175ZM176 253V256L178 255ZM200 253H202V254H200V255H204L203 254V252H200ZM213 253H215V252H213ZM217 253V252H216ZM215 253V254H216ZM225 253V252H224ZM259 253V252H258ZM0 254H2V253H0ZM76 254V253H75ZM85 254V253H84ZM86 254H87V252H86ZM103 254V253H102ZM102 254H101V256H102ZM136 254H138V253H135V255ZM166 254H168V251H167V253ZM197 254H199V253H197ZM227 254V253H226ZM229 254V253H228ZM231 254V253H230ZM229 254V255H230ZM4 255V254H3ZM104 255V254H103ZM144 255V254H143ZM146 255H147V253L145 254V257H146ZM160 255H158V256H160ZM168 255H170V258H171V255L172 254H168ZM167 255V256H168ZM172 255V256H173ZM228 255V256H229ZM240 255H242V254H240ZM264 255V254H263ZM43 256V255H42ZM46 256V255H45ZM91 256V255H90ZM101 256H99L100 258H101ZM106 256V255H105ZM104 256V257H105ZM109 256V255H108ZM107 256V257H108ZM114 256V255H113ZM155 256H157V254H155ZM166 255L164 256V258L163 257H161V259L160 260H162V258H163V262H164V259L165 258H169V257H167ZM176 256H174V257H176ZM180 256V255H179ZM195 256V255H194ZM206 256H203V257H205V258H208V259H210V255L208 256V257H206ZM211 256H212V253H211ZM215 256V255H214ZM5 257V256H4ZM44 257V256H43ZM51 257V256H50ZM78 257V256H77ZM77 257H74V258H77ZM110 257V256H109ZM140 257H143V256H140ZM148 257V256H147ZM146 257V259H148ZM153 258H154V255L152 256ZM213 257V256H212ZM211 257V258H212ZM241 257H243V256H241ZM240 256H239V258H241ZM0 258H1V256H0ZM29 258V257H28ZM70 258V257H69ZM114 258H115V256H114ZM113 258V259H114ZM124 258V257H123ZM158 258H160V257H158ZM158 258H157V260H158ZM177 258H179V257H177ZM181 258V257H180ZM190 258H191V256H190ZM195 258V257H194ZM193 257L191 258L192 260L194 259ZM214 258H216V257H214ZM225 258H227V255H226V257ZM5 259V258H4ZM7 259V258H6ZM22 259V258H21ZM25 259V258H24ZM52 259H53V257H52ZM57 259V258H56ZM62 259V258H61ZM92 259V258H91ZM108 259V258H107ZM116 259H119V257L117 258V255H116ZM154 259H156V258H154ZM186 259V258H185ZM184 259V260H185ZM200 259V262H201V258H199ZM219 259H220V257H219ZM229 259V258H228ZM234 259H236V257L234 258ZM245 259V258H244ZM260 259V258H259ZM29 260V259H28ZM75 260V259H74ZM121 260V259H120ZM120 260H118V261H120ZM130 260V259H129ZM150 260H151V258H150ZM171 260H172V258H171ZM173 260H176L177 261V259H174L173 258ZM180 260V259H179ZM197 260V259H196ZM196 260L194 259V261L196 262ZM211 260H213V259H211ZM215 260V259H214ZM237 260V259H236ZM242 260V259H241ZM4 261H6V260H4ZM77 261H78V259H77ZM76 261V262H77ZM95 261V260H94ZM107 261V260H106ZM112 261V260H111ZM114 261H116V260H114ZM140 261V260H139ZM138 261V262H139ZM141 261H142V259H141ZM144 261H146V260H144ZM155 261L156 260H154V262L153 261H151L150 263H149V261H146L147 262V264H152V262H153V264L155 263ZM182 261H183V259H182ZM181 261V262H182ZM187 261V260H186ZM188 261H191V260H188ZM206 261V260H205ZM205 261H203L202 262V264L205 262ZM209 260H207V262H208ZM216 261H220V260H218L217 258H216ZM216 261H214V263L216 262ZM225 261H226V259L223 261L224 263H225ZM228 261V262H227ZM226 262L227 263H229V260H227ZM259 261V260H258ZM261 261V260H260ZM8 262V261H7ZM14 262V261H13ZM19 262H21V260L19 261ZM24 262V261H23ZM26 262V261H25ZM61 262V261H60ZM91 262V261H90ZM117 262V261H116ZM126 262H127V260H126ZM145 262V263H146ZM174 262V261H173ZM179 262V261H178ZM192 262V261H191ZM212 262V261H211ZM222 261H221V263H223ZM233 262V261H232ZM242 262V261H241ZM17 263V262H16ZM28 263H30V262H28ZM44 263V262H43ZM78 263V262H77ZM96 263V262H95ZM101 263V262H100ZM165 264L167 263L166 261L164 262ZM180 263V262H179ZM183 263V262H182ZM184 263H186V262H184ZM189 263V262H188ZM187 263V264H188ZM213 263V264H214ZM216 263H218V262H216ZM223 263V264H224ZM227 263H225V264H227ZM231 263V262H230ZM237 262H235V264H236ZM260 263V262H259ZM7 264V263H6ZM18 264V263H17ZM32 264V263H31ZM34 264V263H33ZM101 264H103V263H101ZM120 264H121V261H120ZM134 264V263H133ZM139 264H142V263H139ZM156 264V263H155ZM158 264V263H157ZM160 264H163V263H161L160 262ZM176 264V263H175ZM178 264V263H177ZM192 264H195L194 262H192ZM198 264V263H197ZM200 264V263H199ZM207 264V263H206ZM232 264H234V263H232ZM241 264V263H240ZM250 264H252V262L250 263ZM262 264V263H261Z\"/></svg>",
	"mask_w": 264,
	"mask_h": 264
},
{
	"label": "snow or ice",
	"instance_id": "6c2138e0",
	"mask_svg": "<svg viewBox=\"0 0 264 264\" xmlns=\"http://www.w3.org/2000/svg\"><path fill=\"white\" fill-rule=\"evenodd\" d=\"M252 2H253V0H249V3H252ZM261 3L264 4V0H261ZM261 14H262V17H264V8L261 9ZM81 71H83V69H81ZM74 83L77 84L78 87H75V88L72 87L71 86L72 82H70L68 86L62 85V91L60 92L61 97L72 96V103L69 104L66 102L64 105V107L67 109L69 116H74L76 109H84V107L87 106V111L91 112L92 110L99 108L102 105V103H103L102 100L100 101V104H97L96 101L92 100V98L89 96V93L91 91H93V89L89 88V83L84 76H82L79 80L75 81ZM73 92L75 93L74 96L72 95ZM0 95H2V92H0ZM89 100H91L92 102L89 103ZM73 105H75V108H73ZM5 115H8V113L5 112L4 105L2 103H0V118L4 117ZM81 115H83V112L81 113ZM62 119H66V117H62ZM87 119L90 121L91 116L89 115L87 117ZM262 119H264V115H262ZM0 123H3L2 119H0ZM69 123H71V121H69ZM79 126H85V120L84 119L79 120V125L77 127H79ZM72 135H73V137H75L76 133L73 132ZM42 136H43L42 140H39V139L37 140V143L35 145V150L39 153V151H41L40 144L43 143L46 146L44 151H45V153H47V145L49 144V141H51V146L54 149L52 155L55 156L57 154L55 151L57 142L51 140V138L48 137L43 132H42ZM261 137L262 138L260 140L258 148L260 151L261 158L264 159V127H262V130H261ZM59 143H60V145H63L64 141H60ZM95 155L96 154L93 153V157H95ZM2 163H3V153H2V151H0V167H2ZM262 175H264V173H262ZM2 180H3V173H2V171H0V182H2ZM16 180H17V182H20V183L24 184L25 186H27L29 184V181L23 175L16 177ZM95 183H96V181L93 178L92 184L94 185ZM12 186H14V185H12L10 183V187H12ZM2 192H3V188H2V184H0V193H2ZM64 195L70 196V193L65 192ZM9 196L10 197L14 196V194L9 192ZM93 199H94V197H93ZM49 202L52 203V201H49ZM9 203L10 204L12 203L11 199L9 200ZM20 211L23 212L24 209H20ZM256 211H258L259 218H260L262 224H264V198L261 199V202H260L258 208L256 209ZM17 215H19V213H17ZM85 215H87V210H85ZM236 219L238 220L239 217H236ZM16 235H19V233H17ZM21 239H23L22 236H21ZM119 242H120V238L114 236L112 241H111L113 254L118 253ZM0 264H4L2 259H0ZM189 264H191V262H189ZM262 264H264V256H262Z\"/></svg>",
	"mask_w": 264,
	"mask_h": 264
},
{
	"label": "water",
	"instance_id": "95a60500",
	"mask_svg": "<svg viewBox=\"0 0 264 264\" xmlns=\"http://www.w3.org/2000/svg\"><path fill=\"white\" fill-rule=\"evenodd\" d=\"M206 216L207 215H205V218H206ZM208 217V216H207ZM236 217H238V216H232V220H236V222H237V219H236ZM204 218V219H205ZM258 220H259V223H257V224H260L261 223V220H260V218L259 217H257L256 219H255V221H254V225H257L256 224V222H258ZM231 221V220H230ZM236 222H234V223H236ZM194 226H198V223H196V224H194ZM205 227V226H204ZM203 227V228H204ZM259 227V226H258ZM257 227V228H258ZM193 230H195V228H192L191 230H189L190 232H193ZM188 231V232H189ZM197 233V232H196ZM201 233H203V230H201ZM188 234V233H187ZM197 235V234H196ZM195 237V236H194ZM254 237V239H256L257 237L254 235L253 236ZM250 243H256L257 242V244L259 243L258 242V240H248ZM191 243H193V240L191 241ZM191 243H189V244H191ZM192 246H193V244H191ZM239 249H241V248H239V244H233L232 245V247L230 248V253L232 254L231 255V257H229V262H231L232 260H234V258L236 257H239L240 256V252H237ZM256 252V248L254 247V245H252L249 249H248V251H252L253 253H255L254 251ZM194 252H195V254H196V251H197V249H195V250H193ZM205 250H203V252H204ZM202 254V253H201ZM263 254V252H261V254H259V255H256L255 257H253V264H255L256 262H257V260L259 259V257L260 256H263L262 255ZM194 257H196V258H200L201 257V255L199 254V255H197V256H194ZM153 260H156L159 264H160V262L161 261H158L157 259H153Z\"/></svg>",
	"mask_w": 264,
	"mask_h": 264
}]
</instances>
